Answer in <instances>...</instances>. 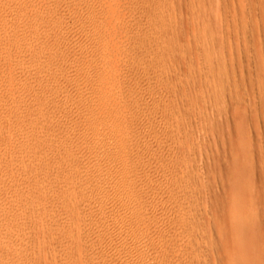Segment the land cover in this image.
Instances as JSON below:
<instances>
[{"label": "rangeland", "instance_id": "obj_1", "mask_svg": "<svg viewBox=\"0 0 264 264\" xmlns=\"http://www.w3.org/2000/svg\"><path fill=\"white\" fill-rule=\"evenodd\" d=\"M9 0H0V4H2V6L0 5V105L2 104V106H0V143L2 141V143L0 144V208L4 211H2L0 209V264H143V263H147V264H174L173 261L175 262V264H236L239 262L241 263L242 261H240L241 259H243V264H264V242L260 243V245H258V247H256L255 251L251 254V255H245L244 253L242 255H240V252L242 253L241 250H239L240 248L242 249V246L244 247V245L242 244L243 239L240 238L241 234H238V231H236L237 227L235 228L236 224V220H238L240 218H244L245 213L248 214L249 209L252 207H249V203L250 200H248V203H245L247 200V197L244 195L243 193H241L242 191L238 192L237 190H239L238 188L235 189V178L238 177L239 175H233L236 174V171L232 168L234 162L232 161V153L235 150V147L240 145V143L237 141L236 137L238 139L239 138V133H238V125L236 121H232L231 125L228 124L230 123V118H232V120H235L236 118H238V122L239 120H242L246 118V120L248 118L251 119L250 114H248V110H250V104H249V98L251 96L250 99H252V97H257L258 98V92L257 93H252L251 91H248L249 93L245 92V90L239 89V87H237L241 92L236 93V91H234L235 89L238 90L237 88L235 89H228L225 88L226 90L229 91V93L226 91V95L223 94L225 93V91H223L222 93V97L220 98L222 100L226 98L230 101L227 102L226 100H224V102H222L221 100L219 101V98L217 100L218 102V106L217 108H219L217 110V108L215 107L216 112L212 111V101L215 104V99L213 98L214 96H212V98L210 97L211 95V89L213 87L212 83L214 81H217L218 79V75L221 72H216L219 71V69H215V64L217 61V57H218V49L215 51V45L217 46V42L219 41L218 39H220V41L222 40V42H224V40L226 42L225 46L227 48V45L230 42H234L232 45L233 46H237L238 44L236 42H240L239 45L237 46V48H234L231 45V52H232V57L234 59L235 56H237L234 60L235 62L239 59L238 57V53L236 52V49L238 52H240V59L242 61V65L244 67H248L245 65H248L247 62L244 63V61H254L253 65L257 66V61H259L258 59L261 58L262 55H264V11H263V7H264V0H256L253 3V0H250L245 2L244 1L242 3V5H244L245 7H247V3L249 4V6L247 8H245V12L243 11L242 5L239 2H235L232 4H227V7L224 6L226 5L225 3L219 2L217 3H211L214 1H210V0H201V3L203 4V7H201L200 5H196V3L198 2V0H176L172 1V2H165V1H157V0H10L11 3L8 2ZM75 1V2H74ZM142 1V2H141ZM151 1V2H150ZM195 1V3H194ZM200 1V0H199ZM208 3H207V2ZM262 1V5L260 2ZM7 2V4H6ZM16 2V3H15ZM67 2V3H66ZM176 3V8L175 4ZM157 3V5H156ZM160 5H159V4ZM166 4V6L164 4ZM171 3V4H169ZM190 3V4H189ZM208 5H207V4ZM210 3V4H209ZM237 3V4H236ZM253 3V4H252ZM4 4L6 6H4ZM24 4V5H23ZM163 4V5H162ZM169 4V5H167ZM173 4V6H172ZM182 4V5H181ZM193 4V5H192ZM197 4H200V2H198ZM201 4V5H202ZM215 4V6H214ZM219 4V5H218ZM251 4V5H250ZM142 5V6H141ZM194 5H196L195 7H193ZM211 5V6H210ZM233 5H237L235 8H237L235 10V8L233 7ZM241 7H240V6ZM11 6V7H10ZM64 6V7H63ZM73 6V7H72ZM95 6V7H94ZM153 6V7H152ZM162 6V8H160ZM165 6V8H164ZM172 6V7H170ZM180 6V8H179ZM214 6L216 9H213ZM221 6V8H220ZM257 6V7H256ZM10 7V8H9ZM93 7V8H92ZM147 7V8H146ZM169 7V8H168ZM175 7V8H173ZM186 7V8H185ZM189 7V8H188ZM191 7V8H190ZM198 7V8H197ZM212 7V11L210 10V8ZM219 7L222 11H219ZM231 7V9H230ZM249 7L251 9H249ZM5 10H4V9ZM7 8V9H6ZM20 8V9H19ZM39 8V9H38ZM88 8V9H87ZM92 10H91V9ZM151 8V9H150ZM155 8V9H154ZM159 8V10H157ZM184 8V10H183ZM202 11L206 12H202L200 11L201 9ZM234 8V9H233ZM244 8V7H243ZM85 9V10H84ZM138 9V10H137ZM143 9V11H142ZM146 9V10H145ZM148 9V10H147ZM167 9V10H166ZM176 9V10H174ZM194 11V15H192V10ZM198 9V10H197ZM224 9V11H223ZM226 9V10H225ZM230 9V10H229ZM249 9V11H248ZM257 9V10H256ZM21 10V11H20ZM35 10V11H34ZM150 10V11H149ZM174 10V11H173ZM182 10V11H181ZM228 10V11H227ZM242 10V11H241ZM252 10V13H251ZM48 11V12H47ZM88 11V12H87ZM153 11V12H152ZM157 11V12H156ZM160 13H159V12ZM175 11H176V16H175ZM180 11V12H178ZM257 13H256V12ZM4 12V13H3ZM11 12V13H10ZM21 12V13H20ZM85 12V13H84ZM90 12V13H89ZM162 12V13H161ZM163 12H165L163 14ZM174 12V13H173ZM182 12V13H181ZM199 12V13H198ZM201 12V13H200ZM215 12V13H214ZM221 12V13H220ZM229 12V13H226ZM232 12V13H231ZM244 13H246L244 16ZM247 12H249L247 14ZM10 13V14H9ZM14 13V14H13ZM56 13V14H55ZM97 13V14H96ZM148 13V14H147ZM192 13V14H191ZM202 13H204L203 15H206V19L205 16H202ZM212 13V14H211ZM214 13V14H213ZM217 13L223 14L224 16H220V14L218 15ZM226 13V14H225ZM235 13V14H234ZM241 13V14H240ZM7 14V15H6ZM9 14V15H8ZM91 14V15H90ZM142 14V15H141ZM155 14V15H154ZM157 14V15H156ZM167 14V15H165ZM173 14V15H172ZM208 14V16H207ZM260 16H259V15ZM41 15V16H40ZM55 15V16H54ZM98 15V16H97ZM141 15V17L139 16ZM144 15V16H143ZM147 15V17H146ZM161 15V16H160ZM163 15V16H162ZM170 15V16H169ZM190 15V16H189ZM196 15L200 16L197 17ZM211 15V16H210ZM216 15V17H215ZM256 15V16H255ZM262 15V16H261ZM8 16L10 18H8ZM15 16V17H14ZM57 16V17H56ZM137 16V17H136ZM152 16V17H151ZM155 16V17H154ZM157 16V18H156ZM168 16V17H167ZM181 16V17H180ZM220 16V18H222V20L218 17ZM226 16V17H225ZM240 18L242 22H239L240 20L237 19ZM239 16V17H238ZM242 16V17H241ZM14 17V19H13ZM164 17V18H162ZM166 17V18H165ZM170 17L175 21H172V19H170ZM174 17V18H173ZM211 18L210 20L208 18ZM230 17V18H229ZM233 17V18H232ZM244 17H246V21L245 23H243V21L245 20ZM12 18V19H11ZM18 18V19H17ZM22 18V19H21ZM32 18V19H31ZM63 18V19H62ZM76 18V19H75ZM96 18V19H95ZM149 18V19H148ZM152 18V19H151ZM178 20V24H177V20ZM182 21H180L179 20ZM188 18V19H187ZM193 18V19H192ZM196 20H195V19ZM203 18V19H202ZM224 18V19H223ZM229 18V19H228ZM236 18V19H235ZM249 18V19H247ZM260 18V19H258ZM9 21H8V20ZM21 19V20H20ZM98 19V20H97ZM151 19V20H150ZM156 19V20H155ZM201 19V20H200ZM218 19V20H216ZM235 22H234V20ZM244 19V20H243ZM253 23H252V21ZM17 20V22L15 21ZM29 20V21H28ZM62 20V21H61ZM68 20V22H67ZM142 20V21H141ZM164 20V21H163ZM166 20V21H165ZM192 20V21H191ZM207 21L208 23H211L210 25H207L205 23L207 22H202L200 21ZM219 20H221V22H219ZM224 20V21H223ZM233 20V21H232ZM249 20V21H248ZM24 24H22L23 22ZM60 21V22H58ZM96 21V22H95ZM138 23H137V22ZM151 21V22H150ZM155 21V22H154ZM159 21V22H158ZM163 21V22H162ZM170 21V22H169ZM218 21V22H216ZM4 22V23H3ZM11 22L12 25H11ZM32 22V23H31ZM94 22V23H93ZM101 22V24H100ZM103 22V23H102ZM110 22V24H109ZM145 22V23H144ZM154 22V23H153ZM167 22V23H166ZM170 23V26L168 25ZM191 22V23H190ZM216 22V23H214ZM225 22V23H224ZM230 22V24H229ZM233 22V23H232ZM239 22V24H238ZM247 22V23H246ZM16 23V24H15ZM36 23V24H35ZM52 23V24H51ZM57 23V24H56ZM98 23V24H97ZM132 23V24H131ZM152 23V24H151ZM162 24V28L159 27L158 29L153 27V26H158L156 24ZM176 23V24H174ZM194 23V24H193ZM199 23V25H198ZM224 23V24H222ZM232 23V24H231ZM235 23V24H234ZM250 23V24H249ZM18 24V25H17ZM34 24V25H32ZM50 24V26H49ZM60 24V25H59ZM76 24V25H75ZM134 24V25H133ZM151 24V25H150ZM155 24V25H154ZM166 24V25H165ZM173 24V25H171ZM190 24V25H189ZM201 24V25H200ZM213 24V25H212ZM218 24V25H215ZM247 24V27H246ZM259 26H258V25ZM22 25V26H21ZM28 25V26H27ZM48 25V27H47ZM96 25V26H95ZM106 27H104V26ZM107 25V26H106ZM177 25V26H176ZM183 25V26H181ZM193 27H192V26ZM198 25V26H197ZM208 29H207V26ZM215 25V27L213 28V26ZM220 25V26H219ZM237 25V27H236ZM240 25V26H239ZM245 25V26H244ZM3 26L5 28H3ZM16 26V27H15ZM20 26V29H19ZM34 26V27H33ZM57 26V27H55ZM132 26V27H130ZM135 26V28H134ZM152 26V27H151ZM191 26V27H190ZM195 26V27H194ZM204 26V27H202ZM240 29H239V27ZM254 26V27H253ZM256 26V27H255ZM261 26V27H260ZM9 27V29H8ZM13 27V28H12ZM18 27V28H17ZM51 27V28H50ZM101 27V28H100ZM165 27V28H164ZM171 27V29L169 28ZM173 27V28H172ZM177 27V28H176ZM183 27V28H182ZM200 27V28H198ZM203 29H202V28ZM206 27V29H205ZM221 29L219 30L218 29ZM229 27V28H228ZM233 27L235 29H233ZM247 28V31H245V28ZM251 27V28H250ZM11 28V29H10ZM70 28V29H69ZM92 28V29H91ZM104 28V29H103ZM138 28V29H137ZM148 28V29H147ZM153 30H152V29ZM212 28V32L210 31V29ZM238 28V29H237ZM259 28V30H258ZM261 28V29H260ZM2 29V30H1ZM65 29V30H64ZM80 29V30H79ZM91 29V30H90ZM110 29V30H109ZM123 29V30H122ZM130 29V30H129ZM183 29V30H181ZM224 29V30H223ZM230 29V30H228ZM254 29V30H253ZM7 30H9V33L7 32ZM13 32H12V31ZM18 30V31H17ZM37 30V31H36ZM43 30V31H42ZM50 30V31H49ZM56 30V31H55ZM58 30V31H57ZM74 30V31H73ZM102 30V31H101ZM148 32H147V31ZM152 32H150V31ZM158 30V32H157ZM162 30V32H161ZM163 30H165L164 33ZM167 30V31H166ZM172 30V32H170ZM175 30V31H174ZM191 30V31H189ZM202 30V31H201ZM214 30V31H213ZM216 30V31H215ZM226 30V31H225ZM239 35H238V32ZM5 31V32H4ZM17 31V32H16ZM55 31V32H54ZM130 31V32H129ZM155 33H154V32ZM174 31V32H173ZM179 33H178V32ZM183 31V32H182ZM199 31V32H198ZM209 34L207 35L206 32ZM210 31V32H209ZM223 31V32H222ZM236 31V32H235ZM245 31V32H244ZM259 31H262L261 33H259ZM7 32V34H6ZM12 32V33H10ZM19 32V33H18ZM35 32V33H34ZM36 32H38L36 34ZM41 32V33H39ZM73 32V33H72ZM99 32V33H98ZM101 32V33H100ZM138 32V33H137ZM170 32V33H169ZM196 32H198L196 34ZM202 32V33H200ZM218 32V33H217ZM231 32V34H230ZM243 32L244 34L247 33L249 35V38H251V40L247 37L245 34V40L246 43H248L247 45H244L245 43L243 42ZM44 33V34H43ZM83 33V34H82ZM97 33V34H96ZM113 33V35H112ZM120 35H119V34ZM137 33V34H136ZM162 33V34H161ZM176 35H175V34ZM184 33V34H183ZM195 33V35H194ZM213 33L214 36H216L217 39H215V41L213 40L215 37H213ZM236 33L234 36L233 34ZM257 34V36L259 37H254L256 41H254L253 37H251L250 35L252 34V36H254V34ZM10 34V35H9ZM20 34V35H19ZM25 34V35H24ZM69 34V35H68ZM91 34V35H90ZM93 34V35H92ZM104 34V35H103ZM124 34V35H123ZM129 34V35H128ZM142 34V37H140ZM149 36H148V35ZM151 34V35H150ZM153 34H156L155 36ZM172 36H171V35ZM199 34V35H198ZM201 34V36H200ZM205 34L207 36H205ZM211 34V35H210ZM223 36H220L222 35ZM55 35V36H54ZM99 35V36H98ZM106 35V36H105ZM128 35V36H127ZM145 35V36H143ZM167 35V36H166ZM188 35V36H187ZM192 35V36H191ZM196 35H198V37H196ZM218 35V36H217ZM238 35V36H236ZM263 35V36H261ZM5 36V37H4ZM10 36H12L10 38ZM14 36V37H13ZM18 36V37H16ZM27 38H26V37ZM73 36V37H72ZM95 36V37H94ZM138 36V37H136ZM147 36V37H146ZM151 36V37H150ZM154 36V37H153ZM162 36V37H161ZM172 40H171V37ZM174 36V37H173ZM183 36V38L181 37ZM185 36V38H184ZM204 36H205V40H204ZM213 37L211 39H209V37ZM225 36V37H224ZM231 36V37H230ZM233 36V37H232ZM7 37V38H6ZM9 37V38H8ZM36 37V38H35ZM53 37V38H52ZM60 37V38H59ZM85 37V38H84ZM102 37V38H101ZM146 37V38H145ZM159 37V38H158ZM167 37V38H166ZM178 39H177V38ZM192 39L190 41V38ZM238 39V41L236 40V38ZM242 37V38H240ZM263 37V38H262ZM3 38V39H2ZM16 38V39H15ZM30 38V39H28ZM39 38V39H38ZM62 38V39H61ZM66 38V39H65ZM76 38V39H75ZM90 38V40L88 39ZM93 38V39H92ZM101 38V39H100ZM148 38V39H147ZM158 38V39H157ZM162 38V40L160 39ZM199 40H198V39ZM203 38V39H202ZM225 38V39H224ZM242 40H240V39ZM53 39V41H52ZM58 39V40H57ZM64 39V40H63ZM88 41H87V40ZM103 39V40H102ZM110 39V40H109ZM147 39V40H146ZM167 39V41H166ZM184 39V40H183ZM201 39V40H200ZM231 39V41L229 40ZM233 39V40H232ZM253 39V40H252ZM258 39V40H257ZM262 39V41H261ZM2 40V41H1ZM5 40V41H4ZM18 40V41H17ZM42 40V41H41ZM51 40V41H50ZM62 40V41H60ZM97 40V41H96ZM101 40V41H100ZM131 40L133 42H131ZM136 40V41H135ZM140 40V41H139ZM160 42H158V41ZM174 40V41H173ZM175 40L177 41V43L175 42ZM198 40V42H197ZM204 40V41H203ZM207 40V41H206ZM210 40V41H208ZM211 40H213V42H211ZM244 40V41H245ZM4 41V42H3ZM8 41V42H7ZM15 41V42H14ZM60 41V42H59ZM68 41V43H67ZM71 41V42H70ZM79 41V42H78ZM85 41V42H84ZM90 41V42H89ZM100 41V42H99ZM123 41V44L122 42ZM128 41V42H127ZM135 41V42H134ZM142 41V42H141ZM146 41V42H145ZM170 41V42H168ZM201 41V42H200ZM206 41V45L204 48L203 44ZM219 41V42H220ZM253 41V42H252ZM14 42V43H13ZM22 42V43H21ZM24 42V43H23ZM28 42V44H27ZM63 42V43H62ZM65 42V43H64ZM75 42V44H74ZM86 42L89 44H86ZM94 42V43H93ZM141 42V43H140ZM148 42V43H147ZM168 42V43H166ZM183 42V43H182ZM185 42V43H184ZM196 42L198 43V45L202 44L201 46L197 45ZM204 42V43H203ZM259 46V48L256 47V43ZM262 45H260L259 44ZM6 43V44H5ZM18 43V44H17ZM35 43V44H34ZM37 43L39 45L40 48L37 47ZM47 43V44H45ZM58 43V44H57ZM93 43V45H92ZM120 43V44H119ZM125 43V44H124ZM145 43V44H144ZM151 43V44H150ZM153 43V44H152ZM159 43V44H158ZM161 43V45H160ZM173 43V44H172ZM176 43V44H175ZM192 43V44H191ZM210 45H208V44ZM213 45H211V44ZM223 43V45H224ZM228 43V44H226ZM30 44V45H29ZM57 44V45H56ZM63 44V45H62ZM74 44V45H73ZM83 44V45H82ZM86 44V45H85ZM181 44V45H180ZM191 44V45H190ZM231 44V43H230ZM230 44L228 46H230ZM251 44V45H250ZM253 44V45H252ZM16 45V46H15ZM18 45V46H17ZM28 45V46H27ZM33 45V46H32ZM44 45V47H42ZM47 49H45L46 47ZM50 45V46H48ZM69 45V46H68ZM82 45V47H81ZM139 47H138V46ZM143 47H141V46ZM146 45V47H145ZM152 45V46H150ZM155 45V46H153ZM159 47H158V46ZM177 45V46H176ZM220 45H222L220 43ZM218 45V46H220ZM220 46L221 50L222 47L224 48L225 46ZM21 46L23 48H21ZM32 46V48H31ZM58 46V48H57ZM67 46V47H66ZM84 46V47H83ZM133 46V47H132ZM136 46V47H135ZM150 46V47H149ZM162 46V47H161ZM169 50H168V48ZM177 47V49L175 50V48ZM203 48L205 50L200 51V49L197 48ZM209 46V47H208ZM214 48H213V47ZM217 46V47H218ZM253 50H252V48ZM26 49H25V48ZM37 47V48H36ZM61 47V48H60ZM64 47V48H63ZM71 47V48H70ZM80 47V48H79ZM89 47V48H88ZM141 47V48H140ZM163 49H161V48ZM164 47L166 49H164ZM174 47V48H172ZM181 47V48H180ZM183 47V48H182ZM262 47V48H261ZM29 48V49H27ZM138 48L139 52H137L138 50L136 49ZM143 48V49H142ZM156 48L157 50L153 49ZM172 48V49H171ZM179 48V50H178ZM197 48V49H196ZM210 48V50H209ZM240 48V49H238ZM260 48L263 49L262 51H260ZM24 49V50H23ZM39 51H38V50ZM58 49V50H57ZM63 49V50H62ZM73 49V50H72ZM86 49V51H85ZM141 49L143 51H141ZM152 49V50H150ZM161 49V50H160ZM182 49V50H181ZM183 49L185 50V52L183 51ZM228 50H230L229 48H227ZM222 50L221 52L225 51L224 54L225 56L228 55V50ZM248 49V51L246 50ZM251 49V50H250ZM255 49V50H254ZM9 50V51H8ZM32 50V51H31ZM43 50V51H42ZM45 50V51H44ZM47 50V51H46ZM82 50V51H81ZM164 50V51H163ZM181 50V51H180ZM196 50V51H195ZM198 50V51H197ZM208 50V51H206ZM220 50V48H219ZM246 50V51H245ZM5 51V52H4ZM12 51V52H11ZM62 51V53H61ZM89 51V52H88ZM95 51V52H94ZM133 51V52H131ZM136 51V52H134ZM160 51H163L162 53ZM166 51V53H165ZM168 51V52H167ZM171 51V52H170ZM176 51V52H175ZM179 51V53H178ZM216 55H214L215 53ZM256 51V52H255ZM258 51V52H257ZM261 53H260V52ZM11 52V53H10ZM15 52V53H14ZM26 52V53H24ZM36 52V53H35ZM40 52V53H39ZM50 52V55L48 54ZM54 52V53H53ZM78 52V53H76ZM87 52V54H86ZM141 52V53H140ZM150 52V53H149ZM161 54H159V53ZM174 52V53H173ZM184 52V53H183ZM189 52V53H187ZM196 52L198 53L196 55ZM200 52V53H199ZM209 52V53H207ZM219 52V51H218ZM230 52V51H229ZM234 52V53H233ZM2 53V55H1ZM5 53V54H4ZM7 53V54H6ZM17 53V54H16ZM34 55H33V54ZM58 53V54H56ZM89 53V55H88ZM92 53V54H90ZM97 53V54H96ZM100 53V54H99ZM137 54V55H134ZM147 53V55H145ZM152 53V54H151ZM158 53V54H155ZM168 53V54H167ZM183 53V54H182ZM206 53V55H205ZM214 53V54H213ZM243 53V54H242ZM251 53V54H250ZM254 53V55H253ZM258 53V55H256ZM20 54V56H19ZM31 54V55H30ZM36 54V55H35ZM43 54V55H42ZM55 54L56 57L53 56ZM71 54V55H69ZM133 54V55H132ZM140 54V55H139ZM167 56H165V55ZM171 54V55H170ZM189 54V55H188ZM202 54V55H200ZM213 54V55H212ZM221 53L219 52V55ZM223 54V55H224ZM227 54V55H226ZM234 54H236L234 56ZM249 58H248V56ZM39 55V57H38ZM42 55V56H41ZM48 55V56H47ZM83 55V56H82ZM86 55V57H85ZM88 55V56H87ZM91 55V57H90ZM98 55V57L96 56ZM144 55V56H143ZM164 55V56H162ZM182 57H179L181 56ZM194 55V56H193ZM208 55V56H207ZM209 55L211 58H209ZM212 55V56H211ZM244 55V57H243ZM252 55V56H251ZM259 55H261L259 57ZM22 56V57H21ZM24 56V57H23ZM31 56V57H29ZM36 56V57H35ZM43 58H41V57ZM52 56V57H51ZM61 56V57H60ZM71 56V57H70ZM77 56V57H76ZM103 56V57H102ZM135 56V57H134ZM172 56V57H171ZM175 56V57H174ZM191 56V57H190ZM207 56V57H206ZM213 56H217L216 59ZM221 54V57H224ZM246 56V58H245ZM13 57V59H12ZM19 57V58H17ZM49 57V58H48ZM51 57V59H50ZM66 57V58H65ZM70 57V58H69ZM83 57L85 59H83ZM90 57V58H89ZM105 57V58H104ZM107 57V58H106ZM134 57V58H133ZM138 59H137V58ZM149 57V58H148ZM156 57V58H155ZM160 57V58H158ZM164 57V58H163ZM170 57V58H169ZM190 61H188L189 59ZM201 63H200V60ZM204 57V58H203ZM231 57V56H230ZM243 57V58H242ZM251 57V58H250ZM259 57V58H258ZM2 58V59H1ZM8 58V60H7ZM29 58V60H28ZM35 58V59H34ZM37 58V59H36ZM60 58V59H59ZM75 58V59H74ZM79 58V59H78ZM114 58V59H113ZM121 58V59H120ZM132 58V59H130ZM143 58V59H142ZM145 58V59H144ZM153 58V59H152ZM158 58V59H157ZM163 58V59H162ZM179 58L181 60H179ZM186 58V59H185ZM193 58V59H192ZM198 58V61H197ZM204 60H203V59ZM220 58V57H218ZM253 58V59H252ZM257 58V59H255ZM34 59V60H33ZM41 59V60H40ZM50 59V60H49ZM53 59V60H52ZM64 59V61H62ZM67 62H66V60ZM78 59V61H77ZM81 59V60H80ZM88 59V60H87ZM91 59V60H89ZM99 59V60H98ZM107 59V60H105ZM140 59V60H139ZM157 59V60H156ZM167 59V60H166ZM171 59V61H170ZM211 61V59H215L214 63L211 64L212 66H214L213 70L209 69L208 72L205 71V69L208 70V68L212 67H208V65L211 63H207L208 60ZM262 59L264 60V56H262ZM18 60V61H17ZM31 60V61H30ZM40 60V61H38ZM47 60V61H46ZM70 60V61H69ZM72 60V61H71ZM74 60L76 62H74ZM83 60V61H82ZM87 62H86V61ZM93 60V61H92ZM103 60V61H102ZM111 60V61H110ZM132 60V61H131ZM142 60V61H141ZM160 60V61H159ZM166 62H165V61ZM173 60V61H172ZM177 60V62H176ZM194 60V61H193ZM207 60V61H206ZM226 60V65L227 67H229L228 63L230 64L231 60L230 58ZM230 60V61H229ZM261 60V59H260ZM10 61V62H9ZM17 61V62H16ZM38 61V62H37ZM44 61V62H43ZM50 61V62H49ZM52 61V62H51ZM59 61V62H58ZM99 61V63H98ZM102 61V62H101ZM136 61V62H135ZM139 61V62H138ZM147 63H146V62ZM155 61V62H154ZM157 61V62H156ZM162 61V62H161ZM164 61V62H163ZM186 61V63H185ZM229 61V62H228ZM5 62V63H3ZM12 62V63H11ZM19 62V63H18ZM22 62V66L19 64ZM24 62V63H23ZM49 62V63H48ZM62 62V63H61ZM72 62V63H71ZM78 62V63H77ZM83 62V63H82ZM89 62V63H88ZM96 62V63H95ZM106 62V63H105ZM154 62V63H153ZM172 62V63H171ZM188 62V63H187ZM203 62V63H202ZM209 62V61H208ZM213 62V61H212ZM249 62V63H250ZM8 63V64H7ZM34 63V64H33ZM36 63V64H35ZM42 63V64H41ZM45 63V64H44ZM47 63V64H46ZM51 63V64H50ZM59 63V64H58ZM76 63V64H75ZM80 63V64H79ZM82 63V64H81ZM92 63V64H91ZM95 63V64H94ZM104 63V64H103ZM136 65H134V64ZM140 63L142 64V66L140 65ZM149 63V64H148ZM150 63H152V65H150ZM160 63V65H159ZM162 63V65H161ZM200 63V64H199ZM208 64L206 66H203L204 64ZM252 63V62H251ZM259 63V62H258ZM264 63V61H263ZM17 64V65H16ZM32 64V65H31ZM38 64V65H37ZM65 64V65H64ZM67 64V65H66ZM84 64V65H83ZM90 64V65H89ZM97 64V65H96ZM106 64V65H105ZM154 64V65H153ZM167 64V67H166ZM186 64V65H185ZM193 64V67L191 68ZM195 64V65H194ZM237 63H235V65H231V66H236L235 69L234 67H229L232 70H226L225 75H229L228 77L231 79V77L233 76V74H239L240 70L242 69L243 71H245L243 68L236 65ZM256 64V65H255ZM5 65V66H4ZM37 65V66H34ZM59 65V66H57ZM70 65V66H69ZM76 65V66H75ZM83 65V66H82ZM93 65V66H92ZM133 65V66H132ZM157 65V66H156ZM174 65V67H173ZM182 65V66H181ZM253 65H250L252 67H254ZM18 66V67H17ZM29 66V67H27ZM41 66V67H40ZM46 66V67H45ZM49 66V68H47ZM55 66V67H54ZM66 66V68H65ZM89 66V67H88ZM99 66V67H98ZM145 66V67H144ZM162 66V67H160ZM185 66H186V70H185ZM190 66V67H189ZM201 66V67H200ZM203 66V67H202ZM32 67V68H31ZM36 67V68H35ZM45 67V68H44ZM52 67V68H51ZM62 67V68H60ZM95 67V68H94ZM97 67V68H96ZM155 67V70H154ZM161 72H160V69ZM179 67V71H176V68ZM195 67H197L195 69ZM225 68H227L226 66H224ZM34 68V69H33ZM40 68V69H39ZM54 68V69H53ZM59 68V69H56ZM94 68V69H93ZM118 68V69H117ZM152 68V69H151ZM163 68V69H162ZM175 68V69H174ZM201 68V69H200ZM203 68V69H202ZM228 68V69H229ZM237 68V70H236ZM255 68V67H254ZM253 68V69H254ZM43 69V70H42ZM49 69V70H48ZM53 71H50L52 70ZM62 71H61V70ZM66 69V70H64ZM68 69V71H67ZM159 69V70H158ZM168 69V70H167ZM172 69V71H171ZM174 69V70H173ZM193 71H192V70ZM12 70V71H11ZM26 70V71H25ZM45 70V71H44ZM75 70V71H74ZM142 70V71H141ZM153 70V71H152ZM158 70V71H156ZM166 70V71H165ZM178 70V68H177ZM201 70V71H200ZM216 72H212L214 71ZM234 70H236L234 72ZM3 71V74H2ZM7 71V72H6ZM20 71V72H19ZM25 71V73H24ZM39 71V72H38ZM42 71V72H41ZM56 71V72H55ZM64 71V72H63ZM72 73H71V72ZM93 71V72H92ZM141 71V72H140ZM148 71V72H146ZM164 71V73H163ZM169 73H168V72ZM188 71V72H187ZM61 72V73H60ZM63 72V73H62ZM68 72V73H67ZM98 75H97V73ZM136 72V73H135ZM151 72V73H150ZM179 72L181 74H179ZM194 72V73H193ZM204 72H206V75L203 74ZM230 72V73H229ZM234 72V73H231ZM237 72V73H236ZM9 73V74H8ZM51 73V74H50ZM54 73V74H53ZM58 73V75L56 74ZM100 73V74H99ZM138 73V74H137ZM154 73V74H152ZM158 73V74H157ZM173 73V74H172ZM188 75H187V74ZM211 75V73L213 75L212 78L216 79V80H212L211 76L208 77V75ZM210 73V74H209ZM218 73V75H217ZM247 73V70L244 72ZM27 74V76H26ZM44 74V75H43ZM49 74H50V79H49ZM60 74H63L60 76ZM70 74V75H69ZM95 74V75H94ZM113 74V75H112ZM135 74V75H134ZM137 74V76H136ZM164 74L163 77L160 75ZM170 74L171 78H169L170 76L167 75ZM232 74V75H231ZM38 75V77H37ZM46 75V76H45ZM53 75V76H52ZM66 75V77H65ZM93 75V76H92ZM102 75V76H101ZM131 75L133 77H131ZM148 75V76H146ZM159 75V76H158ZM174 75V76H172ZM181 75V76H180ZM190 75V76H189ZM223 75V76H225ZM12 76V77H11ZM26 76V77H25ZM33 76V77H32ZM40 76V77H39ZM52 76V77H51ZM57 78H56V77ZM73 76V77H72ZM97 77V80L95 79ZM178 76V77H176ZM189 76V79H188ZM195 76L197 78H195ZM217 76V78H216ZM231 76V77H230ZM7 77V78H6ZM29 77V78H28ZM37 77V78H36ZM64 77V78H63ZM68 77V78H67ZM136 79H135V78ZM139 77V78H138ZM147 77V78H146ZM151 77V78H150ZM153 77V78H152ZM160 77V78H159ZM168 79H167V78ZM174 77V78H173ZM5 78V79H4ZM17 78V79H16ZM41 78V80H40ZM46 78V80L44 79ZM63 78V79H62ZM73 78V80H72ZM75 78V79H74ZM78 78V79H77ZM89 78V79H88ZM91 78V79H90ZM93 78V80H92ZM127 78V79H126ZM131 78V79H130ZM146 78V79H145ZM155 78V79H154ZM180 78V79H178ZM199 78V79H198ZM209 78V79H208ZM3 79V80H2ZM14 79V80H13ZM21 79V80H20ZM33 79V80H32ZM53 79V80H52ZM55 79V80H54ZM58 82L56 83L55 81ZM61 79V80H59ZM65 79V80H64ZM70 79V80H69ZM149 79V81L147 82V80ZM152 79V80H151ZM159 79V80H158ZM162 79V80H161ZM176 79V81H175ZM186 79V81L184 82V80ZM191 79V80H190ZM198 79V80H195ZM206 79L208 81H206ZM44 80V81H43ZM75 80V81H74ZM96 80V81H95ZM101 80V82H100ZM137 80V81H136ZM155 80V81H154ZM167 80V82H166ZM170 80V81H169ZM173 80V81H172ZM195 82H194V81ZM202 82H201V81ZM33 81V82H32ZM53 81V82H52ZM60 81V82H59ZM63 81V82H62ZM65 81V82H64ZM68 81V82H67ZM70 81V82H69ZM73 81V82H72ZM80 81H82V83L79 85ZM85 81V82H84ZM103 81V82H102ZM141 81V82H140ZM143 81V82H142ZM153 81V82H152ZM157 81V82H156ZM160 81V82H159ZM10 82V83H9ZM38 82V83H37ZM49 82V83H48ZM50 82H52L50 84ZM55 82V83H54ZM138 82V83H137ZM159 82V83H158ZM187 82V83H186ZM189 82V84H188ZM6 83V84H5ZM9 83V84H8ZM32 83V84H31ZM40 83V84H39ZM60 83L62 85H60ZM65 83V84H64ZM69 83V85H68ZM74 83V84H73ZM94 83V85H93ZM161 83V84H160ZM166 83V84H165ZM170 83V84H169ZM173 83V84H172ZM177 83V84H176ZM183 83V84H182ZM40 87H39V85ZM59 84V85H58ZM78 84V85H77ZM84 84V85H83ZM91 84V85H90ZM169 84V85H168ZM181 84V85H180ZM186 84V85H185ZM209 84H211L209 86ZM9 85V86H8ZM35 87H31V86ZM44 85V86H43ZM50 85V86H49ZM58 85V86H57ZM72 85V86H71ZM93 85V86H92ZM146 85V88H145ZM168 85V86H167ZM8 86V87H7ZM20 86V87H19ZM30 88H29V87ZM37 86V87H36ZM83 86V87H82ZM165 86V87H163ZM171 88H170V87ZM186 86V87H185ZM199 89L196 91V88ZM208 86H209V91H208ZM25 87V88H24ZM45 87V88H44ZM49 91H48V89ZM51 87V88H50ZM61 88V90H59ZM140 87H144V89L147 90L145 91L144 89H141ZM159 87V88H158ZM180 87V88H179ZM207 87V88H206ZM235 87V86H234ZM27 88H29L27 90ZM53 88V89H52ZM56 88V89H55ZM79 88V89H78ZM154 88V89H153ZM158 88V89H157ZM164 88V89H163ZM171 90H169V89ZM177 89L176 91L174 89ZM233 88V86H232ZM25 89V90H24ZM38 89H40L38 91ZM46 91H45V90ZM66 89V90H65ZM161 89V90H160ZM182 89V90H180ZM187 89V90H186ZM194 91L193 94H189L191 91ZM9 90V91H8ZM52 90H54L52 92ZM56 90V91H55ZM58 90V93H56ZM65 90V91H64ZM136 90V91H135ZM139 90V92L137 91ZM144 90V91H142ZM152 90V91H151ZM167 92H165V91ZM185 90V91H184ZM190 92H189V91ZM203 90V91H202ZM231 90L234 92V97L232 96L230 99L231 95ZM5 91V92H3ZM35 93H34V92ZM37 91V92H36ZM42 91H45L44 93ZM134 91V92H133ZM142 91V93H141ZM150 91V92H149ZM154 91V92H153ZM164 91V92H163ZM174 91V93H173ZM178 91V92H177ZM7 92V93H6ZM24 92V93H22ZM55 92V93H54ZM133 92V93H132ZM159 92V93H158ZM169 92V93H168ZM201 94H199V93ZM209 92V93H208ZM231 92V93H230ZM245 94L243 95L242 93ZM30 93V94H29ZM33 93V94H32ZM55 95H52V94ZM118 93V95L116 94ZM130 93V94H129ZM137 95H135V94ZM140 93V95H139ZM151 93V94H150ZM157 93V94H155ZM162 93V96H161ZM167 93V94H165ZM173 93V94H172ZM176 93V94H175ZM181 93V94H180ZM192 93V92H191ZM198 93V94H197ZM214 93V90L213 92ZM236 93V96H235ZM247 93V94H246ZM50 94V95H49ZM64 94V95H63ZM142 94V95H141ZM150 95V96H147ZM155 94V96H154ZM166 97H164L163 96ZM172 94V96H171ZM175 94V97H174ZM178 94V95H177ZM187 94V95H186ZM189 94V95H188ZM205 96H204V95ZM209 94V96H208ZM232 94V95H233ZM253 94H255L256 96H254ZM38 95V96H36ZM68 95V97H67ZM125 95V96H124ZM132 95V96H131ZM146 95V96H145ZM151 95L152 98H151ZM177 95V96H176ZM182 95V96H180ZM194 95V96H193ZM198 95V96H197ZM219 95V94H218ZM217 95V96H218ZM224 95V97H223ZM243 95V96H242ZM250 95V96H248ZM25 96V97H24ZM41 96V97H40ZM54 96V98H53ZM61 96V97H60ZM116 96V97H115ZM120 96V97H119ZM124 96V97H123ZM128 98H127V97ZM139 96V97H138ZM161 96V97H160ZM168 96V98H167ZM184 96V97H183ZM190 96H192V99H194V101L190 98ZM204 96V97H203ZM216 96V98H217ZM239 96V97H238ZM44 97V99L42 98ZM48 97V98H47ZM57 97V98H56ZM67 97V98H66ZM132 97V98H131ZM136 99H135V98ZM143 99H142V98ZM148 97V98H147ZM174 97V98H173ZM199 97V98H198ZM210 97V98H209ZM245 97V98H244ZM26 98V100H25ZM35 98V100H33ZM41 99L40 102L39 100L36 101V99ZM58 98H60L61 101L58 100ZM119 98H121L122 100H120ZM124 98V99H123ZM127 98V99H126ZM151 98V99H150ZM154 98V99H153ZM157 98V99H156ZM171 98V99H170ZM173 98V100H172ZM184 98V99H183ZM189 98V99H188ZM196 98V100H195ZM197 98L199 99V101L197 100ZM205 98V99H204ZM241 98V99H239ZM4 99V100H3ZM51 99V100H50ZM132 99V101H131ZM141 99V100H140ZM147 99V100H146ZM165 99V100H164ZM167 99V100H166ZM210 99V106L208 105V103L206 102L207 100L209 101ZM245 99V100H244ZM247 99V100H246ZM253 99V100H254ZM33 100V101H32ZM64 100V101H63ZM127 100V101H126ZM143 100V101H142ZM164 100V101H163ZM173 104L172 103V101ZM189 100V101H188ZM190 100H192L190 102ZM212 100V101H211ZM234 100H237V102L233 103ZM240 100V101H239ZM7 101V102H6ZM20 101V102H19ZM54 101V102H53ZM58 103H57V102ZM125 101V103L123 102ZM133 101H135L133 103ZM139 101V104H138ZM160 101V102H159ZM169 101V102H168ZM175 101V102H174ZM178 103H177V102ZM185 101V104L184 102ZM196 101V102H195ZM226 101V102H225ZM4 102V103H3ZM24 102V103H23ZM50 104H49V103ZM56 102V103H55ZM121 102V103H119ZM130 102V103H129ZM137 102V104H136ZM148 104H146V103ZM151 102V103H149ZM159 102V103H158ZM204 102V103H203ZM206 102V104H205ZM241 103V105H239V103ZM33 103V104H32ZM46 103V104H45ZM55 103V105H54ZM63 103V104H62ZM110 103V104H109ZM118 103V104H117ZM128 103V107L127 106ZM142 103V105H141ZM162 103V104H161ZM168 103V104H167ZM170 103V104H169ZM177 103V104H176ZM200 105H199V104ZM219 103H223L224 106V110H223V106L222 104L219 105ZM228 103V107H226V105ZM231 103V104H230ZM238 104L235 106H231L233 104ZM248 103V105H246ZM20 104H24V105H20ZM32 104V105H31ZM105 104V106H104ZM130 104V105H129ZM133 106H132V105ZM144 104V105H143ZM151 104V105H149ZM154 104V105H153ZM158 104V105H157ZM174 106H173V105ZM178 104H180V107L177 106ZM191 104V105H190ZM198 104V105H196ZM205 104V106H204ZM213 104V105H214ZM243 104V106H242ZM36 105V106H35ZM49 106L47 108V106ZM101 105V106H100ZM109 105V107H108ZM111 105V106H110ZM121 108H120V106ZM135 105V106H134ZM137 105V107H136ZM176 108V110H174V108L170 107V106ZM186 105V106H185ZM211 107V108H208ZM24 106V107H22ZM55 106V107H54ZM60 106V108H59ZM65 106V107H64ZM130 106V107H129ZM138 106H140L138 108ZM143 106V107H142ZM148 106V107H147ZM162 107H164L162 110ZM168 106V107H167ZM197 106V107H196ZM199 106V107H198ZM203 106V107H202ZM233 107V108H229ZM242 108H241V107ZM6 107V108H5ZM35 107V108H32ZM63 107V108H62ZM104 107V108H103ZM126 107V108H125ZM133 107V108H131ZM142 107V108H141ZM145 107V108H144ZM179 107V108H177ZM194 107V108H193ZM222 107V110H221ZM235 107V109H234ZM238 107V109L236 108ZM241 109H240V108ZM243 107H245L244 112H246L247 114L245 115V113H243L246 117L244 118V116L242 114V110ZM51 110H50V109ZM122 108H125L122 109ZM129 108V110H128ZM133 110H131V109ZM136 108V109H135ZM150 108V109H148ZM157 108V109H156ZM186 108V109H185ZM214 108V107H213ZM5 111H4V110ZM15 109V110H14ZM17 109V111H16ZM19 109V110H18ZM26 109V111L24 110ZM29 111H28V110ZM68 109V110H67ZM101 109V110H100ZM109 109V112L108 110ZM144 111H142V110ZM153 109V110H151ZM155 109V110H154ZM180 109V110H179ZM189 111H188V110ZM191 109V110H190ZM198 109V110H197ZM202 109V110H201ZM207 109V110H206ZM209 109H211L209 111ZM233 111L231 114V110ZM22 110V111H21ZM62 110V111H61ZM121 110H124L122 112H120ZM128 110V111H127ZM141 110V111H140ZM146 110V111H145ZM169 110H173L172 112ZM220 110L222 112H220ZM227 110V111H226ZM230 110V111H229ZM234 110H236V113L234 112ZM247 110V111H246ZM81 111V112H80ZM119 111V112H118ZM130 111V112H129ZM136 111V112H134ZM151 111V112H150ZM154 111V112H153ZM156 111V112H155ZM161 113H159V112ZM168 111V112H167ZM181 111V112H179ZM183 111V113H182ZM197 111V112H196ZM208 113H205V112ZM220 115H219V113ZM228 113L227 118H226V114H224L225 112ZM229 111V112H228ZM242 111V112H241ZM30 112V113H29ZM33 112V114L31 113ZM56 112V113H55ZM115 112V114H114ZM125 112V113H123ZM134 112V113H133ZM147 112V113H146ZM175 114H174V113ZM178 112V113H176ZM197 114H196V113ZM213 112V115H212ZM250 112V111H249ZM28 113V114H26ZM87 113V114H86ZM89 113V115H88ZM97 113V114H96ZM103 113V114H102ZM105 113V114H104ZM108 115H107V114ZM123 113V114H120ZM138 113V114H136ZM143 113V114H142ZM146 113V114H145ZM154 113V114H152ZM166 113V114H165ZM182 113V114H181ZM188 115H187V114ZM192 113V114H191ZM225 117L224 120L227 122H225L223 120V118L221 117L223 114ZM5 114V115H3ZM64 114V115H63ZM85 114V115H84ZM119 114V115H118ZM127 114V116H126ZM133 114V116L131 115ZM142 114V115H140ZM148 114V115H147ZM157 114V115H156ZM190 114L192 117H190ZM200 114V116H199ZM206 114H208L207 116H205ZM211 114V115H210ZM215 114L217 116H215ZM232 116H231V115ZM114 115V116H112ZM117 115V116H116ZM121 115V116H120ZM146 115V116H145ZM152 115V116H151ZM160 115V117H159ZM162 115V116H161ZM164 115V116H163ZM171 115V116H170ZM179 115V116H178ZM183 115V117H182ZM203 115V116H202ZM230 115V116H229ZM235 115V116H234ZM249 117H248V116ZM59 116V117H58ZM112 116V117H111ZM126 116V117H124ZM148 117L147 119L145 117ZM178 116V120L177 121H181L177 122L176 121V117ZM185 116L188 118L185 120ZM197 116V117H196ZM202 118V119H200ZM208 116L210 117V120L208 121ZM214 116V119H213ZM237 116V117H236ZM240 116V118H239ZM50 117V118H49ZM102 117V118H101ZM117 117V118H116ZM122 117V118H121ZM132 117V118H131ZM140 120H139V118ZM145 119H143V118ZM156 117V118H155ZM175 117V118H174ZM228 117H230L228 119ZM53 118V119H52ZM58 118V119H57ZM62 118V119H61ZM107 118V119H106ZM116 118V120H115ZM124 118L126 120H124ZM130 122H129V120ZM132 120H131V119ZM135 118V119H134ZM138 118V119H137ZM155 118V119H154ZM160 118V119H159ZM164 118V119H163ZM173 118V119H172ZM180 118H184V119H180ZM194 118V119H193ZM196 118V119H195ZM199 118L200 121L202 122L203 125L205 126H212V125H216V128H219L218 130H215L214 128L213 131L210 129L209 127H205L202 126L200 121L197 119ZM206 118V119H205ZM219 118V119H218ZM44 119V120H43ZM86 121H83V120ZM105 119V120H103ZM113 121H111V120ZM149 119V120H148ZM173 121H172V120ZM212 119V121H211ZM57 120V121H56ZM101 120V122H100ZM144 120V121H143ZM147 120V122H146ZM160 120V121H159ZM165 120V121H164ZM192 120V121H191ZM196 120V121H195ZM207 120V121H206ZM216 122H214V121ZM223 124V128L221 123L218 126L217 121ZM229 120V122H228ZM47 121V122H46ZM60 121V122H59ZM93 121V123H92ZM115 121V122H114ZM132 121V122H131ZM134 121V122H133ZM136 121H138L139 123H137ZM150 121V122H149ZM155 121V122H154ZM169 121V123H168ZM188 123H187V122ZM205 121V123H204ZM44 122V124L42 123ZM52 122V123H51ZM121 122V123H120ZM143 122V123H142ZM152 122V123H151ZM163 122V123H162ZM173 122V123H172ZM175 122V123H174ZM177 122V124H176ZM192 122H194L195 124H192ZM210 125H209V123ZM211 122H214L215 124H212ZM224 122L228 125L227 127L224 126ZM258 122L261 125V121L260 119L258 120ZM5 123V124H4ZM59 123V124H58ZM83 123V124H82ZM88 123V124H87ZM92 123V125H91ZM97 123V125H96ZM99 123V124H98ZM108 123L110 124L109 126H111L109 128ZM115 123V124H114ZM121 124V126H119V124ZM124 123V124H123ZM145 123V124H144ZM155 123V124H154ZM186 123V124H185ZM192 125H191V124ZM198 123V124H197ZM207 123V124H206ZM236 123V124H233ZM13 126H11V125ZM42 124V125H41ZM53 126H51V125ZM61 124V125H60ZM87 127H86V125ZM91 126H90V125ZM117 124V125H116ZM127 126H126V125ZM129 124V126H128ZM134 128H136L134 130ZM161 126H160V125ZM177 126H175V125ZM48 125V126H47ZM94 125V127H93ZM119 128V129H116ZM138 125V126H137ZM155 125V126H154ZM174 125V126H172ZM195 125V127H194ZM197 125V126H196ZM230 125V126H229ZM4 126V127H3ZM11 126V127H10ZM42 126V127H41ZM44 126V127H43ZM51 126V127H50ZM70 126V127H69ZM75 126V127H74ZM78 126V128H76ZM79 126L81 128H79ZM89 126V127H88ZM106 126V127H105ZM112 126L114 127L112 129ZM145 126V127H144ZM158 129H156L157 127ZM163 126V127H162ZM167 126V127H166ZM171 126V127H169ZM180 126V128L177 129V127ZM187 126V128H186ZM218 126V127H217ZM233 126L235 127V131L237 129V135L233 132ZM253 127L252 124L250 123L249 125V137L250 140L255 142L257 144V141H255V138L253 137V135L255 134V130L253 131ZM9 127V128H8ZM18 127V128H17ZM30 127V128H29ZM46 127H48L46 129ZM67 127V128H66ZM86 129H84V128ZM93 127V128H91ZM98 127V128H96ZM108 127V129H107ZM149 127L150 130L147 128ZM174 127V128H173ZM176 127V128H175ZM189 127V128H188ZM192 127V128H191ZM213 127V126H212ZM229 127V129H227ZM233 129H232V128ZM14 128V129H13ZM43 128V129H41ZM55 128L56 130L60 129L59 131L53 129ZM61 128L63 129V131L61 130ZM83 128V129H82ZM125 128V129H122ZM129 128V129H128ZM155 128V129H154ZM161 128V129H160ZM172 133H174L172 140H171V133H169V131ZM169 128H171L172 130H170ZM197 129V130H194ZM203 130H202V129ZM5 129V130H4ZM11 129V130H10ZM18 129V131L16 132V130ZM27 129V130H26ZM40 131H39V130ZM72 130V132L70 133V131L68 130ZM74 129L76 132H74ZM79 129V130H78ZM90 131H88V130ZM97 129V131H96ZM105 129V130H104ZM114 129H116V131H114ZM133 129V130H132ZM145 134H143L142 130ZM187 129V130H186ZM190 129V131H189ZM229 133V135L231 134L232 136L229 137L227 136L226 131ZM12 130H14L12 132ZM22 130V131H21ZM30 130V131H29ZM42 130V131H41ZM53 130V131H52ZM85 130V131H84ZM87 130V131H86ZM94 130V131H93ZM134 131L133 133L131 131ZM138 130H141V132L139 133ZM147 130V131H146ZM154 130V131H153ZM156 130V131H155ZM161 130V131H160ZM164 130V132H163ZM176 130V131H175ZM193 130V131H192ZM204 130H207L204 132ZM223 130V131H222ZM263 130V129H262ZM6 131V132H4ZM8 131V132H7ZM51 131V132H50ZM80 131V132H79ZM92 131V132H91ZM103 131V132H102ZM112 131V132H111ZM129 131V133H127ZM168 131V132H167ZM177 131L179 132L178 135ZM210 131V132H209ZM220 132V134L223 136H220V134L217 133ZM254 134H253V132ZM4 134H2V133ZM10 132V133H9ZM12 132V133H11ZM19 132V134H18ZM21 132V133H20ZM24 132V133H23ZM39 134H38V133ZM55 132V133H53ZM62 132V133H61ZM69 132V133H68ZM83 132V135L81 136ZM94 134H91L93 133ZM124 132V133H123ZM126 132V134H125ZM156 132V133H155ZM181 132L183 133V137L179 138L181 135ZM196 132V133H195ZM203 132V135H202ZM223 132V133H222ZM16 133V134H15ZM23 133V134H22ZM28 133V134H27ZM31 133V134H30ZM34 133V134H33ZM75 133V134H74ZM85 133V134H84ZM119 133V134H118ZM152 133V134H151ZM156 135V138L155 135ZM160 133V134H159ZM169 133V134H167ZM209 135H207V134ZM212 133L216 136L213 135L212 137ZM9 134V135H8ZM22 134V135H21ZM42 136H41V135ZM59 134V135H58ZM80 136H79V135ZM125 135L124 136H121ZM137 134V135H136ZM191 134V135H190ZM195 134V135H194ZM199 134V135H198ZM205 134V135H204ZM30 135V136H29ZM46 135V136H45ZM52 135V136H51ZM58 135V136H57ZM62 135V136H61ZM68 135V136H67ZM74 135V136H73ZM128 135V136H127ZM136 135V136H135ZM154 135V136H153ZM159 135V136H158ZM167 138V140L164 138ZM176 135V136H175ZM193 135V136H192ZM198 135V136H197ZM256 135V134H255ZM12 136V137H11ZM15 136V137H14ZM40 138H39V137ZM48 136V138H47ZM60 136V137H59ZM67 138H66V137ZM135 136V137H133ZM139 136V137H138ZM146 136V137H145ZM149 136V137H148ZM151 136V138H150ZM166 136H169L166 137ZM172 136V135H171ZM185 136H187L186 139ZM195 136V137H194ZM205 136V138H204ZM227 136V137H225ZM4 137V138H3ZM22 140H20L19 138ZM24 137V138H23ZM45 137V138H44ZM50 137V138H49ZM59 137V138H58ZM69 137V138H68ZM74 137V138H73ZM83 137V138H82ZM116 137V139H115ZM123 137V138H121ZM130 137V138H129ZM138 137V138H137ZM144 137V138H143ZM162 137V138H161ZM178 137V138H176ZM192 137V138H191ZM198 137L199 140L195 141ZM202 137V138H200ZM208 139H207V138ZM216 139H215V138ZM17 138V139H16ZM47 138V139H46ZM86 138V140H85ZM114 138V140H112ZM118 138V139H117ZM127 138V139H126ZM134 138V139H133ZM193 139V148L192 146L190 147L191 144H189L188 146L190 147V149L186 146L187 143H192L190 141ZM212 138V139H209ZM232 140H231V139ZM44 141H43V140ZM60 139V141H59ZM71 141H70V140ZM122 139V140H121ZM125 139V140H123ZM133 139V140H132ZM152 139V140H151ZM180 141H178V140ZM205 141V139L209 140V142ZM254 139V140H253ZM9 140V141H8ZM17 140L19 142H17ZM32 140V141H31ZM54 140V141H53ZM127 140V141H126ZM144 140V141H142ZM148 140V141H146ZM157 140V141H156ZM159 140V142H158ZM166 140V141H165ZM183 140V141H182ZM201 140V142H200ZM225 141L224 145L221 144L223 142L221 141ZM257 140V139H256ZM8 141V142H7ZM11 141V142H10ZM49 141V142H48ZM52 141V143H51ZM67 143H66V142ZM86 141V142H85ZM115 141V143H114ZM119 141V143H118ZM124 141V142H123ZM182 141V142H181ZM189 141V142H186ZM221 143H220V142ZM227 141V142H226ZM17 144H16V143ZM35 142V143H34ZM37 142V143H36ZM57 142V143H56ZM111 143V146L109 143ZM113 142V143H112ZM122 142V143H121ZM132 142V143H130ZM137 142V143H136ZM144 142V143H142ZM155 142L158 143L154 144ZM166 144H165V143ZM174 142V143H173ZM199 142V143H197ZM205 143L203 144L202 150H201V143ZM214 142V144L212 143ZM230 142V144H229ZM235 142H238V145L235 144ZM8 143V144H7ZM21 143V144H19ZM46 143V144H44ZM50 147H49V144ZM73 143V144H72ZM77 143V144H76ZM118 143V144H117ZM125 143V144H123ZM129 143V145H128ZM134 143H136L135 145H133ZM148 143V144H147ZM172 143V144H171ZM178 143V144H177ZM182 143V144H180ZM184 143V144H183ZM206 143L208 145H206ZM213 144L215 146H212L210 144ZM220 145H219V144ZM233 143V144H232ZM12 144V145H11ZM81 144V145H80ZM85 144V145H84ZM95 144V145H94ZM116 144V145H115ZM142 144V145H141ZM152 144V147H151ZM162 144V145H161ZM165 144V145H164ZM168 144V145H167ZM199 144L198 146L200 148L195 149L196 145ZM232 144V145H231ZM7 145V146H6ZM26 145V146H25ZM30 145V146H29ZM34 145V146H33ZM43 145V147H42ZM67 145V146H65ZM77 145V146H76ZM88 145V146H87ZM98 147H97V146ZM102 145V146H101ZM108 145V146H107ZM125 147H124V146ZM128 145V147H127ZM141 145V147H140ZM155 145V146H154ZM167 145V146H166ZM170 145V146H169ZM173 145V146H172ZM177 145L179 148V151L177 153ZM218 145V146H217ZM222 145V146H221ZM231 145V146H230ZM3 146V147H2ZM16 146H20L17 147L19 149L16 148ZM23 146V147H22ZM82 146V148H81ZM85 146V147H84ZM114 146V147H113ZM116 146V147H115ZM118 146V147H117ZM123 148H122V147ZM132 147V151L130 150V148ZM136 146V147H135ZM149 147V150L145 147ZM154 146V147H153ZM164 146V148H163ZM175 146V147H174ZM183 146V147H182ZM186 146V147H184ZM209 146V147H208ZM220 146V147H219ZM233 146V147H232ZM2 147V149H1ZM7 147V148H6ZM33 147V148H32ZM37 147V148H36ZM48 147V148H47ZM53 147V148H52ZM62 147V148H61ZM79 147V148H78ZM89 147V148H88ZM102 147V148H101ZM104 147V148H103ZM112 147V148H111ZM122 149H121V148ZM130 147V148H129ZM135 147V148H134ZM156 147V149H155ZM159 147V148H158ZM167 147V148H166ZM180 147L183 148V153H181ZM207 147L209 148V150H207ZM225 147V149H224ZM232 147V148H231ZM238 147H236V150L238 149ZM16 148V149H14ZM23 148V149H22ZM47 148V149H46ZM68 148V150H67ZM81 148V149H80ZM95 148V149H94ZM111 148V149H110ZM118 148V149H117ZM127 148V149H126ZM143 148V149H141ZM177 148V149H176ZM181 148V149H182ZM211 148V149H210ZM213 148V149H212ZM217 148V149H215ZM219 148V150H218ZM226 148L228 151H226ZM230 151H229V149ZM36 151H34V150ZM38 149V150H37ZM45 149V150H44ZM51 149V151H50ZM80 151H79V150ZM98 149V151H97ZM113 149V150H112ZM115 149V150H114ZM119 151H117V150ZM121 149V150H120ZM170 149H171V153H170ZM174 149V150H173ZM188 151H187V150ZM199 149V150H197ZM224 149V151L222 150ZM234 149V150H233ZM12 150V151H11ZM16 150V151H15ZM29 150V152H28ZM40 150V151H39ZM46 150L48 153V156H46ZM56 150V151H54ZM58 150V151H57ZM63 150V151H62ZM66 150V151H65ZM73 150V151H71ZM87 150H89L87 152ZM102 150V151H101ZM108 150V152H107ZM110 150V151H109ZM129 150V151H128ZM142 150V151H140ZM147 152H145V151ZM154 150V151H153ZM158 150V152H157ZM160 150V151H159ZM166 153H165V151ZM212 150V151H211ZM215 150V153L218 152V155L214 154V157L212 154V152ZM232 150V151H231ZM2 151V153H1ZM8 151V152H7ZM12 153H11V152ZM21 151V152H20ZM43 151V152H42ZM50 151V152H49ZM76 153H75V152ZM86 151V152H85ZM112 151V152H111ZM122 151V153H121ZM127 153H126V152ZM131 151V153H130ZM153 151V152H152ZM168 151V152H167ZM176 151V152H175ZM191 151V152H190ZM195 151V152H194ZM199 151V152H198ZM207 153H206V152ZM219 151H222L225 155H228L225 157L224 155H222L221 153H219ZM57 152V153H56ZM60 152V153H59ZM74 152V153H73ZM78 152V153H77ZM98 152V153H97ZM111 152V156L109 155V153ZM116 152V153H115ZM129 152V153H128ZM142 152V153H140ZM145 152V153H144ZM150 152H152L150 154ZM155 152V153H154ZM163 152V153H162ZM180 152V155H179ZM186 152V153H185ZM189 152V153H188ZM8 155H7V154ZM10 153V154H9ZM17 153V154H16ZM20 153V154H19ZM36 153V154H35ZM42 153V154H41ZM96 153V154H95ZM102 153V154H101ZM113 153V154H112ZM114 153L116 155H114ZM133 153V155H132ZM159 153V154H158ZM169 153V154H168ZM173 153V154H172ZM175 153V154H174ZM194 153V154H193ZM196 153V154H195ZM210 153V155H208ZM14 154V155H13ZM22 154V155H21ZM40 154V156H39ZM45 154V155H44ZM59 156H57V155ZM76 154V155H75ZM84 154V155H83ZM106 156H105V155ZM122 154V155H121ZM124 154V156H123ZM126 154V155H125ZM138 154H140L138 156ZM159 156H158V155ZM165 154V157H164ZM171 154V155H170ZM178 154V155H176ZM184 154V155H183ZM204 154V158L201 159L203 157ZM18 155V156H17ZM51 155V156H50ZM75 155V156H74ZM79 155V156H78ZM81 155V156H80ZM110 157H107V156ZM123 156L120 157L119 156ZM131 158H130V156ZM138 157H137V156ZM142 155V156H141ZM151 155V157L149 156ZM158 159H156L155 157ZM157 155V156H156ZM176 155V156H174ZM188 155V156H187ZM198 158H200L201 156V160H204L203 163H200V159H196V156ZM200 155V156H199ZM9 156V157H8ZM15 158H14V157ZM29 156V158H28ZM51 159H49L50 157ZM77 156V157H76ZM99 156V157H98ZM127 156V158L125 157ZM145 156V157H144ZM186 158H185V157ZM217 156V157H215ZM53 157V158H52ZM55 157V158H54ZM102 157V158H101ZM118 157V159H117ZM149 157V158H148ZM154 157V158H153ZM173 157V159H172ZM193 157V158H192ZM210 159L208 161V159L205 160V158ZM227 157H228V160ZM12 158V159H11ZM14 158V161H13ZM48 158V159H47ZM93 158V159H92ZM136 158V160L134 159ZM138 158V160H137ZM144 158V159H143ZM212 158V159H211ZM216 158L215 161H217V163H219L220 165H218L221 168V171L219 172L220 168L217 165L216 162H214L213 160ZM28 159V160H27ZM45 159V160H44ZM104 159V161L102 160ZM122 161H121V160ZM127 159V160H126ZM129 159V160H128ZM140 159V160H139ZM146 161H142V160ZM151 159V160H150ZM164 159V160H163ZM172 159V160H171ZM175 159L177 162H175ZM181 161H180V160ZM184 159V160H182ZM229 159L232 161H229ZM8 160L10 161V163L8 162ZM46 160H48V162H46ZM57 160V161H56ZM108 160V161H107ZM111 160V161H110ZM118 160V161H117ZM135 161V162H131V161ZM155 160V161H154ZM171 160V161H170ZM189 160V161H187ZM223 164L220 163V161ZM3 161V162H2ZM38 161V162H36ZM121 161V162H120ZM136 161L138 166H136ZM150 161V162H148ZM164 161V162H163ZM187 161V162H186ZM193 161V164H192ZM196 161V162H195ZM213 161V163H212ZM131 162V163H130ZM141 162V164H140ZM155 162V163H154ZM161 164H160V163ZM168 162V163H167ZM175 162V163H174ZM179 162L181 164H179ZM191 162V163H190ZM195 162V163H194ZM207 162V163H206ZM227 162V164H225ZM230 162V163H229ZM3 163V164H2ZM53 163V164H52ZM108 163V164H107ZM113 163V164H112ZM121 163V164H119ZM154 163V164H153ZM164 163V164H163ZM177 163V164H176ZM183 163V164H182ZM200 164V166L205 164V166L207 167V171H205L204 169L206 167H203V170H201V167L199 168L198 164ZM215 165L217 167H214L211 165ZM232 163V164H231ZM8 164V165H7ZM15 164V165H14ZM27 164V165H26ZM65 164V165H64ZM67 164V165H66ZM76 164V165H75ZM83 164V165H82ZM122 164L124 165V167L122 168ZM130 164V165H128ZM150 166L145 168V165ZM150 164V165H149ZM163 164V165H162ZM166 164V165H165ZM170 164V165H169ZM176 164V166H175ZM186 164V165H185ZM193 165L192 167H198V171L200 172V176L203 175V177L201 176V178L199 179L200 176L195 177V180H199L198 182H201L200 184L203 185L204 187H206V190H203L205 188L202 189V187L200 186V184H197V182L194 180L192 183L190 181H180V183H182L181 185H179V182L176 183V194L178 192V196L184 199V205L183 208L186 209L184 210V212H177V210L175 209L176 206V202L174 200V198L171 200V198L173 197V195H168L169 191L170 194H172L173 192V188L175 187L173 182H172V178L175 177V173L178 174V172L176 170H178V168L180 169V171H184V169L181 170V168H185L187 170V167L192 168L190 165ZM209 165V167L207 165ZM225 164V165H224ZM6 165V166H5ZM42 165V166H41ZM44 165V166H43ZM62 165V166H61ZM120 165V166H119ZM127 165V166H126ZM135 165V167H134ZM159 165V166H158ZM167 169V173H166V168ZM172 165V167H171ZM174 165V166H173ZM187 167H184V166ZM212 168H211V166ZM36 166V167H34ZM113 166V167H112ZM126 166V167H125ZM131 166V167H129ZM133 166V167H132ZM155 166V167H154ZM158 166V167H156ZM180 166V167H179ZM228 166V167H226ZM2 167V168H1ZM59 167V168H58ZM62 167V168H61ZM71 167V168H70ZM121 167V170H120ZM138 167V169L136 168ZM141 167V168H140ZM154 167V168H153ZM162 167V168H161ZM177 167V169H176ZM214 167V168H213ZM61 168V170H60ZM111 170H110V169ZM115 168V169H114ZM119 168V170H118ZM134 168V169H132ZM146 170H145V169ZM161 168V169H160ZM164 168V169H163ZM75 169V170H74ZM108 169V170H107ZM125 169L127 170L126 172ZM140 169V170H139ZM149 169V170H148ZM153 169V170H152ZM155 169V170H154ZM171 169V170H170ZM217 171H215V170ZM32 170V171H31ZM77 170V171H76ZM102 170V171H101ZM113 170V171H112ZM133 170V171H132ZM170 170V171H169ZM214 170V171H213ZM225 170V174L224 171ZM34 171H38L37 173ZM43 171V172H42ZM64 171V172H63ZM71 171V172H70ZM74 171V172H72ZM86 171V172H85ZM91 171V172H90ZM106 171V172H105ZM118 171V173H117ZM132 171V172H131ZM138 171V173H136ZM143 171V172H142ZM162 171V172H160ZM164 171V172H163ZM170 174H169V172ZM175 171V173L173 172ZM179 171V170H178ZM179 171V173H180ZM209 171V172H208ZM230 171V172H229ZM11 172V173H10ZM14 172V173H12ZM30 172V173H29ZM52 172V173H51ZM68 172V173H67ZM84 172V173H83ZM128 172L130 173L129 176ZM153 172V173H152ZM158 172V173H157ZM172 172L174 174H172ZM203 174H202V173ZM206 172V173H205ZM213 172V173H211ZM4 175H3V174ZM20 173V174H19ZM23 173V174H22ZM47 173V174H46ZM69 174V175H66ZM78 173V174H77ZM83 173V174H82ZM107 173V176H106ZM110 173V174H109ZM121 173V174H120ZM124 173V174H123ZM132 173V174H131ZM135 173V174H134ZM158 175H157V174ZM162 173V174H160ZM65 174V175H64ZM72 174V175H71ZM75 174V175H74ZM113 174V175H111ZM118 174V175H117ZM127 174L129 177L127 178ZM134 174V175H133ZM138 174V175H137ZM156 174V175H155ZM205 174V176H204ZM215 174V175H213ZM238 174V172H237ZM11 177H10V176ZM38 175H39V179H38ZM86 177H83V176ZM94 175V176H93ZM96 175V176H95ZM121 175V176H120ZM123 175V176H122ZM146 175V176H145ZM209 175V176H208ZM222 175V176H219ZM225 175V176H224ZM227 175V176H226ZM9 176V177H8ZM13 176V177H12ZM46 176V177H45ZM80 176V178H79ZM90 176V177H89ZM99 176V177H98ZM126 176V177H124ZM138 176V177H137ZM155 178H153V177ZM158 176V178H157ZM161 176V177H160ZM167 176H170L167 177ZM212 176V177H210ZM218 179H215L217 178ZM229 176V178H228ZM235 176V178H233ZM21 177V178H20ZM32 177V178H31ZM34 177V178H33ZM41 177V178H40ZM73 177V179H72ZM96 177V178H94ZM110 177V178H109ZM115 179H114V178ZM120 177V179L118 178ZM123 177L125 178V180L123 179ZM150 177V178H149ZM152 177V178H151ZM164 177V178H163ZM167 177V178H166ZM209 177V178H206ZM215 177V178H214ZM13 178V180H12ZM71 178V179H70ZM84 178V179H82ZM104 180H103V179ZM108 178V179H106ZM143 180H140V179ZM147 178V179H146ZM162 178V179H161ZM169 178V179H168ZM197 178V179H196ZM206 178V179H205ZM228 178V179H227ZM5 179V180H4ZM10 181H9V180ZM15 179V180H14ZM29 179V180H28ZM90 179V181H89ZM99 181H97V180ZM120 181H118V180ZM128 179V180H126ZM133 179V180H132ZM174 179V178H173ZM213 179L215 180V182L213 181ZM237 179V178H236ZM4 180V181H3ZM8 180V181H7ZM18 180V181H17ZM21 180V181H19ZM27 180V181H26ZM59 180V182H58ZM81 180V181H80ZM83 180V181H82ZM123 180V181H122ZM130 180V181H129ZM132 180V181H131ZM137 182H136V181ZM161 180V181H160ZM163 180L165 182H163ZM167 180V181H166ZM212 180V181H211ZM221 180V181H220ZM230 180V181H229ZM13 181V182H12ZM17 181V182H15ZM31 181V182H30ZM33 181V182H32ZM62 181V182H61ZM157 181V183H156ZM169 181V182H168ZM208 181V182H206ZM210 181V182H209ZM224 181V182H222ZM3 182V183H2ZM7 182V183H6ZM61 182V183H60ZM65 182V183H64ZM86 182V183H84ZM92 182V183H91ZM101 182V183H100ZM119 182V183H118ZM132 182V183H131ZM135 184H134V183ZM140 182V183H139ZM159 182V183H158ZM189 184V185H184L183 184ZM205 182L207 184H205ZM212 182H214L212 184ZM219 182V184H217ZM226 182H228V184H225ZM100 186H99V184ZM105 183V184H104ZM116 183V184H115ZM123 183V184H122ZM131 184L126 186V184ZM137 183V184H136ZM139 183V184H138ZM147 183V185H146ZM160 183L162 185H160ZM166 183V184H165ZM172 183V185H171ZM196 183L197 188H199V190L197 191V193L195 191V187L194 184ZM211 183V184H210ZM224 183V184H222ZM233 183V184H231ZM27 184V185H26ZM32 186H30V185ZM57 184V185H56ZM125 184V185H124ZM145 184V185H144ZM150 186H149V185ZM158 186H155V185ZM171 186H170V185ZM191 184V185H190ZM210 187H209V185ZM222 184V186H220ZM2 185V186H1ZM7 185V186H6ZM23 185V187H22ZM36 185V186H34ZM38 185V186H37ZM95 185V186H94ZM135 185V186H134ZM140 185V186H139ZM143 185V186H142ZM193 185V186H192ZM217 185V186H216ZM233 186V190L231 188V186ZM264 182H260L257 185V189L259 190V188L261 187V192L264 193ZM9 186V187H8ZM12 186V187H11ZM21 186V187H20ZM27 186V187H26ZM35 188H34V187ZM62 186V187H61ZM86 186V187H85ZM122 186V187H121ZM131 188H130V187ZM137 186V187H136ZM163 186V187H162ZM168 188H167V187ZM182 186V187H180ZM220 186V187H219ZM230 186V187H229ZM15 187V188H14ZM32 189L34 190H31ZM42 187V188H41ZM94 187V188H93ZM109 187V188H108ZM125 187V188H124ZM143 187V189H142ZM151 187V188H150ZM171 187V188H170ZM175 187V188H176ZM185 187V188H184ZM189 189H188V188ZM13 188V189H12ZM19 188V189H18ZM86 188V189H85ZM96 188V189H95ZM103 188V189H102ZM118 188V189H116ZM149 188V189H148ZM184 188V189H183ZM187 188V189H186ZM213 188V190H212ZM221 188V189H220ZM224 188V189H223ZM3 189V190H2ZM10 189V190H9ZM60 192H59V190ZM69 189V190H68ZM107 191H106V190ZM146 189V190H145ZM152 189V190H151ZM179 189H183V191L181 190L179 192ZM194 189V190H193ZM209 191H208V190ZM228 189V190H227ZM6 190V191H4ZM9 190V191H8ZM13 190V192H11ZM19 190V191H16ZM22 190V191H21ZM40 190V191H39ZM61 190H65L64 192ZM113 190V191H112ZM129 190V191H128ZM143 191V192H140ZM149 190V192L146 193V191ZM169 190V191H168ZM186 190V191H185ZM190 190V191H189ZM201 190V191H200ZM217 190V191H216ZM222 190V191H220ZM230 190V191H229ZM24 193H19V192H23ZM27 191V192H26ZM71 191V192H70ZM88 191V192H87ZM93 191V192H92ZM101 191V192H100ZM111 191V192H110ZM115 191V192H114ZM117 191V192H116ZM151 191V192H150ZM160 191V192H159ZM194 191V192H193ZM203 191V192H202ZM208 193H207V192ZM212 191V192H211ZM225 191V192H224ZM228 193H227V192ZM235 191V194H233V192ZM3 192V193H2ZM9 194H8V193ZM59 192V193H58ZM109 192V193H108ZM215 192V193H214ZM257 192V190H256ZM7 195L5 197V194ZM12 193V194H11ZM27 193V194H25ZM38 193V194H36ZM66 193V195H65ZM106 193V194H105ZM160 193V194H159ZM162 193V194H161ZM183 193V195H182ZM189 193V195H188ZM211 195H210V194ZM221 193V194H220ZM3 194V195H2ZM15 194V195H14ZM20 197L17 198V196ZM25 196H23V195ZM35 194V195H34ZM40 194V195H39ZM68 194V195H67ZM70 194V195H69ZM73 194V195H71ZM77 194V195H76ZM151 194V195H150ZM166 194V195H165ZM187 194V196H186ZM197 195L194 196V198H192L193 195ZM208 194V195H207ZM222 196H220V195ZM224 194V195H223ZM234 196H233V195ZM238 194V195H237ZM242 197H244V199L242 197H240V195ZM261 194V193H259ZM9 195V196H8ZM11 195L16 196L14 198V196L12 197ZM22 195V196H21ZM27 195V196H26ZM45 197H44V196ZM79 195V196H78ZM81 195V196H80ZM89 195V196H88ZM147 195V196H146ZM150 195V196H149ZM162 195V196H161ZM228 195V196H227ZM237 197H236V196ZM244 195V196H243ZM4 196V197H3ZM39 196V197H38ZM60 196V198H59ZM167 196V197H166ZM171 196V197H170ZM190 198H189V197ZM204 197L202 199H200L201 197ZM208 196V197H207ZM212 198H211V197ZM261 195H259L260 197ZM12 197V198H11ZM24 197V198H23ZM30 197V199H29ZM84 197V198H83ZM102 197V198H101ZM148 197V198H147ZM162 197V198H161ZM200 197V198H199ZM214 197V198H213ZM225 197V198H224ZM6 198V199H5ZM9 198V199H8ZM22 198V199H20ZM32 198H34L32 200ZM43 198V199H41ZM58 198V199H57ZM65 200H64V199ZM67 198V199H66ZM83 198V199H82ZM90 198V199H89ZM105 198V199H104ZM107 198V200H106ZM187 198V199H186ZM189 198V199H188ZM192 198V199H191ZM199 198V200H197ZM238 198V199H237ZM250 198V197H249ZM248 198V199H249ZM2 199V200H1ZM64 202H60L61 200ZM89 199V200H88ZM194 199H196L197 201H194ZM208 199V200H207ZM210 199V200H209ZM211 199H213L214 201H212ZM219 199V201H218ZM7 200V201H6ZM14 200V201H11ZM17 200V201H16ZM19 200V201H18ZM77 202H76V201ZM86 202H85V201ZM153 200V201H152ZM164 200V201H163ZM171 202H169V201ZM188 200H192L194 202L193 206L189 207L187 206L186 201ZM201 200V201H200ZM221 200V201H220ZM236 200V201H235ZM242 200V201H241ZM31 201V202H30ZM69 201V202H68ZM75 201V202H74ZM102 201V202H101ZM137 201V202H135ZM7 202V203H6ZM14 202V203H13ZM20 202V203H19ZM22 202H26L25 205ZM29 202V203H28ZM46 203L43 204L42 203ZM83 202V203H82ZM100 202V203H99ZM148 202V203H147ZM167 202V203H166ZM169 202V203H168ZM173 202H175L173 204ZM186 202V203H185ZM211 202V204H210ZM217 202V203H216ZM223 202V203H222ZM225 202V203H224ZM239 202V203H238ZM253 202V201H252ZM10 203V205H9ZM13 203V204H12ZM61 205H59V204ZM64 205H63V204ZM70 203V204H69ZM86 203V204H85ZM88 203V204H87ZM101 203L103 205H101ZM106 203V204H105ZM141 203V204H140ZM160 203V204H159ZM214 205H213V204ZM255 203V201L253 202ZM8 204V205H7ZM15 204V205H14ZM21 204V205H20ZM28 204V206H27ZM76 204V205H75ZM78 204V205H77ZM234 204V205H233ZM249 204V205H248ZM67 205V206H66ZM105 205V206H104ZM140 205V206H139ZM169 205V206H168ZM195 205V206H194ZM199 205V206H198ZM207 205V206H205ZM213 207H212V206ZM220 205L222 207H220ZM12 208H11V207ZM14 206V209H13ZM28 208H27V207ZM46 206V207H44ZM65 206V207H64ZM100 206V207H99ZM173 206V207H172ZM187 206V207H186ZM198 206V208L196 207ZM201 206V207H200ZM244 206V207H243ZM250 206H254L251 205ZM5 207V208H4ZM21 207V208H20ZM57 207V208H56ZM63 207V208H62ZM76 207V208H75ZM86 207V208H85ZM96 207V208H95ZM99 207V208H98ZM107 207V208H106ZM147 209H146V208ZM194 207H196L197 209H195ZM243 207V208H242ZM26 208V210L24 209ZM34 208V209H33ZM46 208V209H45ZM61 208V209H60ZM65 208V209H64ZM174 211H173V209ZM206 208V209H205ZM208 208V209H207ZM212 208V209H210ZM223 208V209H222ZM231 208V209H230ZM240 208V210H238ZM10 209H13V211L11 212ZM21 209V210H20ZM40 209V210H38ZM50 209V210H49ZM59 209V212H58ZM96 209V210H95ZM100 209V210H99ZM107 209L109 211H107ZM141 209V210H140ZM145 209V210H144ZM178 209V208H177ZM182 209V208H181ZM197 214H196V211ZM203 209V210H202ZM15 210V211H14ZM29 210V211H28ZM44 210V212L42 211ZM63 210V211H62ZM92 210V211H91ZM98 210V211H97ZM103 212H102V211ZM169 210V212H168ZM183 210V209H182ZM188 210H190L189 212H194V214H196L197 216H195L194 214H190L189 212H187ZM193 210V211H191ZM211 210V211H210ZM10 211V212H9ZM25 211V212H24ZM27 211H28V215H27ZM41 211V212H40ZM49 211V212H48ZM65 211V212H64ZM69 211V212H68ZM106 211V212H105ZM164 211V212H163ZM167 213H166V212ZM188 213L190 217V219H188L189 221H185V223L187 225H183L182 228L180 227L181 222L183 221V217L182 214L184 213L186 215V213ZM7 212V214H6ZM40 214L42 215H39ZM43 212V213H42ZM64 212V213H63ZM199 212V213H198ZM202 214H201V213ZM207 215L203 213H206ZM233 212V213H232ZM17 215H15V214ZM26 213V214H25ZM32 213V214H31ZM50 213V214H49ZM60 215H59V214ZM63 213V215H62ZM85 213V214H84ZM95 213L97 215H95ZM100 213V214H99ZM165 213V215H164ZM10 214V215H9ZM30 214V215H29ZM48 214V215H46ZM69 214V215H68ZM179 214V215H178ZM183 214V215H184ZM215 214V215H214ZM244 214V215H243ZM6 215V216H5ZM16 217H15V216ZM39 215V216H38ZM50 215V217H48ZM67 215V216H66ZM73 215V216H72ZM102 215V216H101ZM172 217H171V216ZM174 215V216H173ZM194 215V217H192ZM204 217H202V216ZM231 215V217H230ZM239 215V216H238ZM241 215L243 217H241ZM27 216V217H26ZM30 216V217H29ZM62 216V217H61ZM65 216V217H63ZM72 218H71V217ZM178 216V217H177ZM182 216V219H181ZM213 216V217H212ZM13 217V218H12ZM23 217V218H22ZM41 219H40V218ZM49 219H46V218ZM58 217V219H57ZM100 217V218H99ZM165 217H168L165 218ZM209 217V219L207 218ZM15 218V219H14ZM30 218V219H29ZM40 221H39V219ZM60 218V219H59ZM154 218V220H153ZM157 218V219H156ZM165 218V221L164 219ZM170 218V219H169ZM177 220H176V219ZM196 218V220H194ZM202 218V219H201ZM237 218V219H236ZM20 219V220H19ZM43 219V220H42ZM71 219V221H70ZM159 219V221H158ZM163 219V220H162ZM167 219V220H166ZM175 219V220H174ZM202 221H200V220ZM204 219V221H203ZM208 219V221L206 220ZM213 219V220H212ZM38 220V221H37ZM67 222H66V221ZM69 220V221H68ZM81 220V221H80ZM193 220V221H191ZM216 220V221H215ZM4 221V222H3ZM38 223H37V222ZM162 221V222H161ZM164 221V222H163ZM177 221V222H175ZM181 221V222H180ZM195 221V222H194ZM241 222H243L242 220H239ZM239 221H237L239 223ZM8 222V224H6ZM43 222V223H42ZM58 222V223H57ZM65 222V223H64ZM74 222V223H73ZM149 222V223H148ZM159 222V223H156ZM174 222V223H173ZM180 224H179V223ZM188 222V223H187ZM194 222V223H193ZM208 222V223H207ZM211 222V223H210ZM215 222V223H214ZM240 222V223H241ZM250 222V221H249ZM5 223V224H3ZM68 223V224H67ZM162 223V224H161ZM164 223V224H163ZM166 223V224H165ZM179 225H178V224ZM193 225H192V224ZM210 223V224H209ZM217 223V224H216ZM219 223V224H218ZM237 223V224H238ZM239 223V224H240ZM93 226H92V225ZM109 224V225H108ZM156 224H158L156 226ZM168 224V225H167ZM171 224V227L169 226ZM173 224V225H172ZM189 224V225H188ZM194 224H195V228H194ZM232 224V225H231ZM6 225V226H4ZM12 225V226H11ZM146 225V226H145ZM164 225V226H163ZM167 227H166V226ZM197 225V226H196ZM211 225V226H210ZM218 225V226H215ZM229 225V226H228ZM241 225V224H240ZM59 226V227H58ZM103 226V227H102ZM178 228H177V227ZM186 226L188 228H186ZM190 226V227H189ZM192 226V230L191 229ZM207 226V227H206ZM227 226V227H226ZM3 227V228H2ZM143 227V228H142ZM145 227V228H144ZM157 227V228H156ZM203 227V228H202ZM206 227V230H205ZM211 227V228H209ZM215 227V228H214ZM230 227V228H229ZM234 227V229H232ZM104 228V229H102ZM168 228V229H167ZM177 228V230L175 229ZM184 228V229H183ZM204 229V233L202 231V229ZM207 228H209L207 230ZM222 228V230H221ZM239 228V227H238ZM264 228V227H263ZM107 229V230H106ZM182 230V231H178V230ZM188 229V230H187ZM198 229V232H197ZM236 229V230H235ZM170 230V232H169ZM172 230H174V234L172 232ZM235 230V231H234ZM102 231V232H101ZM108 231V232H107ZM144 231V232H143ZM193 231V232H192ZM206 231V232H205ZM55 232V233H54ZM181 232V233H180ZM192 232V233H190ZM211 233L209 235V233ZM214 232V233H212ZM227 232V233H226ZM106 233V234H105ZM179 233V234H178ZM187 235H185V234ZM190 233V234H189ZM202 233V234H201ZM207 233V234H206ZM216 233V234H215ZM222 233V234H221ZM130 234V236H129ZM166 234V235H165ZM167 234L169 236H167ZM171 234H173L171 236ZM203 234H205V237L207 239H204V237H199ZM213 234V235H212ZM215 234V235H214ZM221 234V236H220ZM237 234L239 236H237ZM114 235V236H113ZM117 235V236H116ZM165 235V236H164ZM182 235V236H180ZM184 235V236H183ZM200 238V239H197ZM209 235V236H208ZM230 235V236H229ZM244 234L241 235V237H243ZM116 236V237H115ZM148 236V237H147ZM159 236V237H158ZM160 236H163L162 238ZM178 236V237H177ZM204 236V235H203ZM213 236V237H212ZM217 236V237H215ZM8 237V238H7ZM131 237V238H130ZM153 237V238H152ZM166 237V238H164ZM184 237V239H183ZM211 237V239H210ZM145 238V239H144ZM157 238V239H156ZM161 238V239H160ZM182 238V239H181ZM194 238H196L197 241L196 242L194 240ZM217 238V239H216ZM228 238V239H227ZM246 238V236H245ZM4 239V240H3ZM105 239V240H104ZM107 239V240H106ZM143 239V240H142ZM174 239V240H172ZM187 239V240H186ZM189 239V240H188ZM191 239V240H190ZM203 239V240H202ZM239 239V240H237ZM181 240L180 243H178ZM205 240V241H204ZM207 240V241H206ZM210 240V241H209ZM214 240V241H213ZM216 240V241H215ZM228 240V241H227ZM240 240H242L240 242ZM246 240V239H245ZM244 240V241H245ZM8 241V242H6ZM11 241V242H10ZM142 241V242H141ZM145 241V242H144ZM148 241V242H147ZM167 241V242H166ZM190 241H193L192 243H194L195 241V245H193ZM222 241V242H221ZM225 241V242H224ZM239 241V242H238ZM247 241V240H246ZM248 243V242H246ZM113 242V243H112ZM147 242V243H146ZM151 242V243H150ZM170 242V243H169ZM188 242V243H187ZM203 242H207L209 248H207L208 246L203 243ZM209 242V243H208ZM212 242V244H210ZM215 245H214V243ZM217 242V243H216ZM224 242V243H223ZM4 243V244H3ZM101 243V244H100ZM105 243V244H104ZM146 243V244H145ZM182 243V244H181ZM191 243V244H190ZM200 243V246H198ZM203 243V244H201ZM103 244V245H102ZM142 244H144L142 246ZM174 244V246H173ZM177 244V245H176ZM185 246H184V245ZM192 246H190V245ZM222 244V246H221ZM229 244V245H227ZM240 244V245H239ZM5 247H3V246ZM6 245V246H5ZM105 245V246H104ZM173 246V248L171 249V247ZM181 245V246H180ZM232 245V246H231ZM142 246V247H141ZM181 248H180V247ZM203 246V247H202ZM205 246V247H204ZM207 246V247H206ZM210 246H212L213 248H210ZM216 246V247H214ZM225 246V247H224ZM261 246L263 248H261ZM99 247V248H98ZM104 247V249L102 248ZM110 249H109V248ZM118 247V248H117ZM136 247V248H135ZM148 247V248H147ZM177 247V248H176ZM194 247V250H193ZM198 248V250L196 248ZM203 249H202V248ZM240 247V248H239ZM14 248V249H12ZM108 248V249H107ZM145 248H146V252H145ZM179 248V249H178ZM191 250L188 251L187 250ZM202 250H201V249ZM205 248V249H204ZM218 248V249H217ZM221 248V249H220ZM224 248H226V251L224 250ZM228 248V250H227ZM258 248V250H257ZM8 249V251H7ZM12 249V250H11ZM76 249V250H75ZM115 249V250H113ZM144 249V250H143ZM176 249V250H175ZM196 249V250H195ZM212 249V250H211ZM217 249V250H216ZM222 254H221V252ZM230 249L233 251L230 252ZM244 249V248H243ZM261 249V250H260ZM14 250V251H13ZM101 250V251H100ZM113 253H112V251ZM123 252H122V251ZM208 250V251H207ZM236 250V251H235ZM20 251V252H19ZM104 251V252H103ZM115 251V252H114ZM117 251V252H116ZM175 251V252H173ZM178 251V252H176ZM186 251V252H185ZM207 251V252H206ZM210 251V253H209ZM217 251V252H216ZM219 251V252H218ZM258 253H257V252ZM259 251H262L259 252ZM6 252V253H5ZM8 252V253H7ZM109 252V254L107 255V253ZM111 252V254H110ZM131 252V253H130ZM196 252V253H194ZM199 252V253H198ZM216 252V253H215ZM226 252V253H225ZM229 252L231 253L229 255ZM256 252V253H255ZM10 253V254H9ZM16 253V254H15ZM126 253V254H125ZM172 253V254H171ZM178 253V254H177ZM181 253V255H180ZM187 253V254H186ZM201 253V254H200ZM205 255H204V254ZM212 253V255H210ZM215 253V254H214ZM219 253V254H218ZM225 253V254H224ZM234 253V254H233ZM238 253V254H237ZM106 254V255H105ZM118 254V255H117ZM147 254V255H146ZM175 254V255H174ZM186 254V255H185ZM194 254V256H193ZM214 254V255H213ZM120 255V256H119ZM125 255V256H124ZM146 255V256H145ZM171 257H169V256ZM173 255V256H172ZM185 255V257H184ZM189 255V256H187ZM198 255V256H197ZM229 255V256H228ZM233 255V256H232ZM244 256L243 258L240 256ZM9 256V257H8ZM14 256V257H13ZM109 256V257H108ZM113 256V257H112ZM148 256V257H147ZM152 256V257H151ZM158 256V257H157ZM197 256V257H196ZM203 256V257H201ZM206 256V257H205ZM216 256V257H215ZM218 256V257H217ZM238 256V257H237ZM247 256H250V258L248 257V260L246 259ZM262 256V257H261ZM21 257V258H20ZM104 257V258H103ZM116 257V258H115ZM123 257V258H122ZM147 257V258H146ZM164 257V258H163ZM178 257V258H177ZM185 259H184V258ZM201 257V258H200ZM211 257V258H210ZM233 257V258H231ZM235 257V258H234ZM257 257V258H256ZM259 257V258H258ZM261 257V258H260ZM3 258V259H2ZM146 258V259H145ZM156 258V259H155ZM199 258V260L196 262V260ZM209 258V259H207ZM214 258V259H213ZM256 258V259H255ZM17 259V260H16ZM28 259V260H27ZM119 259V260H118ZM121 259V260H120ZM176 259V260H175ZM188 259V260H187ZM194 259V260H193ZM201 259V260H200ZM204 259V260H203ZM211 259V260H210ZM219 261H218V260ZM237 260L238 262H236L235 260ZM240 259V260H239ZM246 259V260H245ZM250 259V260H249ZM251 259H253L251 261ZM147 260V261H145ZM154 260V261H153ZM215 260V261H214ZM217 260V262H216ZM6 261V262H5ZM162 261H164L165 263H163ZM168 261V262H167ZM177 261V262H176ZM192 263H189L191 262ZM213 261V262H212ZM226 261V262H225ZM258 261V262H257ZM157 262V263H154ZM172 262V263H171ZM179 262V263H178ZM207 262V263H206ZM211 262V263H210ZM216 262V263H214ZM246 262V263H245ZM256 262V263H255ZM242 264V263H241Z\"/></svg>", "mask_w": 264, "mask_h": 264}, {"label": "bare ground", "instance_id": "obj_2", "mask_svg": "<svg viewBox=\"0 0 264 264\" xmlns=\"http://www.w3.org/2000/svg\"><path fill=\"white\" fill-rule=\"evenodd\" d=\"M5 1H6V0H5ZM138 1H139V0H138ZM157 1H158V2H159V1H165V2H167V3H168V1H169V2H172V1L177 2L176 0H157ZM190 1H191V0H190ZM203 1H204V0H203ZM210 1H214V2H211V3H216V6H217V3H219V2H221V4H222V3H225V4H226V3H227V4H232V3H235V2H239V3L241 2V3H240L241 5L244 4V3L247 2V1L250 2V0H210ZM234 1H235V2H234ZM243 1H244V3H242ZM255 1H256V0H253V3H254ZM8 2L11 3L12 1L10 2V0H9ZM67 2H68V0H67ZM67 2H66V3H67ZM74 2H75V1H74ZM141 2H142V1H141ZM150 2H151V1H150ZM175 2H173V3L175 4V7H176V3H175ZM198 2H200V4H197ZM198 2L196 3V5H197V6L200 5L201 7H203L204 2H203V4L201 3V0H200V1L198 0ZM206 2H207V1H206ZM259 2H260V1H259ZM15 3H16V2H15ZM194 3H195V1H194ZM207 3H208V2H207ZM207 3H206V4H207ZM253 3H252V4H253ZM260 3H261V5H262V1H261ZM6 4H7V2H6ZM158 4H159V3H158ZM163 4H164V3H163ZM163 4H162V5H163ZM169 4H171V3H169ZM169 4H167V5H169ZM189 4H190V3H189ZM201 4H202V5H201ZM209 4H210V3H209ZM227 4L224 5V6L227 7ZM236 4H237V3H236ZM254 4H255V3H254ZM0 5L2 6V4H0ZM23 5H24V4H23ZM156 5H157V3H156ZM159 5H160V4H159ZM164 5L166 6V4H164ZM181 5H182V4H181ZM192 5H193V4H192ZM196 5H194L193 7H195ZM207 5H208V4H207ZM218 5H219V4H218ZM222 5H223V4H222ZM244 5H245V4H244ZM244 5H242V8H241V9H243V11L245 12V10H246L245 8H247V7L249 6V4L247 3V5H248L247 7H245L246 5H245V6H244ZM250 5H251V4H250ZM4 6H6V5L4 4ZM141 6H142V5H141ZM165 6H164V8H165ZM172 6H173V4H172ZM172 6H170V7H172ZM210 6H211V5H210ZM214 6H215V4H214ZM214 6H212L213 9H216ZM236 6H237V5H235V6L233 5L234 8H235ZM239 6H240V5H239ZM2 7H3V6H2ZM6 7H8V5H7ZM10 7H11V6H10ZM10 7H9V8H10ZM63 7H64V6H63ZM72 7H73V6H72ZM94 7H95V6H94ZM152 7H153V6H152ZM175 7H173V8H175ZM212 7L210 8V10L212 9ZM240 7H241V6H240ZM243 7H244V8H243ZM256 7H257V6H256ZM92 8H93V7H92ZM146 8H147V7H146ZM160 8H162V6H161ZM168 8H169V7H168ZM176 8H178V7H176ZM179 8H180V6H179ZM185 8H186V7H185ZM188 8H189V7H188ZM190 8H191V7H190ZM195 8H196V7H195ZM197 8H198V7H197ZM217 8H219V7H217ZM220 8H221V6H220ZM220 8H219V11H222ZM234 8H233V9H234ZM263 8H264V7H263ZM3 9H4V8H3ZM6 9H7V8H6ZM19 9H20V8H19ZM38 9H39V8H38ZM87 9H88V8H87ZM90 9H91V8H90ZM150 9H151V8H150ZM154 9H155V8H154ZM200 9H201V8H200ZM203 9H204V7H203ZM230 9H231V7H230ZM230 9H229V10H230ZM236 9H237V8H235V10H236ZM249 9H251V8L249 7ZM249 9H248V11H249ZM4 10H5V9H4ZM84 10H85V9H84ZM91 10H92V9H91ZM137 10H138V9H137ZM145 10H146V9H145ZM147 10H148V9H147ZM157 10H159V8H158ZM166 10H167V9H166ZM174 10H176V9H174ZM174 10H173V11H174ZM183 10H184V8H183ZM197 10H198V9H197ZM225 10H226V9H225ZM256 10H257V9H256ZM0 11H1V10H0ZM20 11H21V10H20ZM34 11H35V10H34ZM142 11H143V9H142ZM149 11H150V10H149ZM176 11H177V10H176ZM176 11H175V16H176ZM181 11H182V10H181ZM191 11H192V13H193V14H192V13H191V14L195 16L196 13L194 14L193 9H192ZM200 11H202V9H201ZM211 11H212V10H211ZM223 11H224V9H223ZM227 11H228V10H227ZM241 11H242V10H241ZM263 11H264V9H263ZM47 12H48V11H47ZM87 12H88V11H87ZM152 12H153V11H152ZM156 12H157V11H156ZM158 12H159V11H158ZM178 12H180V11H178ZM202 12H204V11H202ZM205 12H206V10H205ZM205 12H204V13H205ZM244 12H243V14H244V16H246V15H245L246 13H244ZM255 12H256V11H255ZM0 13H1V12H0ZM3 13H4V12H3ZM10 13H11V12H10ZM10 13H9V14H10ZM20 13H21V12H20ZM84 13H85V12H84ZM89 13H90V12H89ZM159 13H160V12H159ZM161 13H162V12H161ZM164 13H165V12H163V14H164ZM173 13H174V12H173ZM181 13H182V12H181ZM198 13H199V12H198ZM200 13H201V12H200ZM204 13H202V16H201V17L205 16V19H206V15H203ZM206 13H207V12H206ZM214 13H215V12H214ZM214 13H213V14H214ZM220 13H221V12H220ZM220 13H217V14L219 15ZM226 13H229V12H226ZM226 13H225V14H226ZM231 13H232V12H231ZM248 13H249V12H247V14H248ZM251 13H252V10H251ZM256 13H257V12H256ZM263 13H264V12H263ZM9 14H8V15H9ZM13 14H14V13H13ZM55 14H56V13H55ZM96 14H97V13H96ZM147 14H148V13H147ZM211 14H212V13H211ZM234 14H235V13H234ZM240 14H241V13H240ZM252 14H253V13H252ZM6 15H7V14H6ZM90 15H91V14H90ZM141 15H142V14H141ZM141 15H139V16L141 17ZM154 15H155V14H154ZM156 15H157V14H156ZM165 15H167V14H165ZM172 15H173V14H172ZM221 15L224 16L223 14H220V16H221ZM258 15H259V14H258ZM40 16H41V15H40ZM54 16H55V15H54ZM97 16H98V15H97ZM143 16H144V15H143ZM160 16H161V15H160ZM162 16H163V15H162ZM169 16H170V15H169ZM189 16H190V15H189ZM196 16H197V17H200V16H198V15H196ZM207 16H208V14H207ZM210 16H211V15H210ZM220 16L218 17V19L220 18ZM255 16H256V15H255ZM259 16H260V15H259ZM261 16H262V15H261ZM263 16H264V15H263ZM14 17H15V16H14ZM14 17H13V19H14ZM56 17H57V16H56ZM136 17H137V16H136ZM146 17H147V15H146ZM151 17H152V16H151ZM154 17H155V16H154ZM167 17H168V16H167ZM180 17H181V16H180ZM208 17H209V16H208ZM208 17H207V18H208ZM215 17H216V15H215ZM225 17H226V16H225ZM234 17H236V16H234ZM238 17H239V16H238ZM241 17H242V16H241ZM8 18H10V17L8 16ZM156 18H157V16H156ZM162 18H164V17H162ZM165 18H166V17H165ZM173 18H174V17H173ZM211 18H212V17H211ZM211 18H208V19L210 20ZM229 18H230V17H229ZM229 18H228V19H229ZM232 18H233V17H232ZM236 18H237V17H236ZM236 18H235V19H236ZM245 18H246V17H244V19H245ZM11 19H12V18H11ZM17 19H18V18H17ZM21 19H22V18H21ZM21 19H20V20H21ZM31 19H32V18H31ZM62 19H63V18H62ZM75 19H76V18H75ZM95 19H96V18H95ZM141 19H142V17H141ZM148 19H149V18H148ZM151 19H152V18H151ZM151 19H150V20H151ZM170 19H172V18L170 17ZM175 19H176V18H175ZM187 19H188V18H187ZM192 19H193V18H192ZM194 19H195V18H194ZM202 19H203V18H202ZM218 19H216V20H218ZM220 19L222 20V18H220ZM223 19H224V18H223ZM237 19L240 20L239 22H242L240 18H237ZM244 19H243V20H244ZM247 19H249V18H247ZM258 19H260V18H258ZM7 20H8V19H7ZM9 20H10V19H9ZM9 20H8V21H9ZM97 20H98V19H97ZM155 20H156V19H155ZM176 20H177V19H176ZM179 20H180V18H179ZM195 20H196V19H195ZM200 20H201V19H200ZM200 20H199V21H200ZM221 20H219V22H221ZM233 20H234V19H233ZM233 20H232V21H233ZM15 21L17 22V20H15ZM28 21H29V20H28ZM61 21H62V20H61ZM141 21H142V20H141ZM163 21H164V20H163ZM163 21H162V22H163ZM165 21H166V20H165ZM172 21H174V20L172 19L171 22H172ZM180 21H181V20H180ZM191 21H192V20H191ZM223 21H224V20H223ZM245 21H246V19L243 21V23H245ZM248 21H249V20H248ZM251 21H252V19H251ZM22 22H23V21H22ZM58 22H60V21H58ZM67 22H68V20H67ZM95 22H96V21H95ZM136 22H137V21H136ZM150 22H151V21H150ZM154 22H155V21H154ZM154 22H153V23H154ZM158 22H159V21H158ZM169 22H170V21H169ZM169 22H168V23H169ZM174 22H175V21H174ZM181 22H182V21H181ZM200 22H202V25H203L204 20H203V21H200ZM205 22H207V21H205ZM205 22H204V23H205ZM216 22H218V21H216ZM216 22H214V23H216ZM234 22H235V20H234ZM239 22H238V24H239ZM3 23H4V22H3ZM12 23H13V22H11V25H12ZM31 23H32V22H31ZM60 23H61V22H60ZM93 23H94V22H93ZM102 23H103V22H102ZM137 23H138V22H137ZM144 23H145V22H144ZM166 23H167V22H166ZM190 23H191V22H190ZM224 23H225V22H224ZM224 23H222V24H224ZM232 23H233V22H232ZM232 23H231V24H232ZM246 23H247V22H246ZM252 23H253V21H252ZM15 24H16V23H15ZM22 24H24V22H23ZM35 24H36V23H35ZM51 24H52V23H51ZM56 24H57V23H56ZM97 24H98V23H97ZM100 24H101V22H100ZM109 24H110V22H109ZM131 24H132V23H131ZM151 24H152V23H151ZM151 24H150V25H151ZM174 24H176V23H174ZM177 24H178V20H177ZM193 24H194V23H193ZM205 24L210 25L211 23H208V22H207V23H205ZM229 24H230V22H229ZM234 24H235V23H234ZM249 24H250V23H249ZM0 25H2V24H0ZM17 25H18V24H17ZM24 25H25V24H24ZM32 25H34V24H32ZM59 25H60V24H59ZM75 25H76V24H75ZM133 25H134V24H133ZM154 25H155V24H154ZM156 25H158V26H157V27H156V26H153V27H155V28H157V29H158L159 27H161V29H163L161 23H160V25H159V24H156ZM165 25H166V24H165ZM168 25L170 26V23H169ZM171 25H173V24H171ZM189 25H190V24H189ZM198 25H199V23H198ZM198 25H197V26H198ZM200 25H201V24H200ZM207 25H206V26H207ZM212 25H213V24H212ZM215 25H218V24H215ZM215 25L213 26V28L215 27ZM257 25H258V24H257ZM21 26H22V25H21ZM27 26H28V25H27ZM49 26H50V24H49ZM95 26H96V25H95ZM103 26H104V25H103ZM106 26H107V25H106ZM176 26H177V25H176ZM178 26H179V24H178ZM181 26H183V25H181ZM191 26H192V25H191ZM191 26H190V27H191ZM219 26H220V25H219ZM239 26H240V25H239ZM239 26H238V27H239ZM244 26H245V25H244ZM258 26H259V25H258ZM15 27H16V26H15ZM33 27H34V26H33ZM47 27H48V25H47ZM55 27H57V26H55ZM104 27H105V26H104ZM130 27H132V26H130ZM151 27H152V26H151ZM173 27H174V25H173ZM173 27H172V28H173ZM192 27H193V26H192ZM194 27H195V26H194ZM202 27H204V26H202ZM202 27H201V28H202ZM236 27H237V25H236ZM246 27H247V24H246ZM253 27H254V26H253ZM255 27H256V26H255ZM260 27H261V26H260ZM3 28H5V27L3 26ZM12 28H13V27H12ZM17 28H18V27H17ZM50 28H51V27H50ZM100 28H101V27H100ZM105 28H106V27H105ZM134 28H135V26H134ZM164 28H165V27H164ZM169 28L171 29V27H169ZM176 28H177V27H176ZM182 28H183V27H182ZM198 28H200V27H198ZM228 28H229V27H228ZM243 28H245V27H243ZM250 28H251V27H250ZM8 29H9V27H8ZM10 29H11V28H10ZM19 29H20V26H19ZM69 29H70V28H69ZM91 29H92V28H91ZM91 29H90V30H91ZM103 29H104V28H103ZM137 29H138V28H137ZM147 29H148V28H147ZM151 29H152V28H151ZM202 29H203V28H202ZM205 29H206V27H205ZM207 29H208V26H207ZM218 29H219V27H218ZM233 29H235V28L233 27ZM237 29H238V28H237ZM239 29H240V27H239ZM260 29H261V28H260ZM1 30H2V29H1ZM64 30H65V29H64ZM79 30H80V29H79ZM109 30H110V29H109ZM122 30H123V29H122ZM129 30H130V29H129ZM152 30H153V29H152ZM158 30H159V29H158ZM158 30H157V32H158ZM181 30H183V29H181ZM211 30H212V28L210 29V31H211ZM219 30H221V29H219ZM223 30H224V29H223ZM228 30H230V29H228ZM253 30H254V29H253ZM258 30H259V28H258ZM11 31H12V30H11ZM17 31H18V30H17ZM17 31H16V32H17ZM36 31H37V30H36ZM42 31H43V30H42ZM49 31H50V30H49ZM55 31H56V30H55ZM55 31H54V32H55ZM57 31H58V30H57ZM73 31H74V30H73ZM101 31H102V30H101ZM146 31H147V30H146ZM149 31H150V30H149ZM164 31H165V30H163V32H164ZM166 31H167V30H166ZM174 31H175V30H174ZM174 31H173V32H174ZM189 31H191V30H189ZM201 31H202V30H201ZM210 31H209V32H210ZM213 31H214V30H213ZM215 31H216V30H215ZM225 31H226V30H225ZM236 31H237V30H236ZM236 31H235V32H236ZM245 31H247V28H245ZM245 31H244V32H245ZM4 32H5V31H4ZM7 32L9 33V30H7ZM7 32H6V34H7ZM12 32H13V31H12ZM12 32H10V33H12ZM129 32H130V31H129ZM147 32H148V31H147ZM150 32H152V31H150ZM153 32H154V31H153ZM161 32H162V30H161ZM170 32H172V30H171ZM170 32H169V33H170ZM177 32H178V31H177ZM182 32H183V31H182ZM198 32H199V31H198ZM198 32H196V34H197ZM205 32H206V31H205ZM211 32H212V31H211ZM222 32H223V31H222ZM237 32H238V31H237ZM244 32H243V34H242V35H243V38H242V37H240V38L243 39V42L245 43L244 45H247V46H248V43H246V41H248L249 39L251 40V38H249V35H248L247 33H245V34H247V35H246V38H247V37L249 38L248 40H245L246 38L244 37V36H245ZM261 32H262V31H259V33H261ZM0 33H1V31H0ZM18 33H19V32H18ZM34 33H35V32H34ZM37 33H38V32H36V34H37ZM39 33H41V32H39ZM72 33H73V32H72ZM98 33H99V32H98ZM100 33H101V32H100ZM137 33H138V32H137ZM137 33H136V34H137ZM154 33H155V32H154ZM164 33H167V32H164ZM178 33H179V32H178ZM200 33H202V32H200ZM217 33H218V32H217ZM259 33H257V34H259ZM43 34H44V33H43ZM82 34H83V33H82ZM96 34H97V33H96ZM118 34H119V33H118ZM161 34H162V33H161ZM174 34H175V33H174ZM183 34H184V33H183ZM202 34H203V33H202ZM206 34L209 35L207 32H206ZM206 34H205V36H207ZM211 34H213V33H211ZM211 34H210V35H211ZM230 34H231V32H230ZM235 34H236V33H234L233 36H234ZM253 34H254V36H252V34H251L250 36L253 37L254 41H256L255 38L258 37V36H257V34H255V33H253ZM261 34H262V33H261ZM9 35H10V34H9ZM12 35H13V33H12ZM19 35H20V34H19ZM24 35H25V34H24ZM68 35H69V34H68ZM90 35H91V34H90ZM92 35H93V34H92ZM103 35H104V34H103ZM112 35H113V33H112ZM119 35H120V34H119ZM123 35H124V34H123ZM128 35H129V34H128ZM128 35H127V36H128ZM147 35H148V34H147ZM150 35H151V34H150ZM153 35L155 36L156 34H153ZM170 35H171V34H170ZM175 35H176V34H175ZM194 35H195V33H194ZM198 35H199V34H198ZM198 35H196V37H198ZM238 35H239V32H238ZM238 35H236V36H238ZM54 36H55V35H54ZM98 36H99V35H98ZM105 36H106V35H105ZM143 36H145V35H143ZM148 36H149V35H148ZM154 36H153V37H154ZM166 36H167V35H166ZM171 36H172V35H171ZM171 36H170V37H171ZM187 36H188V35H187ZM191 36H192V35H191ZM200 36H201V34H200ZM205 36H204V40H205ZM217 36H218V35H217ZM220 36H223V34L220 35ZM233 36H232V37H233ZM259 36H260V34H259ZM261 36H263V35H261ZM4 37H5V36H4ZM11 37H12V36H10V38H11ZM13 37H14V36H13ZM16 37H18V36H16ZM25 37H26V36H25ZM72 37H73V36H72ZM94 37H95V36H94ZM136 37H138V36H136ZM140 37H142V34H141ZM146 37H147V36H146ZM146 37H145V38H146ZM150 37H151V36H150ZM161 37H162V36H161ZM173 37H174V36H173ZM181 37L183 38V36H181ZM208 37H209V36H208ZM213 37H215V38L213 39V40L215 41V39H217V38H216V36H214V34H213ZM213 37L211 36V37H209V39H211V38H213ZM224 37H225V36H224ZM230 37H231V36H230ZM254 37H255V38H254ZM6 38H7V37H6ZM8 38H9V37H8ZM26 38H27V37H26ZM35 38H36V37H35ZM52 38H53V37H52ZM59 38H60V37H59ZM84 38H85V37H84ZM101 38H102V37H101ZM101 38H100V39H101ZM158 38H159V37H158ZM158 38H157V39H158ZM166 38H167V37H166ZM176 38H177V37H176ZM184 38H185V36H184ZM189 38H190V37H189ZM222 38H223V37H222ZM222 38H220V39H222ZM235 38H236V40L238 41L237 37H235ZM240 38H239V39H240ZM258 38H259V37H258ZM262 38H263V37H262ZM2 39H3V38H2ZM15 39H16V38H15ZM28 39H30V38H28ZM38 39H39V38H38ZM61 39H62V38H61ZM65 39H66V38H65ZM75 39H76V38H75ZM88 39L90 40V38H88ZM92 39H93V38H92ZM147 39H148V38H147ZM147 39H146V40H147ZM160 39L162 40V38H160ZM177 39H178V38H177ZM197 39H198V38H197ZM202 39H203V38H202ZM220 39H218V40L220 41ZM224 39H225V38H224ZM242 39H240V40H242ZM253 39H252V40H253ZM57 40H58V39H57ZM63 40H64V39H63ZM86 40H87V39H86ZM102 40H103V39H102ZM109 40H110V39H109ZM171 40H172V37H171ZM183 40H184V39H183ZM191 40H192V39L190 38V41H191ZM198 40H199V39H198ZM198 40H197V42H198ZM200 40H201V39H200ZM204 40H203V41H204ZM213 40H211V42H213ZM228 40H229V39H228ZM232 40H233V39H232ZM244 40H245V41H244ZM257 40H258V39H257ZM263 40H264V38H263ZM1 41H2V40H1ZM4 41H5V40H4ZM4 41H3V42H4ZM17 41H18V40H17ZM41 41H42V40H41ZM50 41H51V40H50ZM52 41H53V39H52ZM60 41H62V40H60ZM60 41H59V42H60ZM87 41H88V40H87ZM96 41H97V40H96ZM100 41H101V40H100ZM100 41H99V42H100ZM135 41H136V40H135ZM135 41H134V42H135ZM139 41H140V40H139ZM157 41H158V40H157ZM166 41H167V39H166ZM173 41H174V40H173ZM206 41H207V40H206ZM206 41H205V43L203 42V43H204V44H203V47H204V48H207V47H205V45H206ZM208 41H210V40H208ZM216 41H217V40H216ZM216 41H215V43H216ZM219 41L217 42L218 45H220V43L223 45V43L226 42L225 40H224V42H222V40H221L220 42H219ZM229 41H231V39H230ZM261 41H262V39H261ZM7 42H8V41H7ZM14 42H15V41H14ZM14 42H13V43H14ZM70 42H71V41H70ZM78 42H79V41H78ZM84 42H85V41H84ZM89 42H90V41H89ZM121 42H122V44H123V41H121ZM127 42H128V41H127ZM131 42H133V41L131 40ZM141 42H142V41H141ZM141 42H140V43H141ZM145 42H146V41H145ZM158 42H160V41H158ZM168 42H170V41H168ZM168 42H166V43H168ZM175 42L177 43L176 40H175ZM191 42H192V41H191ZM197 42H196V44L198 45L199 42H198V43H197ZM200 42H201V41H200ZM234 42H235V41H234ZM234 42H233V43H234ZM252 42H253V41H252ZM21 43H22V42H21ZM23 43H24V42H23ZM62 43H63V42H62ZM64 43H65V42H64ZM67 43H68V41H67ZM93 43H94V42H93ZM93 43H92V45H93ZM147 43H148V42H147ZM176 43H175V44H176ZM182 43H183V42H182ZM184 43H185V42H184ZM213 43H214V42H213ZM215 43H214V45H215ZM230 43H231V44H230ZM230 43H229L230 46H228L229 44L226 43V44H228V45H227V48H229L230 50H228V49L226 48L225 43H224V45H223V46H225V47H224V48L222 47V50H224V49H225V50H226V49L228 50L229 57H228L227 54H226L227 56H225V54H224L225 51L221 52L222 50H221V47H220V46H222V45H220V46L217 45L218 47L215 45V51L218 49V51L222 54V56H225V58H227V59L230 58L231 61H230V60H229V61L231 62V63H230L231 65H232V64L235 65V63H237L236 65H237V66L240 65V67L243 68V69L245 68V69L247 70V73H244V72L246 71L245 69H244L245 71H243V70L241 69L240 72H239V74L237 75V74L234 73V72L237 70V68H236V70H234V72H231V73H234V74H233L232 77L230 76V77H231V79H230V78L228 77L230 74H229V75H225V74H227L229 70H232V69H233V68L230 69L229 67H234V69H235L236 66H231V65L228 63L229 67H227V65H226L227 63H226L225 58H224V57H221V54L219 55V52H218V51H217V53H218L217 55H218V57H220V58H218V57L216 56V57H217V61H215L216 57L213 56L215 59H213V60L211 59V61L207 59V60L209 61V62H208V61L206 60L207 63H210V62H211V63H210L209 65L206 63V64H204L203 66L208 65V67H210V66H212L211 64H213L214 61H215V62H216L215 66H217V67H215V69H219V71L216 70V72H218V73L221 72V74H222V75H220V73H219V75H218V73H217V75H218V79H217V81H214V83L209 81V83H212V84H213V87L210 88V89L212 90V91L210 92V91H209V90H210V89H209V86H210L211 84H209V86H208V91L211 93L210 97L212 98V96H214L213 98L215 99V104H214V102H213L214 100H213V101L211 100V101H212L211 106H212V109H213L212 111L215 110V107H216V108L219 107V106L217 105V104H218L217 100H218V98H219V101L221 100L220 98L222 97L221 95H222L223 91H225V93H223V94H225V95H226V91L229 93V91L225 89V88H227V87H228V89H232V90L235 89V88H237V87H239V89L245 90V92H247V93H249L248 91H251L252 93H253V92H254V93H257V92H258L257 94H258V98H259V100L257 99V97H255V99H254V97H252V99H250L252 95H251V96L248 95V96H250V98H249L250 110H248V114H250L251 119L248 118V119L246 120L247 117H246L245 115H246L247 113L244 112V110H245L244 108H245V107H243V110H242L243 112L241 111V112H242L241 116L243 115L244 118L246 117L245 120L242 119V120H239V122H238V121H237L238 118H236L235 120H232L233 117H232V118L228 117V119L230 118V123H228V124L231 125V124H232V123H231L232 121H236V122H237V125H238V126H237V127H238V133H239V138H240V139H238V138L236 137L237 141L239 140L238 142L240 143V145H239V147L236 146V147H238V149L236 150V147H235V150L233 149L234 151H233V153H232V156H233L232 161L234 162V164H233V166H232V168H233L234 170H232V171H233V173H234V171H236V174H233V175H239V176L236 177L237 179H236L235 176H234L233 178H235V180H236L235 182H236V183H235V185H234L233 183H231V184H233V185L235 186V189H236V188L239 189V190L236 189L238 192L242 191L241 193H243V194H244V192H245L244 195L247 197V199H246L247 201H246L245 203H248V202H249L248 200H250V203H249V204L251 205V203H252V205L256 206V207L253 208V206H250V205L248 204L249 207H252V208L249 209L250 212H248V214L245 213L244 218H240V217H238L239 219L236 220V224H235V225H237V226H235V228L237 227V228H236L237 230H236V229H235V230L238 231V234H241V235L244 234L243 237H241V235H240V238H241V239L244 238L243 241L240 240V242L242 241V244H241V245H244V247L242 246V249L239 247V248H240L239 250L242 251V253L240 252V255H242L243 253H244L245 255H251V254L255 251L256 247H258V245H260V243H263V242H264V228H263V227H264V193H262V192L260 191V190H261V187L259 188V190L257 189V188H258L257 185L259 184V182H260V185H261V182H264V63H263L264 60L262 59V56H264V55H262V56L259 55V57L261 56V58H260L261 60L258 59L259 61L256 62V63H257V66H254V65H253V62H254V61H251V62H252V63H251L250 60H249L250 63H249L248 61H244V63H245V62L248 63V65H245V66H248V67H244V66L242 65V61H241V59H240V54H241V53L238 52L239 50L237 51V49H236V52L239 54V55H238L239 58H237V59H239V60H237V61L235 62L234 59L237 57V56H235L236 54H234L235 57H234V59H233V57H232L233 54H232V52H231V50L233 49V48L231 49V45H232L233 43H232V42H230ZM236 43L239 45L240 42H236ZM255 43H256V47L259 48V46L257 45V42H255ZM0 44H2V43H0ZM5 44H6V43H5ZM17 44H18V43H17ZM27 44H28V42H27ZM34 44H35V43H34ZM45 44H47V43H45ZM57 44H58V43H57ZM57 44H56V45H57ZM74 44H75V42H74ZM74 44H73V45H74ZM86 44H88V43L86 42ZM86 44H85V45H86ZM89 44H90V43H89ZM89 44H88V45H89ZM119 44H120V43H119ZM124 44H125V43H124ZM144 44H145V43H144ZM150 44H151V43H150ZM152 44H153V43H152ZM158 44H159V43H158ZM172 44H173V43H172ZM177 44H178V43H177ZM191 44H192V43H191ZM191 44H190V45H191ZM207 44H208V43H207ZM210 44H211V43H210ZM259 44H260V42H259ZM263 44H264V42H263ZM29 45H30V44H29ZM62 45H63V44H62ZM82 45H83V44H82ZM82 45H81V47H82ZM160 45H161V43H160ZM180 45H181V44H180ZM199 45H200V44H199ZM199 45H198V46H199ZM201 45H202V44H201ZM201 45H200V46H201ZM208 45H209V44H208ZM211 45H213V44H211ZM238 45H237V46H238ZM250 45H251V44H250ZM252 45H253V44H252ZM260 45H261V44H260ZM15 46H16V45H15ZM17 46H18V45H17ZM27 46H28V45H27ZM32 46H33V45H32ZM32 46H31V48H32ZM48 46H50V45H48ZM68 46H69V45H68ZM137 46H138V45H137ZM140 46H141V45H140ZM143 46H144V45H143ZM143 46H141V47H143ZM150 46H152V45H150ZM150 46H149V47H150ZM153 46H155V45H153ZM157 46H158V45H157ZM176 46H177V45H176ZM176 46H175V47H176ZM198 46H197V48H198ZM209 46H210V45H209ZM209 46H208V47H209ZM232 46H233V45H232ZM237 46H236V47L233 46V47H234V48H237ZM261 46H262V45H261ZM37 47L40 48L39 45H38V43H37ZM37 47H36V48H37ZM42 47H44V45H43ZM45 47H46V45H45ZM66 47H67V46H66ZM83 47H84V46H83ZM132 47H133V46H132ZM135 47H136V46H135ZM138 47H139V46H138ZM141 47H140V48H141ZM145 47H146V45H145ZM155 47H156V46H155ZM158 47H159V46H158ZM161 47H162V46H161ZM161 47H160V48H161ZM212 47H213V46H212ZM21 48H23V47L21 46ZM24 48H25V47H24ZM57 48H58V46H57ZM60 48H61V47H60ZM63 48H64V47H63ZM70 48H71V47H70ZM79 48H80V47H79ZM88 48H89V47H88ZM167 48H168V46H167ZM169 48H170V46H169ZM169 48H168V50H169ZM172 48H174V47H172ZM172 48H171V49H172ZM180 48H181V47H180ZM182 48H183V47H182ZM197 48H196V49H197ZM213 48H214V47H213ZM219 48H220V50H219ZM251 48H252V46H251ZM261 48H262V47H261ZM261 48H260V51L263 50V49H261ZM25 49H26V48H25ZM27 49H29V48H27ZM45 49H47V47H46ZM136 49L138 50V48H136ZM142 49H143V48H142ZM142 49H141V51H143ZM153 49L157 50L156 48H153ZM161 49H163V48H161ZM161 49H160V50H161ZM164 49H166V48L164 47ZM176 49H177V47L175 48V50H176ZM198 49H200V48H198ZM201 49H202V51L205 50V49H203V48H201ZM201 49H200V51H201ZM238 49H240V48H238ZM23 50H24V49H23ZM37 50H38V49H37ZM57 50H58V49H57ZM62 50H63V49H62ZM72 50H73V49H72ZM150 50H152V49H150ZM178 50H179V48H178ZM181 50H182V49H181ZM181 50H180V51H181ZM209 50H210V48H209ZM233 50H234V49H233ZM246 50L248 51V49H246ZM246 50H245V51H246ZM250 50H251V49H250ZM252 50H253V48H252ZM254 50H255V49H254ZM8 51H9V50H8ZM31 51H32V50H31ZM38 51H39V50H38ZM42 51H43V50H42ZM44 51H45V50H44ZM46 51H47V50H46ZM81 51H82V50H81ZM85 51H86V49H85ZM157 51H158V50H157ZM163 51H164V50H163ZM163 51H160V52L162 53ZM183 51L185 52L184 49H183ZM195 51H196V50H195ZM197 51H198V50H197ZM206 51H208V50H206ZM229 51H230V52H229ZM260 51H259V52H260ZM4 52H5V51H4ZM11 52H12V51H11ZM11 52H10V53H11ZM88 52H89V51H88ZM94 52H95V51H94ZM131 52H133V51H131ZM134 52H136V51H134ZM137 52H139V50H138ZM167 52H168V51H167ZM170 52H171V51H170ZM175 52H176V51H175ZM184 52H183V53H184ZM213 52H214V51H213ZM255 52H256V51H255ZM257 52H258V51H257ZM14 53H15V52H14ZM24 53H26V52H24ZM35 53H36V52H35ZM39 53H40V52H39ZM53 53H54V52H53ZM61 53H62V51H61ZM76 53H78V52H76ZM140 53H141V52H140ZM149 53H150V52H149ZM158 53H159V52H158ZM158 53H156V54H158ZM161 53H159V54H161ZM165 53H166V51H165ZM173 53H174V52H173ZM178 53H179V51H178ZM183 53H182V54H183ZM187 53H189V52H187ZM199 53H200V52H199ZM207 53H209V52H207ZM214 53H215V52H214ZM214 53H213V54H214ZM233 53H234V52H233ZM260 53H261V52H260ZM4 54H5V53H4ZM6 54H7V53H6ZM16 54H17V53H16ZM32 54H33V53H32ZM48 54L50 55V52H49ZM56 54H58V53H56ZM86 54H87V52H86ZM90 54H92V53H90ZM96 54H97V53H96ZM99 54H100V53H99ZM151 54H152V53H151ZM154 54H155V53H154ZM156 54H155V55H156ZM167 54H168V53H167ZM197 54H198V53L196 52V55H197ZM213 54H212V55H213ZM223 54H224V55H223ZM231 54H232V55H231ZM242 54H243V53H242ZM250 54H251V53H250ZM1 55H2V53H1ZM30 55H31V54H30ZM33 55H34V54H33ZM35 55H36V54H35ZM42 55H43V54H42ZM42 55H41V56H42ZM58 55H59V54H58ZM69 55H71V54H69ZM88 55H89V53H88ZM88 55H87V56H88ZM132 55H133V54H132ZM134 55H137V54L134 53ZM139 55H140V54H139ZM145 55H147V53H146ZM164 55H165V54H164ZM164 55H162V56H164ZM170 55H171V54H170ZM188 55H189V54H188ZM200 55H202V54H200ZM205 55H206V53H205ZM212 55H211V56H212ZM214 55H216V53H215ZM246 55H247V54H246ZM248 55H249V54H248ZM248 55H247V56H248ZM253 55H254V53H253ZM256 55H258V53H257ZM19 56H20V54H19ZM41 56H40V57H41ZM47 56H48V55H47ZM53 56H55V54H54ZM82 56H83V55H82ZM96 56L98 57V55H96ZM143 56H144V55H143ZM165 56H167V55H165ZM193 56H194V55H193ZM202 56H203V55H202ZM207 56H208V55H207ZM207 56H206V57H207ZM230 56H231V57H230ZM251 56H252V55H251ZM21 57H22V56H21ZM23 57H24V56H23ZM29 57H31V56H29ZM35 57H36V56H35ZM38 57H39V55H38ZM51 57H52V56H51ZM51 57H50V59H51ZM55 57H56V56H55ZM60 57H61V56H60ZM70 57H71V56H70ZM70 57H69V58H70ZM76 57H77V56H76ZM85 57H86V55H85ZM90 57H91V55H90ZM90 57H89V58H90ZM102 57H103V56H102ZM134 57H135V56H134ZM134 57H133V58H134ZM137 57H138V55H137ZM137 57H136V58H137ZM171 57H172V56H171ZM174 57H175V56H174ZM179 57H182V55L179 56ZM190 57H191V56H190ZM243 57H244V55H243ZM243 57H242V58H243ZM259 57H258V58H259ZM17 58H19V57H17ZM41 58H43V57H41ZM48 58H49V57H48ZM65 58H66V57H65ZM104 58H105V57H104ZM106 58H107V57H106ZM148 58H149V57H148ZM155 58H156V57H155ZM158 58H160V57H158ZM158 58H157V59H158ZM163 58H164V57H163ZM163 58H162V59H163ZM169 58H170V57H169ZM198 58H199V60H200V57H198ZM198 58H197V61H198ZM203 58H204V57H203ZM203 58H202V59H203ZM209 58H211L210 55H209ZM245 58H246V56H245ZM248 58H249V56H248ZM250 58H251V57H250ZM1 59H2V58H1ZM12 59H13V57H12ZM34 59H35V58H34ZM34 59H33V60H34ZM36 59H37V58H36ZM50 59H49V60H50ZM59 59H60V58H59ZM74 59H75V58H74ZM78 59H79V58H78ZM78 59H77V61H78ZM83 59H85V58L83 57ZM113 59H114V58H113ZM120 59H121V58H120ZM130 59H132V58H130ZM137 59H138V58H137ZM142 59H143V58H142ZM144 59H145V58H144ZM152 59H153V58H152ZM157 59H156V60H157ZM185 59H186V58H185ZM188 59H189V57H188ZM192 59H193V58H192ZM252 59H253V58H252ZM255 59H257V58H255ZM7 60H8V58H7ZM28 60H29V58H28ZM40 60H41V59H40ZM40 60H38V61H40ZM52 60H53V59H52ZM56 60H57V57H56ZM65 60H66V59H65ZM80 60H81V59H80ZM87 60H88V59H87ZM89 60H91V59H89ZM98 60H99V59H98ZM105 60H107V59H105ZM139 60H140V59H139ZM166 60H167V59H166ZM179 60H181V59L179 58ZM203 60H204V59H203ZM17 61H18V60H17ZM17 61H16V62H17ZM30 61H31V60H30ZM38 61H37V62H38ZM46 61H47V60H46ZM62 61H64V59H63ZM69 61H70V60H69ZM71 61H72V60H71ZM82 61H83V60H82ZM85 61H86V60H85ZM92 61H93V60H92ZM102 61H103V60H102ZM102 61H101V62H102ZM110 61H111V60H110ZM131 61H132V60H131ZM141 61H142V60H141ZM159 61H160V60H159ZM164 61H165V60H164ZM164 61H163V62H164ZM170 61H171V59H170ZM172 61H173V60H172ZM188 61H190V59H189ZM193 61H194V60H193ZM201 61H202V60H200V63H201ZM212 61H213V62H212ZM229 61H228V62H229ZM9 62H10V61H9ZM43 62H44V61H43ZM49 62H50V61H49ZM49 62H48V63H49ZM51 62H52V61H51ZM58 62H59V61H58ZM66 62H67V60H66ZM74 62H76V61L74 60ZM86 62H87V61H86ZM135 62H136V61H135ZM138 62H139V61H138ZM145 62H146V61H145ZM154 62H155V61H154ZM154 62H153V63H154ZM156 62H157V61H156ZM161 62H162V61H161ZM165 62H166V61H165ZM176 62H177V60H176ZM190 62H191V61H190ZM258 62H259V63H258ZM3 63H5V62H3ZM11 63H12V62H11ZM18 63H19V62H18ZM23 63H24V62H23ZM61 63H62V62H61ZM71 63H72V62H71ZM77 63H78V62H77ZM82 63H83V62H82ZM82 63H81V64H82ZM88 63H89V62H88ZM95 63H96V62H95ZM95 63H94V64H95ZM98 63H99V61H98ZM105 63H106V62H105ZM146 63H147V62H146ZM171 63H172V62H171ZM185 63H186V61H185ZM187 63H188V62H187ZM200 63H199V64H200ZM202 63H203V62H202ZM7 64H8V63H7ZM33 64H34V63H33ZM35 64H36V63H35ZM41 64H42V63H41ZM44 64H45V63H44ZM46 64H47V63H46ZM50 64H51V63H50ZM58 64H59V63H58ZM75 64H76V63H75ZM79 64H80V63H79ZM91 64H92V63H91ZM103 64H104V63H103ZM133 64H134V63H133ZM136 64H138V63H136ZM136 64H134V65H136ZM148 64H149V63H148ZM245 64H246V63H245ZM16 65H17V64H16ZM20 65L22 66V62L19 64V66H20ZM31 65H32V64H31ZM37 65H38V64H37ZM37 65H34V66H37ZM64 65H65V64H64ZM66 65H67V64H66ZM83 65H84V64H83ZM83 65H82V66H83ZM89 65H90V64H89ZM96 65H97V64H96ZM105 65H106V64H105ZM140 65L142 66L141 63H140ZM150 65H152V63H150ZM153 65H154V64H153ZM159 65H160V63H159ZM161 65H162V63H161ZM185 65H186V64H185ZM194 65H195V64H194ZM250 65H253L255 68L252 67V66H250ZM255 65H256V64H255ZM0 66H1V65H0ZM4 66H5V65H4ZM57 66H59V65H57ZM69 66H70V65H69ZM75 66H76V65H75ZM92 66H93V65H92ZM132 66H133V65H132ZM156 66H157V65H156ZM181 66H182V65H181ZM203 66H202V67H203ZM224 66H226L227 68H225ZM17 67H18V66H17ZM27 67H29V66H27ZM40 67H41V66H40ZM45 67H46V66H45ZM45 67H44V68H45ZM54 67H55V66H54ZM88 67H89V66H88ZM98 67H99V66H98ZM144 67H145V66H144ZM160 67H162V66H160ZM160 67H159V69H160ZM166 67H167V64H166ZM173 67H174V65H173ZM189 67H190V66H189ZM192 67H193V64H192L191 68H192ZM200 67H201V66H200ZM206 67H207V66H206ZM208 67H207V68H208ZM31 68H32V67H31ZM35 68H36V67H35ZM47 68H49V66H48ZM51 68H52V67H51ZM60 68H62V67H60ZM65 68H66V66H65ZM94 68H95V67H94ZM94 68H93V69H94ZM96 68H97V67H96ZM177 68H178V70H177ZM177 68H176V71H179V70L181 69V68L179 69V67H177ZM193 68H194V67H193ZM196 68H197V67H195V69H196ZM213 68H214V66L208 68V70L205 69V71L208 72L209 69H210V71H211V69L213 70ZM228 68H229V69H228ZM238 68H239V66H238ZM253 68H254V69H253ZM33 69H34V68H33ZM39 69H40V68H39ZM53 69H54V68H53ZM53 69L50 70V71H53ZM56 69H59V68H56ZM117 69H118V68H117ZM151 69H152V68H151ZM159 69H158V70H159ZM162 69H163V68H162ZM174 69H175V68H174ZM174 69H173V70H174ZM200 69H201V68H200ZM202 69H203V68H202ZM42 70H43V69H42ZM48 70H49V69H48ZM60 70H61V69H60ZM64 70H66V69H64ZM154 70H155V67H154ZM158 70H156V71H158ZM167 70H168V69H167ZM185 70H186V66H185ZM191 70H192V69H191ZM226 70H228L227 73H225ZM11 71H12V70H11ZM25 71H26V70H25ZM25 71H24V73H25ZM44 71H45V70H44ZM61 71H62V70H61ZM67 71H68V69H67ZM74 71H75V70H74ZM141 71H142V70H141ZM141 71H140V72H141ZM152 71H153V70H152ZM165 71H166V70H165ZM171 71H172V69H171ZM192 71H193V70H192ZM200 71H201V70H200ZM210 71H209V72H210ZM6 72H7V71H6ZM19 72H20V71H19ZM38 72H39V71H38ZM41 72H42V71H41ZM53 72H54V71H53ZM55 72H56V71H55ZM63 72H64V71H63ZM63 72H62V73H63ZM68 72H69V71H68ZM68 72H67V73H68ZM70 72H71V71H70ZM92 72H93V71H92ZM146 72H148V71H146ZM160 72H161V69H160ZM167 72H168V71H167ZM187 72H188V71H187ZM206 72H204L203 74L206 75ZM212 72H215V70L212 71ZM216 72H215V75H216ZM60 73H61V72H60ZM71 73H72V72H71ZM96 73H97V72H96ZM135 73H136V72H135ZM150 73H151V72H150ZM163 73H164V71H163ZM168 73H169V72H168ZM193 73H194V72H193ZM224 73H225V74H224ZM229 73H230V72H229ZM236 73H237V72H236ZM2 74H3V71H2ZM8 74H9V73H8ZM50 74H51V73H50ZM50 74H49V79H50ZM53 74H54V73H53ZM55 74H56V73H55ZM99 74H100V73H99ZM137 74H138V73H137ZM137 74H136V76H137ZM152 74H154V73H152ZM157 74H158V73H157ZM172 74H173V73H172ZM179 74H181V73L179 72ZM186 74H187V73H186ZM209 74H210V73H209ZM213 74H214V73H213ZM213 74L211 73V75H213ZM43 75H44V74H43ZM56 75H58V73H57ZM61 75H63V74H60V76H61ZM69 75H70V74H69ZM94 75H95V74H94ZM97 75H98V73H97ZM112 75H113V74H112ZM134 75H135V74H134ZM159 75H160V74H159ZM159 75H158V76H159ZM163 75H164V74H162V75H160V76L163 77ZM167 75L170 76V74H167ZM187 75H188V74H187ZM207 75H208V73H207ZM211 75H208V77L211 76ZM215 75H213V76H215ZM223 75H225V76H223ZM231 75H232V74H231ZM26 76H27V74H26ZM26 76H25V77H26ZM45 76H46V75H45ZM52 76H53V75H52ZM52 76H51V77H52ZM92 76H93V75H92ZM101 76H102V75H101ZM146 76H148V75H146ZM164 76H165V75H164ZM172 76H174V75H172ZM180 76H181V75H180ZM189 76H190V75H189ZM189 76H188V79H189ZM11 77H12V76H11ZM32 77H33V76H32ZM37 77H38V75H37ZM37 77H36V78H37ZM39 77H40V76H39ZM55 77H56V76H55ZM65 77H66V75H65ZM72 77H73V76H72ZM95 77H96V76H95ZM131 77H133V76L131 75ZM176 77H178V76H176ZM6 78H7V77H6ZM28 78H29V77H28ZM56 78H57V77H56ZM63 78H64V77H63ZM63 78H62V79H63ZM67 78H68V77H67ZM134 78H135V77H134ZM138 78H139V77H138ZM146 78H147V77H146ZM146 78H145V79H146ZM150 78H151V77H150ZM152 78H153V77H152ZM159 78H160V77H159ZM166 78H167V77H166ZM169 78H171V76H170ZM173 78H174V77H173ZM195 78H197V77L195 76ZM209 78H210V77H209ZM209 78H208V79H209ZM211 78H212V76H211ZM214 78H215V77H214ZM214 78H212L211 81L216 80V79H214ZM216 78H217V76H216ZM4 79H5V78H4ZM16 79H17V78H16ZM44 79L46 80V78H44ZM74 79H75V78H74ZM77 79H78V78H77ZM88 79H89V78H88ZM90 79H91V78H90ZM95 79L97 80V77H96ZM126 79H127V78H126ZM130 79H131V78H130ZM135 79H136V78H135ZM154 79H155V78H154ZM167 79H168V78H167ZM178 79H180V78H178ZM198 79H199V78H198ZM198 79H195V80H198ZM2 80H3V79H2ZM13 80H14V79H13ZM20 80H21V79H20ZM32 80H33V79H32ZM40 80H41V78H40ZM52 80H53V79H52ZM54 80H55V79H54ZM59 80H61V79H59ZM64 80H65V79H64ZM69 80H70V79H69ZM72 80H73V78H72ZM92 80H93V78H92ZM96 80H95V81H96ZM151 80H152V79H151ZM158 80H159V79H158ZM161 80H162V79H161ZM183 80H184V79H183ZM190 80H191V79H190ZM43 81H44V80H43ZM50 81H51V79H50ZM74 81H75V80H74ZM136 81H137V80H136ZM148 81H149V79L147 80V82H148ZM154 81H155V80H154ZM169 81H170V80H169ZM172 81H173V80H172ZM175 81H176V79H175ZM185 81H186V79L184 80V82H185ZM193 81H194V80H193ZM200 81H201V80H200ZM206 81H208V80L206 79ZM32 82H33V81H32ZM52 82H53V81H52ZM52 82H50V84H51ZM55 82L57 83V82H58V79H57V81H55ZM55 82H54V83H55ZM59 82H60V81H59ZM62 82H63V81H62ZM64 82H65V81H64ZM67 82H68V81H67ZM69 82H70V81H69ZM72 82H73V81H72ZM84 82H85V81H84ZM100 82H101V80H100ZM102 82H103V81H102ZM140 82H141V81H140ZM142 82H143V81H142ZM152 82H153V81H152ZM156 82H157V81H156ZM159 82H160V81H159ZM159 82H158V83H159ZM166 82H167V80H166ZM194 82H195V81H194ZM201 82H202V81H201ZM9 83H10V82H9ZM9 83H8V84H9ZM37 83H38V82H37ZM48 83H49V82H48ZM81 83H82V81H80L79 85H80ZM137 83H138V82H137ZM186 83H187V82H186ZM5 84H6V83H5ZM31 84H32V83H31ZM39 84H40V83H39ZM39 84H38V85H39ZM64 84H65V83H64ZM73 84H74V83H73ZM160 84H161V83H160ZM165 84H166V83H165ZM169 84H170V83H169ZM169 84H168V85H169ZM172 84H173V83H172ZM176 84H177V83H176ZM182 84H183V83H182ZM188 84H189V82H188ZM58 85H59V84H58ZM58 85H57V86H58ZM60 85H62V84L60 83ZM68 85H69V83H68ZM77 85H78V84H77ZM83 85H84V84H83ZM90 85H91V84H90ZM93 85H94V83H93ZM93 85H92V86H93ZM168 85H167V86H168ZM180 85H181V84H180ZM185 85H186V84H185ZM8 86H9V85H8ZM8 86H7V87H8ZM30 86H31V85H30ZM43 86H44V85H43ZM49 86H50V85H49ZM71 86H72V85H71ZM232 86H233V88H232ZM234 86H235V87H234ZM19 87H20V86H19ZM28 87H29V86H28ZM31 87H33V86H31ZM34 87H35V85H34ZM34 87H33V88H34ZM36 87H37V86H36ZM39 87H40V85H39ZM82 87H83V86H82ZM163 87H165V86H163ZM169 87H170V86H169ZM185 87H186V86H185ZM210 87H211V86H210ZM24 88H25V87H24ZM29 88H30V87H29ZM29 88H27V90H28ZM44 88H45V87H44ZM50 88H51V87H50ZM61 88H62V87H60L59 90H61ZM140 88H141V89H144V87H143V88L140 87ZM145 88H146V85H145ZM158 88H159V87H158ZM158 88H157V89H158ZM170 88H171V87H170ZM179 88H180V87H179ZM195 88H196V86H195ZM206 88H207V87H206ZM47 89H48V87H47ZM52 89H53V88H52ZM55 89H56V88H55ZM78 89H79V88H78ZM147 89H148V88H147ZM147 89H146V90H147ZM153 89H154V88H153ZM163 89H164V88H163ZM165 89H166V87H165ZM168 89H169V88H168ZM177 89H178V88H177ZM177 89L175 88L174 90L176 91ZM237 89H238V88H237ZM239 89H238V90H236V89L234 90V91H236V93L238 92L237 95H239V92H240V95H241V92H243V91H240ZM24 90H25V89H24ZM39 90H40V89H38V91H39ZM44 90H45V89H44ZM65 90H66V89H65ZM65 90H64V91H65ZM144 90H145V89H144ZM144 90H142V91H144ZM146 90H145V91H146ZM160 90H161V89H160ZM169 90H171V89H169ZM180 90H182V89H180ZM186 90H187V89H186ZM189 90H190V89H189ZM189 90H188V91H189ZM197 90H199V89L196 88V91H197ZM213 90H214V93H212ZM232 90H231L232 93L230 92L231 95H229V96H230V99H231L232 96L234 97V94H233L234 92H233ZM8 91H9V90H8ZM45 91H46V90H45ZM45 91H42V92L44 93ZM48 91H49V89H48ZM53 91H54V90H52V92H53ZM55 91H56V90H55ZM61 91H62V90H61ZM135 91H136V90H135ZM137 91L139 92V90H137ZM142 91H141V93H142ZM151 91H152V90H151ZM164 91H165V90H164ZM164 91H163V92H164ZM184 91H185V90H184ZM190 91H191V90H190ZM190 91H189V92H190ZM202 91H203V90H202ZM3 92H5V91H3ZM33 92H34V91H33ZM36 92H37V91H36ZM49 92H50V91H49ZM133 92H134V91H133ZM133 92H132V93H133ZM149 92H150V91H149ZM153 92H154V91H153ZM165 92H167V91H165ZM177 92H178V91H177ZM191 92H192V93H191ZM191 92H190L189 94H193V93H194L193 90H192ZM209 92H208V93H209ZM245 92L242 93V94L244 95ZM6 93H7V92H6ZM22 93H24V92H22ZM34 93H35V92H34ZM54 93H55V92H54ZM56 93H58V90H57ZM158 93H159V92H158ZM168 93H169V92H168ZM173 93H174V91H173ZM173 93H172V94H173ZM198 93H199V92H198ZM198 93H197V94H198ZM236 93H235V96H236ZM247 93H246V94H247ZM29 94H30V93H29ZM32 94H33V93H32ZM51 94H52V93H51ZM116 94L118 95V93H116ZM129 94H130V93H129ZM134 94H135V93H134ZM136 94H137V93H136ZM136 94H135V95H136ZM150 94H151V93H150ZM155 94H157V93H155ZM155 94H154V96H155ZM165 94H167V93H165ZM172 94H171V96H172ZM175 94H176V93H175ZM175 94H174V97H175ZM180 94H181V93H180ZM189 94H188V95H189ZM199 94H200V93H199ZM218 94H219V95H218ZM232 94H233V95H232ZM49 95H50V94H49ZM52 95H55V94H52ZM63 95H64V94H63ZM139 95H140V93H139ZM141 95H142V94H141ZM177 95H178V94H177ZM177 95H176V96H177ZM186 95H187V94H186ZM200 95H201V94H200ZM203 95H204V94H203ZM217 95H218V96H217ZM227 95H228V94H227ZM227 95H226V96H227ZM243 95H242V96H243ZM253 95L256 96L255 94H253ZM36 96H38V95H36ZM124 96H125V95H124ZM124 96H123V97H124ZM131 96H132V95H131ZM136 96H137V95H136ZM145 96H146V95H145ZM147 96H150V95L147 94ZM152 96H153V95H151V98H152ZM161 96H162V93H161ZM161 96H160V97H161ZM163 96H164V94H163ZM180 96H182V95H180ZM193 96H194V95H193ZM197 96H198V95H197ZM204 96H205V95H204ZM204 96H203V97H204ZM208 96H209V94H208ZM216 96H217V98H216ZM226 96H225V99H224V100L227 99ZM24 97H25V96H24ZM40 97H41V96H40ZM60 97H61V96H60ZM67 97H68V95H67ZM67 97H66V98H67ZM115 97H116V96H115ZM119 97H120V96H119ZM126 97H127V96H126ZM138 97H139V96H138ZM164 97H165V96H164ZM174 97H173V98H174ZM183 97H184V96H183ZM210 97H209V98H210ZM223 97H224V95H223ZM238 97H239V96H238ZM42 98L44 99V97H42ZM47 98H48V97H47ZM53 98H54V96H53ZM56 98H57V97H56ZM127 98H128V97H127ZM127 98H126V99H127ZM131 98H132V97H131ZM134 98H135V97H134ZM136 98H137V97H136ZM136 98H135V99H136ZM141 98H142V97H141ZM147 98H148V97H147ZM151 98H150V99H151ZM165 98H166V97H165ZM167 98H168V96H167ZM173 98H172V100H173ZM190 98L192 99V96H190ZM198 98H199V97H198ZM198 98H197V100L199 101ZM244 98H245V97H244ZM119 99L122 100L121 98H119ZM123 99H124V98H123ZM142 99H143V98H142ZM153 99H154V98H153ZM156 99H157V98H156ZM170 99H171V98H170ZM183 99H184V98H183ZM188 99H189V98H188ZM204 99H205V98H204ZM228 99H229V98H228ZM228 99H227V100H228ZM239 99H241V98H239ZM253 99H254V100H253ZM3 100H4V99H3ZM25 100H26V98H25ZM33 100H35V98H34ZM33 100H32V101H33ZM37 100H39V99L37 98L36 101H37ZM40 100H41V99H40ZM40 100H39V102H40ZM50 100H51V99H50ZM58 100L61 101L60 98H58ZM140 100H141V99H140ZM146 100H147V99H146ZM164 100H165V99H164ZM164 100H163V101H164ZM166 100H167V99H166ZM172 100H171V101H172ZM192 100L194 101V99H192ZM192 100H190V102H191ZM195 100H196V98H195ZM224 100H223V98H222L221 101L224 102ZM227 100H226V101H227ZM231 100H233V99H231ZM231 100H230V101H231ZM244 100H245V99H244ZM246 100H247V99H246ZM63 101H64V100H63ZM126 101H127V100H126ZM131 101H132V99H131ZM142 101H143V100H142ZM188 101H189V100H188ZM226 101H225V102H226ZM230 101L228 100L227 102H230ZM239 101H240V100H239ZM6 102H7V101H6ZM19 102H20V101H19ZM37 102H38V101H37ZM53 102H54V101H53ZM56 102H57V101H56ZM56 102H55V103H56ZM123 102L125 103V101H123ZM134 102H135V101H133V103H134ZM159 102H160V101H159ZM159 102H158V103H159ZM168 102H169V101H168ZM174 102H175V101H174ZM176 102H177V101H176ZM183 102H184V104H185V101H183ZM195 102H196V101H195ZM199 102H200V101H199ZM206 102H207V103L209 102L208 105L210 106V99H209V101L207 100ZM206 102H205V104H206ZM231 102H232V101H231ZM235 102H237V100H234L233 103H235ZM3 103H4V102H3ZM23 103H24V102H23ZM48 103H49V102H48ZM55 103H54V105H55ZM57 103H58V102H57ZM119 103H121V102H119ZM129 103H130V102H129ZM145 103H146V102H145ZM149 103H151V102H149ZM172 103H173V101H172ZM177 103H178V102H177ZM177 103H176V104H177ZM191 103H192V102H191ZM203 103H204V102H203ZM238 103H239V102H238ZM32 104H33V103H32ZM32 104H31V105H32ZM45 104H46V103H45ZM49 104H50V103H49ZM62 104H63V103H62ZM109 104H110V103H109ZM117 104H118V103H117ZM136 104H137V102H136ZM138 104H139V101H138ZM146 104H148V103H146ZM161 104H162V103H161ZM167 104H168V103H167ZM169 104H170V103H169ZM173 104H174V103H173ZM173 104H172V105H173ZM198 104H199V103H198ZM198 104H196V105H198ZM205 104H204V106H205ZM213 104H214V105H213ZM221 104H222V106H223V103H221ZM221 104L219 103V105H221ZM224 104H225V103H224ZM230 104H231V103H230ZM20 105H24V104H20ZM129 105H130V104H129ZM131 105H132V104H131ZM141 105H142V103H141ZM143 105H144V104H143ZM149 105H151V104H149ZM153 105H154V104H153ZM157 105H158V104H157ZM174 105H175V104H174ZM174 105H173V106H174ZM190 105H191V104H190ZM199 105H200V104H199ZM225 105H226V104H225ZM227 105H228V103H227ZM227 105H226V107H228ZM235 105H238V104L236 103V104H233V105H231V106H235ZM239 105H241V103H239ZM246 105H248V103H247ZM0 106H2V104H1ZM35 106H36V105H35ZM46 106H47V105H46ZM100 106H101V105H100ZM104 106H105V104H104ZM110 106H111V105H110ZM119 106H120V105H119ZM132 106H133V105H132ZM134 106H135V105H134ZM168 106H170V105H168ZM168 106H167V107H168ZM177 106L180 107V104H178ZM185 106H186V105H185ZM206 106H207V105H206ZM242 106H243V104H242ZM248 106H249V105H248ZM22 107H24V106H22ZM48 107H49V106H47V108H48ZM54 107H55V106H54ZM64 107H65V106H64ZM108 107H109V105H108ZM126 107H128V103H127V106H126ZM126 107H125V108H126ZM129 107H130V106H129ZM136 107H137V105H136ZM139 107H140V106H138V108H139ZM142 107H143V106H142ZM142 107H141V108H142ZM147 107H148V106H147ZM164 107H165V106H164ZM164 107H162V109H163ZM170 107H172V106H170ZM179 107H177V108H179ZM181 107H182V106H181ZM181 107H180V109H181ZM196 107H197V106H196ZM198 107H199V106H198ZM202 107H203V106H202ZM207 107H208V106H207ZM213 107H214V108H213ZM240 107H241V106H240ZM240 107H239V108H240ZM5 108H6V107H5ZM32 108H35V107H32ZM59 108H60V106H59ZM62 108H63V107H62ZM103 108H104V107H103ZM120 108H121V106H120ZM125 108H122V109L125 110ZM131 108H133V107H131ZM131 108H130V109H131ZM144 108H145V107H144ZM165 108H166V107H165ZM172 108H174V107H172ZM193 108H194V107H193ZM208 108H211V107H208ZM229 108H233V107H230V106H229ZM236 108L238 109V107H236ZM241 108H242V107H241ZM241 108H240V109H241ZM49 109H50V108H49ZM135 109H136V108H135ZM148 109H150V108H148ZM156 109H157V108H156ZM159 109H160V106H159ZM162 109H160V110H162ZM180 109H179V110H180ZM185 109H186V108H185ZM218 109H219V108H217V110H218ZM234 109H235V107H234ZM3 110H4V109H3ZM14 110H15V109H14ZM18 110H19V109H18ZM24 110L26 111V109H24ZM27 110H28V109H27ZM50 110H51V109H50ZM67 110H68V109H67ZM100 110H101V109H100ZM107 110H108V112H109V109H107ZM124 110H121L120 112H122V111H124ZM128 110H129V108H128ZM128 110H127V111H128ZM131 110H133V109H131ZM141 110H142V109H141ZM141 110H140V111H141ZM151 110H153V109H151ZM154 110H155V109H154ZM174 110H176V108H174ZM187 110H188V109H187ZM190 110H191V109H190ZM197 110H198V109H197ZM201 110H202V109H201ZM206 110H207V109H206ZM210 110H211V109H209V111H210ZM221 110H222V107H221ZM221 110H220V112H222ZM223 110H224V106H223ZM230 110H231V109H230ZM230 110H229V111H230ZM232 110H233V109H232ZM232 110H231V114H232V112H233ZM0 111H1V110H0ZM4 111H5V110H4ZM16 111H17V109H16ZM21 111H22V110H21ZM28 111H29V110H28ZM61 111H62V110H61ZM142 111H143V110H142ZM145 111H146V110H145ZM169 111L172 112L173 110H169ZM188 111H189V110H188ZM209 111H208V112H209ZM226 111H227V110H226ZM229 111H228V112H229ZM246 111H247V110H246ZM249 111H250V112H249ZM1 112H2V111H1ZM26 112H27V111H26ZM80 112H81V111H80ZM118 112H119V111H118ZM129 112H130V111H129ZM134 112H136V111H134ZM134 112H133V113H134ZM143 112H144V111H143ZM150 112H151V111H150ZM153 112H154V111H153ZM155 112H156V111H155ZM158 112H159V111H158ZM167 112H168V111H167ZM179 112H181V111H179ZM196 112H197V111H196ZM196 112H195V113H196ZM208 112L206 111L205 113H208ZM214 112H216V110H215ZM223 112H225V111H223ZM234 112H235V114H237V113H236V110H234ZM29 113H30V112H29ZM31 113L33 114V112H31ZM55 113H56V112H55ZM123 113H125V112H123ZM123 113H120V114H123ZM146 113H147V112H146ZM146 113H145V114H146ZM159 113H161V112H159ZM173 113H174V112H173ZM176 113H178V112H176ZM182 113H183V111H182ZM182 113H181V114H182ZM184 113H185V112H184ZM184 113H183V114H184ZM218 113H219V111H218ZM243 113H245V115H244ZM26 114H28V113H26ZM86 114H87V113H86ZM96 114H97V113H96ZM102 114H103V113H102ZM104 114H105V113H104ZM106 114H107V113H106ZM114 114H115V112H114ZM136 114H138V113H136ZM142 114H143V113H142ZM142 114H140V115H142ZM152 114H154V113H152ZM165 114H166V113H165ZM174 114H175V113H174ZM186 114H187V113H186ZM191 114H192V113H191ZM191 114H190V117H192ZM196 114H197V113H196ZM222 114H223V113H222ZM224 114H226V118H227V116H228L227 114H228V113L225 112ZM224 114L221 116L222 118L225 117ZM231 114H230V115H231ZM3 115H5V114H3ZM28 115H29V114H28ZM63 115H64V114H63ZM84 115H85V114H84ZM88 115H89V113H88ZM107 115H108V114H107ZM118 115H119V114H118ZM131 115L133 116V114H131ZM147 115H148V114H147ZM156 115H157V114H156ZM187 115H188V114H187ZM204 115H205V114H204ZM207 115H208V114H206L205 116H207ZM210 115H211V114H210ZM212 115H213V112H212ZM219 115H220V113H219ZM230 115H229V116H230ZM112 116H114V115H112ZM112 116H111V117H112ZM116 116H117V115H116ZM120 116H121V115H120ZM126 116H127V114H126ZM126 116H124V117H126ZM145 116H146V115H145ZM145 116H144V117H145ZM151 116H152V115H151ZM161 116H162V115H161ZM163 116H164V115H163ZM170 116H171V115H170ZM178 116H179V115H178ZM178 116L176 117V118H177L176 121L178 120ZM199 116H200V114H199ZM199 116H198V117H199ZM202 116H203V115H202ZM215 116H217V115L215 114ZM231 116H232V115H231ZM234 116H235V115H234ZM247 116H248V115H247ZM0 117H1V116H0ZM2 117H3V116H2ZM2 117H1V119H2ZM58 117H59V116H58ZM133 117H134V116H133ZM148 117H149V116H148ZM148 117H145V118L147 119ZM159 117H160V115H159ZM182 117H183V115H182ZM196 117H197V116H196ZM200 117H201V116H200ZM200 117H199V118H200ZM210 117H211V116H208V117H207V118H208V121L210 120ZM236 117H237V116H236ZM248 117H249V116H248ZM49 118H50V117H49ZM101 118H102V117H101ZM116 118H117V117H116ZM116 118H115V120H116ZM121 118H122V117H121ZM131 118H132V117H131ZM131 118H130V119H131ZM138 118H139V117H138ZM138 118H137V119H138ZM142 118H143V117H142ZM145 118H143V119H145ZM155 118H156V117H155ZM155 118H154V119H155ZM174 118H175V117H174ZM187 118H188V116H187ZM187 118H186V116H185V120H186ZM199 118H197V119L200 121V119H202L203 117L200 118V119H199ZM239 118H240V116H239ZM52 119H53V118H52ZM57 119H58V118H57ZM61 119H62V118H61ZM106 119H107V118H106ZM134 119H135V118H134ZM159 119H160V118H159ZM163 119H164V118H163ZM172 119H173V118H172ZM172 119H171V120H172ZM180 119H184V118H180ZM193 119H194V118H193ZM195 119H196V118H195ZM205 119H206V118H205ZM213 119H214V116H213ZM218 119H219V118H218ZM259 119H260V121H261V125H260V123L258 122ZM43 120H44V119H43ZM82 120H83V119H82ZM103 120H105V119H103ZM110 120H111V119H110ZM113 120H114V119H113ZM113 120H111V121H113ZM124 120H126V119L124 118ZM128 120H129V118H128ZM131 120H132V119H131ZM139 120H140V118H139ZM148 120H149V119H148ZM202 120H203V119H202ZM202 120H201V121H202ZM223 120H224V118H223ZM225 120H226V119H225ZM225 120H224V121H225ZM56 121H57V120H56ZM83 121H86V120H83ZM143 121H144V120H143ZM159 121H160V120H159ZM164 121H165V120H164ZM172 121H173V120H172ZM191 121H192V120H191ZM195 121H196V120H195ZM201 121H200L201 125H202V126H205V125L202 124ZM206 121H207V120H206ZM211 121H212V119H211ZM213 121H214V120H213ZM216 121H217V120H216ZM46 122H47V121H46ZM59 122H60V121H59ZM86 122H87V121H86ZM100 122H101V120H100ZM114 122H115V121H114ZM129 122H130V120H129ZM131 122H132V121H131ZM133 122H134V121H133ZM136 122L139 123L138 121H136ZM146 122H147V120H146ZM149 122H150V121H149ZM154 122H155V121H154ZM177 122L182 123L181 121H177ZM177 122H176V124H177ZM186 122H187V121H186ZM214 122H215V121H214ZM214 122H211V123H212V124H215L216 122H215V123H214ZM225 122H226V121H225ZM225 122H224V126L226 125L225 127H227V126H228V125L226 124L227 122H226V123H225ZM228 122H229V120H228ZM42 123L44 124V122H42ZM51 123H52V122H51ZM92 123H93V121H92ZM92 123H91V125H92ZM120 123H121V122H120ZM120 123H118L119 126H121ZM142 123H143V122H142ZM151 123H152V122H151ZM162 123H163V122H162ZM168 123H169V121H168ZM172 123H173V122H172ZM174 123H175V122H174ZM187 123H188V122H187ZM204 123H205V121H204ZM208 123H209V122H208ZM217 123H219V124H217V125L219 126L220 123H221V120H220V122L217 121ZM250 123H251L252 126L254 127L253 131L255 130V134H256V135L254 134L253 131H252V132H253V134H254L253 137L255 138V141H257V144H256L255 142H253V141L250 140V137H249V136H250V135H249V134H250V133H249V130H250V129H249V125H250ZM4 124H5V123H4ZM58 124H59V123H58ZM82 124H83V123H82ZM87 124H88V123H87ZM93 124H94V123H93ZM98 124H99V123H98ZM114 124H115V123H114ZM123 124H124V123H123ZM144 124H145V123H144ZM154 124H155V123H154ZM169 124H170V123H169ZM185 124H186V123H185ZM190 124H191V123H190ZM192 124H195V123L192 122ZM192 124H191V125H192ZM197 124H198V123H197ZM206 124H207V123H206ZM233 124H236V123H233ZM10 125H11V124H10ZM41 125H42V124H41ZM50 125H51V124H50ZM60 125H61V124H60ZM85 125H86V124H85ZM89 125H90V124H89ZM91 125H90V126H91ZM96 125H97V123H96ZM109 125H110V124L108 123V126H109ZM116 125H117V124H116ZM125 125H126V124H125ZM159 125H160V124H159ZM174 125H175V124H174ZM174 125H172V126H174ZM209 125H210V123H209ZM221 125H222L221 128H223V124H222V123H221ZM230 125H229V126H230ZM0 126H1V125H0ZM11 126H12V125H11ZM11 126H10V127H11ZM47 126H48V125H47ZM51 126H52V125H51ZM51 126H50V127H51ZM53 126H54V125H53ZM53 126H52V127H53ZM113 126H115V125H113ZM113 126H112V129L114 128ZM126 126H127V125H126ZM128 126H129V124H128ZM130 126H133V124L130 125ZM137 126H138V125H137ZM154 126H155V125H154ZM160 126H161V125H160ZM175 126H177V125H175ZM196 126H197V125H196ZM212 126H213V127H212ZM212 126H211V127H210V126H205V127H209V130H210L211 128H214V127H215L214 131L220 129V127H219V128H216V125H212ZM218 126H217V127H218ZM3 127H4V126H3ZM12 127H13V126H12ZM41 127H42V126H41ZM43 127H44V126H43ZM69 127H70V126H69ZM74 127H75V126H74ZM81 127H82V126H81ZM81 127L79 126V128H81ZM86 127H87V125H86ZM88 127H89V126H88ZM93 127H94V125H93ZM93 127H91V128H93ZM105 127H106V126H105ZM110 127H111V126H109V128H110ZM121 127H122V126H121ZM144 127H145V126H144ZM156 127H157V126H156ZM158 127H159V126H158ZM158 127H157L156 129H158ZM162 127H163V126H162ZM166 127H167V126H166ZM169 127H171V126H169ZM194 127H195V125H194ZM253 127L250 126V128H253ZM8 128H9V127H8ZM17 128H18V127H17ZM29 128H30V127H29ZM47 128H48V127H46V129H47ZM66 128H67V127H66ZM76 128H78V126H77ZM83 128H84V127H83ZM83 128H82V129H83ZM96 128H98V127H96ZM115 128H116V126H115ZM119 128H120V127H119ZM119 128H116V129H119ZM133 128H134V126H133ZM136 128H137V127H136ZM136 128H134V130H135ZM147 128L150 130L149 127H147ZM173 128H174V127H173ZM175 128H176V127H175ZM178 128H180V126H178L176 130H178ZM186 128H187V126H186ZM188 128H189V127H188ZM191 128H192V127H191ZM231 128H232V127H231ZM233 128H234V129H233ZM233 128H232V129H233V132H234V131H235V127L233 126ZM13 129H14V128H13ZM41 129H43V128H41ZM53 129H55V128H53ZM84 129H86V128H84ZM98 129H99V128H98ZM107 129H108V127H107ZM116 129H114V131H116ZM122 129H125V128H122ZM128 129H129V128H128ZM154 129H155V128H154ZM160 129H161V128H160ZM166 129H167V128H166ZM169 129L172 130L171 128H169ZM201 129H202V128H201ZM227 129H229V127H228ZM262 129H263V130H262ZM4 130H5V129H4ZM10 130H11V129H10ZM26 130H27V129H26ZM38 130H39V129H38ZM55 130H56V129H55ZM57 130H58V129H57ZM57 130H56V131H57ZM59 130H60V129H59ZM59 130H58V131H59ZM61 130L63 131L62 128H61ZM67 130H68V129H67ZM78 130H79V129H78ZM87 130H88V129H87ZM87 130H86V131H87ZM104 130H105V129H104ZM132 130H133V129H132ZM141 130H142V129H141ZM141 130H138V132H139V131L141 132ZM167 130H168V129H167ZM176 130H175V131H176ZM186 130H187V129H186ZM194 130H197V129L194 128ZM202 130H203V129H202ZM211 130L213 131V129H211ZM13 131H14V130H12V132H13ZM17 131H18V129L16 130V132H17ZM21 131H22V130H21ZM29 131H30V130H29ZM39 131H40V130H39ZM41 131H42V130H41ZM52 131H53V130H52ZM68 131H70V133L72 132V130H68ZM84 131H85V130H84ZM88 131H89V130H88ZM93 131H94V130H93ZM96 131H97V129H96ZM119 131H120V129H119ZM125 131H126V129H125ZM129 131H131V130H129ZM129 131H128L127 133H129ZM146 131H147V130H146ZM153 131H154V130H153ZM155 131H156V130H155ZM160 131H161V130H160ZM168 131H169V130H168ZM168 131H167V132H168ZM189 131H190V129H189ZM192 131H193V130H192ZM205 131H207V130H204V132H205ZM214 131H213V132H214ZM222 131H223V130H222ZM224 131L227 132V130H225V129H224ZM236 131H237V129H236ZM236 131L234 132L235 134L237 133ZM4 132H6V131H4ZM7 132H8V131H7ZM12 132H11V133H12ZM50 132H51V131H50ZM74 132H76L75 129H74ZM79 132H80V131H79ZM89 132H90V131H89ZM91 132H92V131H91ZM102 132H103V131H102ZM111 132H112V131H111ZM131 132L133 133L134 131H131ZM140 132H139V133H140ZM142 132H143V130H142ZM163 132H164V130H163ZM173 132H174V131H173ZM173 132L171 133V132L169 131V133H171L172 136H171L169 133H167V134L170 135L171 140H172V137H173V135H174ZM190 132H191V131H190ZM209 132H210V131H209ZM220 132H221V131H220ZM220 132L218 133V131H217L218 134H220ZM229 132H230V129H229ZM1 133H2V132H1ZM9 133H10V132H9ZM20 133H21V132H20ZM23 133H24V132H23ZM23 133H22V134H23ZM37 133H38V132H37ZM53 133H55V132H53ZM61 133H62V132H61ZM68 133H69V132H68ZM123 133H124V132H123ZM155 133H156V132H155ZM178 133H179V132L177 131V134H176V135H178ZM195 133H196V132H195ZM222 133H223V132H222ZM238 133H237V134H238ZM2 134H3V133H2ZM15 134H16V133H15ZM18 134H19V132H18ZM22 134H21V135H22ZM27 134H28V133H27ZM30 134H31V133H30ZM33 134H34V133H33ZM38 134H39V133H38ZM74 134H75V133H74ZM84 134H85V133H84ZM91 134H94V132L91 133ZM118 134H119V133H118ZM125 134H126V132H125ZM129 134H130V133H129ZM143 134H145V133L143 132ZM151 134H152V133H151ZM153 134H154V133H153ZM159 134H160V133H159ZM182 134H183V133L181 132V135H180L179 138L183 137ZM206 134H207V133H206ZM214 134H215V132H214ZM214 134L212 133V137H213ZM224 134H227V136L229 135L228 132H227V133L224 132ZM237 134H236V135H237ZM3 135H4V134H3ZM8 135H9V134H8ZM19 135H20V134H19ZM40 135H41V134H40ZM58 135H59V134H58ZM58 135H57V136H58ZM78 135H79V134H78ZM82 135H83V132H82L81 136H82ZM136 135H137V134H136ZM136 135H135V136H136ZM154 135H155V134H154ZM154 135H153V136H154ZM176 135H175V136H176ZM190 135H191V134H190ZM194 135H195V134H194ZM198 135H199V134H198ZM198 135H197V136H198ZM202 135H203V132H202ZM204 135H205V134H204ZM207 135H209V134H207ZM216 135H217V134H216ZM216 135H214V136H216ZM222 135H223V134H222ZM222 135L220 134V136H222ZM29 136H30V135H29ZM41 136H42V135H41ZM45 136H46V135H45ZM51 136H52V135H51ZM61 136H62V135H61ZM67 136H68V135H67ZM73 136H74V135H73ZM79 136H80V135H79ZM121 136H124V138H125V135H122V134H121ZM127 136H128V135H127ZM135 136H133V137H135ZM158 136H159V135H158ZM163 136H164V135H163ZM178 136H179V135H178ZM192 136H193V135H192ZM227 136H225V137H227ZM229 136L231 137L232 135L230 134ZM229 136H228V137H229ZM11 137H12V136H11ZM14 137H15V136H14ZM38 137H39V136H38ZM59 137H60V136H59ZM59 137H58V138H59ZM65 137H66V136H65ZM138 137H139V136H138ZM138 137H137V138H138ZM145 137H146V136H145ZM148 137H149V136H148ZM166 137L169 138V136H166ZM186 137H187V136H185V138H186ZM194 137H195V136H194ZM216 137H217V136H216ZM222 137H223V136H222ZM3 138H4V137H3ZM18 138H19V137H18ZM23 138H24V137H23ZM39 138H40V137H39ZM44 138H45V137H44ZM47 138H48V136H47ZM47 138H46V139H47ZM49 138H50V137H49ZM66 138H67V137H66ZM68 138H69V137H68ZM73 138H74V137H73ZM82 138H83V137H82ZM121 138H123V137H121ZM129 138H130V137H129ZM143 138H144V137H143ZM150 138H151V136H150ZM154 138H156V135H155ZM161 138H162V137H161ZM164 138H165V136H164ZM173 138H174V137H173ZM176 138H178V137H176ZM187 138H188V137H187ZM187 138H186V139H187ZM191 138H192V137H191ZM191 138H190V141H191ZM196 138H197V139H196L195 141L199 140L198 137H196ZM200 138H202V137H200ZM204 138H205V136H204ZM206 138H207V137H206ZM214 138H215V137H214ZM16 139H17V138H16ZM19 139H20V138H19ZM115 139H116V137H115ZM117 139H118V138H117ZM126 139H127V138H126ZM133 139H134V138H133ZM133 139H132V140H133ZM165 139L167 140V138H165ZM207 139H208V138H207ZM207 139H205V141H206V142H207V141L209 142V140H207ZM209 139H212V138H209ZM215 139H216V138H215ZM230 139H231V138H230ZM256 139H257V140H256ZM20 140H22V138H21ZM42 140H43V139H42ZM44 140H45V139H44ZM44 140H43V141H44ZM69 140H70V139H69ZM85 140H86V138H85ZM112 140H114V138H113ZM121 140H122V139H121ZM123 140H125V139H123ZM151 140H152V139H151ZM166 140H165V141H166ZM176 140H178V139H176ZM187 140H188V139H187ZM212 140H214V139H212ZM231 140H232V139H231ZM253 140H254V139H253ZM8 141H9V140H8ZM8 141H7V142H8ZM31 141H32V140H31ZM53 141H54V140H53ZM59 141H60V139H59ZM70 141H71V140H70ZM126 141H127V140H126ZM142 141H144V140H142ZM146 141H148V140H146ZM156 141H157V140H156ZM178 141H180V140H178ZM182 141H183V140H182ZM182 141H181V142H182ZM203 141H204V139H203ZM205 141H204V142H205ZM10 142H11V141H10ZM17 142H19V141L17 140ZM48 142H49V141H48ZM65 142H66V141H65ZM85 142H86V141H85ZM123 142H124V141H123ZM158 142H159V140H158ZM186 142H189V141H186ZM191 142H192V143H187V144H186V146H187L189 149H190V147L192 146V144H193V142H194L193 139H192ZM200 142H201V140H200ZM204 142L201 143V144H202L201 146H200L199 144H197L196 147H195V149H196L197 146L199 145V146L201 147V150H202L203 144H205ZM214 142H215V140H214ZM214 142H212V143L214 144ZM217 142H218V141H217ZM217 142H215V143H217ZM219 142H220V141H219ZM221 142H223V143H221ZM221 142H220V143L223 144V146L226 145V144H224L225 141L222 140ZM226 142H227V141H226ZM238 142H235V144L238 145ZM1 143H2V141H1ZM1 143H0V144H1ZM15 143H16V142H15ZM34 143H35V142H34ZM36 143H37V142H36ZM51 143H52V141H51ZM56 143H57V142H56ZM66 143H67V142H66ZM108 143H109V142H108ZM112 143H113V142H112ZM114 143H115V141H114ZM118 143H119V141H118ZM118 143H117V144H118ZM121 143H122V142H121ZM130 143H132V142H130ZM136 143H137V142H136ZM136 143H134L133 145H135ZM142 143H144V142H142ZM148 143H149V141H148ZM148 143H147V144H148ZM164 143H165V142H164ZM173 143H174V142H173ZM194 143H195V142H194ZM197 143H199V142H197ZM7 144H8V143H7ZM16 144H17V143H16ZM19 144H21V143H19ZM44 144H46V143H44ZM48 144H49V143H48ZM72 144H73V143H72ZM76 144H77V143H76ZM109 144H110V146H111V143H109ZM123 144H125V143H123ZM144 144H145V143H144ZM149 144H150V143H149ZM154 144H157V146H158V143H157V142H155ZM165 144H166V143H165ZM165 144H164V145H165ZM171 144H172V143H171ZM177 144H178V143H177ZM180 144H182V143H180ZM183 144H184V143H183ZM189 144H191L190 147L188 146ZM209 144H210V143H209ZM213 144H210V145L215 146V145H213ZM218 144H219V143H218ZM229 144H230V142H229ZM232 144H233V143H232ZM232 144H231V145H232ZM11 145H12V144H11ZM50 145H51V144H49V147H50ZM80 145H81V144H80ZM84 145H85V144H84ZM94 145H95V144H94ZM115 145H116V144H115ZM125 145H126V144H125ZM128 145H129V143H128ZM128 145H127V147H128ZM141 145H142V144H141ZM141 145H140V147H141ZM145 145H146V144H145ZM161 145H162V144H161ZM167 145H168V144H167ZM167 145H166V146H167ZM206 145H208V144L206 143ZM219 145H220V144H219ZM231 145H230V146H231ZM6 146H7V145H6ZM25 146H26V145H25ZM29 146H30V145H29ZM33 146H34V145H33ZM65 146H67V145H65ZM76 146H77V145H76ZM87 146H88V145H87ZM96 146H97V145H96ZM101 146H102V145H101ZM107 146H108V145H107ZM123 146H124V145H123ZM129 146H130V145H129ZM146 146H148V145H146ZM154 146H155V145H154ZM154 146H153V147H154ZM169 146H170V145H169ZM172 146H173V145H172ZM186 146H184V147H186ZM193 146H194V145H193ZM193 146H192V148H193ZM199 146H198V148H200ZM217 146H218V145H217ZM221 146H222V145H221ZM2 147H3V146H2ZM2 147H1V149H2ZM17 147H20V146H16V148H17ZM22 147H23V146H22ZM42 147H43V145H42ZM84 147H85V146H84ZM97 147H98V146H97ZM113 147H114V146H113ZM115 147H116V146H115ZM117 147H118V146H117ZM121 147H122V146H121ZM121 147H120V148H121ZM124 147H125V146H124ZM132 147H133V146H131V148L129 147L131 151H132ZM135 147H136V146H135ZM135 147H134V148H135ZM144 147H145V146H144ZM151 147H152V144H151ZM174 147H175V146H174ZM182 147H183V146H182ZM182 147H180L181 153H183V151H182L183 148H182ZM208 147H209V146H208ZM208 147H207V150H209ZM219 147H220V146H219ZM232 147H233V146H232ZM232 147H231V148H232ZM6 148H7V147H6ZM16 148H14V149H16ZM20 148H21V147H20ZM32 148H33V147H32ZM36 148H37V147H36ZM47 148H48V147H47ZM47 148H46V149H47ZM52 148H53V147H52ZM61 148H62V147H61ZM78 148H79V147H78ZM81 148H82V146H81ZM81 148H80V149H81ZM88 148H89V147H88ZM101 148H102V147H101ZM103 148H104V147H103ZM111 148H112V147H111ZM111 148H110V149H111ZM122 148H123V147H122ZM122 148H121V149H122ZM145 148H147L148 151L151 150V149H149V147H145ZM158 148H159V147H158ZM163 148H164V146H163ZM166 148H167V147H166ZM177 148H178V145H177ZM177 148H176V149H177ZM181 148H182V149H181ZM17 149H18V148H17ZM22 149H23V148H22ZM94 149H95V148H94ZM117 149H118V148H117ZM117 149H116V150H117ZM121 149H120V150H121ZM126 149H127V148H126ZM141 149H143V148H141ZM155 149H156V147H155ZM189 149H188V150H189ZM210 149H211V148H210ZM212 149H213V148H212ZM215 149H217V148H215ZM224 149H225V147H224ZM224 149H223V150L221 149V150L224 151ZM228 149H229V148H228ZM33 150H34V149H33ZM37 150H38V149H37ZM44 150H45V149H44ZM67 150H68V148H67ZM78 150H79V149H78ZM112 150H113V149H112ZM114 150H115V149H114ZM173 150H174V149H173ZM186 150H187V149H186ZM188 150H187V151H188ZM197 150H199V149H197ZM218 150H219V148H218ZM11 151H12V150H11ZM11 151H10V152H11ZM15 151H16V150H15ZM18 151H19V149H18ZM34 151H36V150H34ZM39 151H40V150H39ZM50 151H51V149H50ZM50 151H49V152H50ZM54 151H56V150H54ZM57 151H58V150H57ZM62 151H63V150H62ZM65 151H66V150H65ZM71 151H73V150H71ZM79 151H80V150H79ZM88 151H89V150H87V152H88ZM97 151H98V149H97ZM101 151H102V150H101ZM109 151H110V150H109ZM117 151H118V150H117ZM128 151H129V150H128ZM131 151H130V153H131ZM140 151H142V150H140ZM144 151H145V150H144ZM153 151H154V150H153ZM153 151H152V152H153ZM159 151H160V150H159ZM164 151H165V150H164ZM176 151H177V153H178L179 148H178ZM176 151H175V152H176ZM199 151H200V150H199ZM199 151H198V152H199ZM211 151H212V150H211ZM222 151H219V153H221ZM226 151H228L227 148H226ZM229 151H230V149H229ZM231 151H232V150H231ZM7 152H8V151H7ZM20 152H21V151H20ZM28 152H29V150H28ZM42 152H43V151H42ZM74 152H75V151H74ZM74 152H73V153H74ZM85 152H86V151H85ZM107 152H108V150H107ZM111 152H112V151H111ZM111 152L109 153V155L111 154ZM118 152H119V151H118ZM125 152H126V151H125ZM142 152H143V151H142ZM142 152H140V153H142ZM145 152H147V151H145ZM145 152H144V153H145ZM152 152H150V154H151ZM157 152H158V150H157ZM167 152H168V151H167ZM190 152H191V151H190ZM194 152H195V151H194ZM205 152H206V151H205ZM1 153H2V151H1ZM11 153H12V152H11ZM46 153H47V150H46ZM56 153H57V152H56ZM59 153H60V152H59ZM75 153H76V152H75ZM77 153H78V152H77ZM97 153H98V152H97ZM115 153H116V152H115ZM115 153H114V155H116ZM121 153H122V151H121ZM126 153H127V152H126ZM128 153H129V152H128ZM154 153H155V152H154ZM162 153H163V152H162ZM165 153H166V151H165ZM170 153H171V149H170ZM185 153H186V152H185ZM188 153H189V152H188ZM206 153H207V152H206ZM213 153H215V150H214V151L212 152V154H211V155H213V157H214V154H213ZM222 153H223V152H222ZM222 153H221V154H222ZM2 154H3V153H2ZM6 154H7V153H6ZM9 154H10V153H9ZM16 154H17V153H16ZM19 154H20V153H19ZM35 154H36V153H35ZM41 154H42V153H41ZM95 154H96V153H95ZM101 154H102V153H101ZM112 154H113V153H112ZM158 154H159V153H158ZM158 154H157V155H158ZM168 154H169V153H168ZM172 154H173V153H172ZM174 154H175V153H174ZM193 154H194V153H193ZM195 154H196V153H195ZM228 154H229V153H228ZM228 154H227V155H228ZM7 155H8V154H7ZM13 155H14V154H13ZM21 155H22V154H21ZM44 155H45V154H44ZM56 155H57V154H56ZM75 155H76V154H75ZM75 155H74V156H75ZM83 155H84V154H83ZM104 155H105V154H104ZM109 155H108L107 157H110V156H111V155H110V156H109ZM121 155H122V154H121ZM125 155H126V154H125ZM132 155H133V153H132ZM139 155H140V154H138V156H139ZM157 155H156V156H157ZM170 155H171V154H170ZM176 155H178V154H176ZM176 155H174V156H176ZM179 155H180V152H179ZM179 155H178V157H179ZM183 155H184V154H183ZM202 155H203V157L201 156V157H202V158L200 157L201 159L204 158V154H202ZM208 155H210V153H209ZM211 155H210V156H211ZM215 155H218V152H216ZM222 155H224L225 157L227 156V155H225L224 153H223ZM17 156H18V155H17ZM39 156H40V154H39ZM46 156H48V153L46 154ZM50 156H51V155H50ZM50 156H49V157H50ZM57 156H59V155H57ZM78 156H79V155H78ZM80 156H81V155H80ZM105 156H106V155H105ZM118 156H119V155H118ZM123 156H124V154H123ZM123 156H119V158H120V157H123ZM129 156H130V155H129ZM136 156H137V155H136ZM138 156H137V157H138ZM141 156H142V155H141ZM149 156L151 157V155H149ZM158 156H159V155H158ZM187 156H188V155H187ZM195 156H196V155H195ZM199 156H200V155H199ZM218 156H219V155H218ZM8 157H9V156H8ZM13 157H14V156H13ZM76 157H77V156H76ZM98 157H99V156H98ZM125 157L127 158V156H125ZM144 157H145V156H144ZM154 157H155V155H154ZM154 157H153V158H154ZM164 157H165V154H164ZM184 157H185V156H184ZM215 157H217V156H215ZM14 158H15V157H14ZM14 158H13V161H14ZM28 158H29V156H28ZM52 158H53V157H52ZM54 158H55V157H54ZM101 158H102V157H101ZM110 158H111V157H110ZM123 158H124V157H123ZM130 158H131V156H130ZM148 158H149V157H148ZM151 158H152V157H151ZM155 158H156V157H155ZM185 158H186V157H185ZM192 158H193V157H192ZM200 158H198V157L196 156V159L199 160ZM222 158H224V157H222ZM11 159H12V158H11ZM47 159H48V158H47ZM49 159H51V157H50ZM92 159H93V158H92ZM117 159H118V157H117ZM131 159H132V158H131ZM134 159L136 160V158H134ZM143 159H144V158H143ZM156 159H158V157H157ZM172 159H173V157H172ZM172 159H171V160H172ZM201 159H200V160H201ZM206 159H208V157L205 158V160H206ZM211 159H212V158H211ZM213 159H214V158H213ZM27 160H28V159H27ZM44 160H45V159H44ZM102 160L104 161V159H102ZM120 160H121V159H120ZM126 160H127V159H126ZM128 160H129V159H128ZM137 160H138V158H137ZM139 160H140V159H139ZM141 160H142V159H141ZM150 160H151V159H150ZM163 160H164V159H163ZM171 160H170V161H171ZM179 160H180V159H179ZM182 160H184V159H182ZM209 160H210V159H208V161H209ZM215 160H216V158H215L213 161L217 163V161H215ZM224 160H225V158H224ZM227 160H228V157H227ZM227 160H225V161H227ZM56 161H57V160H56ZM107 161H108V160H107ZM110 161H111V160H110ZM117 161H118V160H117ZM121 161H122V160H121ZM121 161H120V162H121ZM130 161H131V160H130ZM142 161H143V160H142ZM144 161H145V160H144ZM144 161H143V162H144ZM154 161H155V160H154ZM180 161H181V160H180ZM187 161H189V160H187ZM187 161H186V162H187ZM203 161H204V160H201L200 163H201V162L203 163ZM206 161H207V160H206ZM208 161H207V162H208ZM213 161H212V163H213ZM229 161H231V160L229 159ZM232 161H231V162H232ZM2 162H3V161H2ZM8 162L10 163L9 160H8ZM14 162H15V161H14ZM36 162H38V161H36ZM46 162H48V160H46ZM131 162H132V161H131ZM131 162H130V163H131ZM133 162H135V161H133ZM133 162H132V163H133ZM145 162H146V161H145ZM148 162H150V161H148ZM163 162H164V161H163ZM175 162H177L176 159H175ZM175 162H174V163H175ZM184 162H185V160H184ZM195 162H196V161H195ZM195 162H194V163H195ZM207 162H206V163H207ZM221 162H223V161L221 160L220 163H221ZM154 163H155V162H154ZM154 163H153V164H154ZM159 163H160V162H159ZM161 163H162V162H161ZM161 163H160V164H161ZM167 163H168V162H167ZM190 163H191V162H190ZM212 163H211V165H212ZM229 163H230V162H229ZM2 164H3V163H2ZM52 164H53V163H52ZM107 164H108V163H107ZM112 164H113V163H112ZM119 164H121V163H119ZM136 164H137V161H136ZM140 164H141V162H140ZM146 164H147V162H146ZM163 164H164V163H163ZM163 164H162V165H163ZM176 164H177V163H176ZM176 164H175V166H176ZM179 164H181V163L179 162ZM182 164H183V163H182ZM192 164H193V161H192ZM192 164L190 165L191 167L193 166ZM197 164H198V163H197ZM213 164H214V163H213ZM221 164H222V163H221ZM225 164H227V162H226ZM225 164H224V165H225ZM231 164H232V163H231ZM7 165H8V164H7ZM14 165H15V164H14ZM26 165H27V164H26ZM64 165H65V164H64ZM66 165H67V164H66ZM75 165H76V164H75ZM82 165H83V164H82ZM128 165H130V164H128ZM144 165H145V164H144ZM149 165H150V164H149ZM165 165H166V164H165ZM165 165H164V166H165ZM169 165H170V164H169ZM185 165H186V164H185ZM198 165H199V166H198L199 168L201 167V170H203V167H206L205 164L203 165V167H202V165L200 166V164H198ZM206 165H207V164H206ZM211 165H210V166H211ZM215 165H216V164H215ZM215 165H212V166L216 167V166H218V165H220V164L217 163V165H216V166H215ZM5 166H6V165H5ZM41 166H42V165H41ZM43 166H44V165H43ZM61 166H62V165H61ZM119 166H120V165H119ZM126 166H127V165H126ZM126 166H125V167H126ZM136 166H138V164H137ZM146 166H147V165H145L144 167H145V168H147V167H150V168H151V165H150V166H147V167H146ZM158 166H159V165H158ZM158 166H156V167H158ZM173 166H174V165H173ZM181 166H184V165H181ZM187 166H188V165H187ZM187 166H184V167H187ZM207 166L209 167V165H207ZM212 166H211V168H212ZM220 166H221V165H220ZM34 167H36V166H34ZM112 167H113V166H112ZM121 167L123 168L124 165L122 164ZM121 167H120V170H121ZM129 167H131V166H129ZM132 167H133V166H132ZM134 167H135V165H134ZM154 167H155V166H154ZM154 167H153V168H154ZM171 167H172V165H171ZM179 167H180V166H179ZM198 167H197V168H198ZM214 167H213V168H214ZM218 167H219V166H218ZM222 167H223V164H222ZM226 167H228V166H226ZM1 168H2V167H1ZM58 168H59V167H58ZM61 168H62V167H61ZM61 168H60V170H61ZM70 168H71V167H70ZM136 168L138 169V167H136ZM140 168H141V167H140ZM145 168H144V169H145ZM161 168H162V167H161ZM161 168H160V169H161ZM165 168H166V166H165ZM197 168H196V167H194V168H193V167H192V168L187 167V170H186L185 168L182 167L181 170L184 169V171H183V170L180 171V169L178 168V170L180 171V173H179V171L176 170V171L178 172V174L175 173V171H173V172L175 173V177H173L174 179L172 178V182H173V184L175 183L174 186L176 187V183H177V182H179V185H181L182 183H180V181H184V182L186 181V182H187V181H190V180H191V181L193 182V181L195 180V179H194L195 177L200 176V172L198 171L199 168H198V169H197ZM219 168H220V167H219ZM109 169H110V168H109ZM114 169H115V168H114ZM132 169H134V168H132ZM163 169H164V168H163ZM167 169H168V168H166V173H167ZM176 169H177V167H176ZM206 169H207V167H206L204 170L207 171ZM216 169H217V167H216ZM74 170H75V169H74ZM107 170H108V169H107ZM110 170H111V169H110ZM118 170H119V168H118ZM120 170H119V171H120ZM139 170H140V169H139ZM145 170H146V169H145ZM148 170H149V169H148ZM152 170H153V169H152ZM154 170H155V169H154ZM170 170H171V169H170ZM170 170H169V171H170ZM199 170H200V169H199ZM214 170H215V169H214ZM214 170H213V171H214ZM217 170H218V169H217ZM217 170H215V171H217ZM31 171H32V170H31ZM76 171H77V170H76ZM101 171H102V170H101ZM112 171H113V170H112ZM126 171H127V170L125 169V171H123V172H126ZM132 171H133V170H132ZM132 171H131V172H132ZM169 171H168V172H169ZM220 171H221V168H220L219 172H220ZM223 171H224L223 174H225L226 171H225V170H223ZM34 172H36V171H34ZM37 172H38V171H37ZM37 172H36V173H37ZM42 172H43V171H42ZM63 172H64V171H63ZM70 172H71V171H70ZM72 172H74V171H72ZM85 172H86V171H85ZM90 172H91V171H90ZM105 172H106V171H105ZM142 172H143V171H142ZM160 172H162V171H160ZM163 172H164V171H163ZM173 172H172V174H174ZM208 172H209V171H208ZM229 172H230V171H229ZM237 172H238V174H237ZM10 173H11V172H10ZM12 173H14V172H12ZM29 173H30V172H29ZM51 173H52V172H51ZM67 173H68V172H67ZM67 173H66V175H69V174H67ZM83 173H84V172H83ZM83 173H82V174H83ZM117 173H118V171H117ZM136 173H138V171H137ZM152 173H153V172H152ZM157 173H158V172H157ZM157 173H156V174H157ZM201 173H202V172H201ZM203 173H204V172H203ZM203 173H202V174H203ZM205 173H206V172H205ZM211 173H213V172H211ZM2 174H3V173H2ZM4 174H5V173H4ZM4 174H3V175H4ZM19 174H20V173H19ZM22 174H23V173H22ZM46 174H47V173H46ZM77 174H78V173H77ZM109 174H110V173H109ZM120 174H121V173H120ZM123 174H124V173H123ZM131 174H132V173H131ZM134 174H135V173H134ZM134 174H133V175H134ZM156 174H155V175H156ZM160 174H162V173H160ZM169 174H170V172H169ZM64 175H65V174H64ZM71 175H72V174H71ZM74 175H75V174H74ZM111 175H113V174H111ZM117 175H118V174H117ZM125 175H127V174H125ZM128 175L131 176L129 172H128ZM128 175H127V178L129 177ZM137 175H138V174H137ZM157 175H158V174H157ZM213 175H215V174H213ZM0 176H1V175H0ZM9 176H10V175H9ZM9 176H8V177H9ZM82 176H83V175H82ZM93 176H94V175H93ZM95 176H96V175H95ZM106 176H107V173H106ZM120 176H121V175H120ZM122 176H123V175H122ZM145 176H146V175H145ZM201 176L203 177V175H201ZM201 176L199 177V179L201 178ZM204 176H205V174H204ZM208 176H209V175H208ZM219 176H222V175H219ZM224 176H225V175H224ZM226 176H227V175H226ZM10 177H11V176H10ZM12 177H13V176H12ZM45 177H46V176H45ZM83 177H86V176H83ZM89 177H90V176H89ZM98 177H99V176H98ZM124 177H126V176H124ZM124 177H123V179L125 180ZM131 177H132V176H131ZM137 177H138V176H137ZM152 177H153V176H152ZM152 177H151V178H152ZM160 177H161V176H160ZM167 177L170 178V176H167ZM167 177H166V178H167ZM210 177H212V176H210ZM20 178H21V177H20ZM31 178H32V177H31ZM33 178H34V177H33ZM40 178H41V177H40ZM79 178H80V176H79ZM94 178H96V177H94ZM109 178H110V177H109ZM113 178H114V177H113ZM118 178L120 179V177H118ZM129 178H130V177H129ZM149 178H150V177H149ZM153 178H155V177H153ZM157 178H158V176H157ZM163 178H164V177H163ZM169 178H168V179H169ZM197 178H198V177H197ZM197 178H196V179H197ZM206 178H209V177H206ZM206 178H205V179H206ZM214 178H215V177H214ZM228 178H229V176H228ZM228 178H227V179H228ZM0 179H1V178H0ZM38 179H39V175H38ZM70 179H71V178H70ZM72 179H73V177H72ZM82 179H84V178H82ZM102 179H103V178H102ZM106 179H108V178H106ZM114 179H115V178H114ZM130 179H131V178H130ZM146 179H147V178H146ZM155 179H156V178H155ZM161 179H162V178H161ZM189 179H190V180H189ZM215 179H218V176H217V178H215ZM4 180H5V179H4ZM4 180H3V181H4ZM8 180H9V179H8ZM8 180H7V181H8ZM12 180H13V178H12ZM14 180H15V179H14ZM28 180H29V179H28ZM39 180H40V179H39ZM96 180H97V179H96ZM103 180H104V179H103ZM117 180H118V179H117ZM126 180H128V179H126ZM132 180H133V179H132ZM132 180H131V181H132ZM140 180H143V179L141 178ZM156 180H157V179H156ZM9 181H10V180H9ZM17 181H18V180H17ZM17 181H15V182H17ZM19 181H21V180H19ZM26 181H27V180H26ZM80 181H81V180H80ZM82 181H83V180H82ZM89 181H90V179H89ZM97 181H98V180H97ZM118 181H119V180H118ZM122 181H123V180H122ZM129 181H130V180H129ZM135 181H136V180H135ZM160 181H161V180H160ZM166 181H167V180H166ZM191 181H190V182H191ZM195 181L197 182V184H200V183H201V182H198L199 180H198V181L195 180ZM211 181H212V180H211ZM213 181L215 182L214 179H213ZM220 181H221V180H220ZM229 181H230V180H229ZM12 182H13V181H12ZM30 182H31V181H30ZM32 182H33V181H32ZM58 182H59V180H58ZM61 182H62V181H61ZM61 182H60V183H61ZM98 182H99V181H98ZM119 182H120V181H119ZM119 182H118V183H119ZM136 182H137V181H136ZM163 182H165V181L163 180ZM168 182H169V181H168ZM184 182H183V184H184ZM192 182H191V183H192ZM206 182H208V181H206ZM206 182H205V184H207ZM209 182H210V181H209ZM214 182H212V184H213ZM222 182H224V181H222ZM2 183H3V182H2ZM6 183H7V182H6ZM64 183H65V182H64ZM84 183H86V182H84ZM91 183H92V182H91ZM100 183H101V182H100ZM131 183H132V182H131ZM133 183H134V182H133ZM139 183H140V182H139ZM139 183H138V184H139ZM156 183H157V181H156ZM158 183H159V182H158ZM98 184H99V183H98ZM104 184H105V183H104ZM115 184H116V183H115ZM122 184H123V183H122ZM125 184H126V183H125ZM125 184H124V185H125ZM127 184H128V183H127ZM127 184H126V186H127ZM134 184H135V183H134ZM136 184H137V183H136ZM162 184H163V183H162ZM162 184L160 183V185H162ZM165 184H166V183H165ZM193 184H194V183H193ZM197 184L195 183V184H194V187L197 186ZM210 184H211V183H210ZM217 184H219V182H218ZM222 184H224V183H222ZM222 184H221L220 186H222ZM225 184H228V182H226ZM225 184H224V185H225ZM26 185H27V184H26ZM29 185H30V184H29ZM56 185H57V184H56ZM128 185H131V184H128ZM144 185H145V184H144ZM146 185H147V183H146ZM148 185H149V184H148ZM150 185H151V184H150ZM150 185H149V186H150ZM169 185H170V184H169ZM171 185H172V183H171ZM171 185H170V186H171ZM179 185H178V186H179ZM184 185L186 186V185H189V184L187 183V184H184ZM190 185H191V184H190ZM208 185H209V184H208ZM1 186H2V185H1ZM6 186H7V185H6ZM30 186H32V185H30ZM34 186H36V185H34ZM34 186H33V187H34ZM37 186H38V185H37ZM94 186H95V185H94ZM99 186H100V184H99ZM134 186H135V185H134ZM139 186H140V185H139ZM142 186H143V185H142ZM155 186H158V185L156 184ZM172 186H173V185H172ZM178 186H177V187H178ZM192 186H193V185H192ZM200 186L202 187V189L205 188V189H203V190H206V187H204V186L201 185V184H200ZM216 186H217V185H216ZM220 186H219V187H220ZM230 186H231V185H230ZM230 186H229V187H230ZM263 186H264V185H263ZM8 187H9V186H8ZM11 187H12V186H11ZM20 187H21V186H20ZM22 187H23V185H22ZM26 187H27V186H26ZM61 187H62V186H61ZM85 187H86V186H85ZM121 187H122V186H121ZM129 187H130V186H129ZM136 187H137V186H136ZM162 187H163V186H162ZM166 187H167V186H166ZM175 187L172 189V190H173L172 194H170V191H171V190H170V191L168 190V191H169V194H168V195H171V196L173 195V197L171 198V200L174 198V200H175L176 203L173 202V204H174V203L176 204L175 209L177 210V212H178V213L181 212V211L184 212V210L187 209V208H186V209L183 208V206H185V205H184V202H183L182 199H184L185 196H184L183 198H181V196L179 197V196L177 195L178 192H177V194H176V189H177V187H176V188H175ZM180 187H182V186H180ZM209 187H210V185H209ZM211 187H212V186H211ZM211 187H210V188H211ZM232 187H233V186H231V188H232ZM256 187H257V188H256ZM14 188H15V187H14ZM34 188H35V187H34ZM41 188H42V187H41ZM93 188H94V187H93ZM108 188H109V187H108ZM124 188H125V187H124ZM130 188H131V187H130ZM150 188H151V187H150ZM167 188H168V187H167ZM170 188H171V187H170ZM178 188H179V187H178ZM184 188H185V187H184ZM184 188H183V189H184ZM187 188H188V187H187ZM187 188H186V189H187ZM199 188H200V187H199ZM199 188L195 187V191H196L197 189L199 190ZM233 188H234V187H233ZM233 188H232V190H233ZM12 189H13V188H12ZM18 189H19V188H18ZM85 189H86V188H85ZM95 189H96V188H95ZM102 189H103V188H102ZM116 189H118V188H116ZM142 189H143V187H142ZM148 189H149V188H148ZM183 189H181V190L183 191ZM188 189H189V188H188ZM200 189H201V188H200ZM220 189H221V188H220ZM223 189H224V188H223ZM2 190H3V189H2ZM9 190H10V189H9ZM9 190H8V191H9ZM31 190H34V189H32V187H31ZM58 190H59V189H58ZM68 190H69V189H68ZM105 190H106V189H105ZM145 190H146V189H145ZM151 190H152V189H151ZM177 190H178V189H177ZM181 190L179 189V192H180ZM193 190H194V189H193ZM198 190H197V191H198ZM207 190H208V189H207ZM212 190H213V188H212ZM214 190H215V189H214ZM214 190H213V191H214ZM227 190H228V189H227ZM256 190H257V192H256ZM4 191H6V190H4ZM15 191H16V190H15ZM17 191H19V190H17ZM17 191H16V192H17ZM21 191H22V190H21ZM39 191H40V190H39ZM61 191L64 192L65 190H61ZM106 191H107V190H106ZM112 191H113V190H112ZM128 191H129V190H128ZM185 191H186V190H185ZM189 191H190V190H189ZM197 191H196V192H197ZM200 191H201V190H200ZM208 191H209V190H208ZM216 191H217V190H216ZM220 191H222V190H220ZM229 191H230V190H229ZM11 192H13V190H12ZM26 192H27V191H26ZM59 192H60V190H59ZM59 192H58V193H59ZM70 192H71V191H70ZM87 192H88V191H87ZM92 192H93V191H92ZM100 192H101V191H100ZM110 192H111V191H110ZM114 192H115V191H114ZM116 192H117V191H116ZM140 192H143V191L140 190ZM147 192H149V190H147L146 193H147ZM150 192H151V191H150ZM159 192H160V191H159ZM193 192H194V191H193ZM202 192H203V191H202ZM206 192H207V191H206ZM211 192H212V191H211ZM222 192H223V191H222ZM224 192H225V191H224ZM226 192H227V191H226ZM2 193H3V192H2ZM7 193H8V192H7ZM13 193H14V192H13ZM19 193H24V191H23V192H19ZM108 193H109V192H108ZM197 193H198V192H197ZM199 193H201V192H199ZM199 193H198V194H199ZM207 193H208V192H207ZM214 193H215V192H214ZM227 193H228V192H227ZM259 193H261V194H259ZM4 194H5V193H4ZM8 194H9V193H8ZM11 194H12V193H11ZM25 194H27V193H25ZM36 194H38V193H36ZM105 194H106V193H105ZM147 194H148V193H147ZM159 194H160V193H159ZM161 194H162V193H161ZM201 194H204V193H201ZM209 194H210V193H209ZM220 194H221V193H220ZM220 194H219V195H220ZM233 194H235V191L233 192ZM233 194H232V195H233ZM2 195H3V194H2ZM14 195H15V194H14ZM14 195H11V196L13 197ZM22 195H23V194H22ZM22 195H21V196H22ZM34 195H35V194H34ZM39 195H40V194H39ZM65 195H66V193H65ZM67 195H68V194H67ZM69 195H70V194H69ZM71 195H73V194H71ZM76 195H77V194H76ZM150 195H151V194H150ZM150 195H149V196H150ZM165 195H166V194H165ZM182 195H183V193H182ZM188 195H189V193H188ZM207 195H208V194H207ZM210 195H211V194H210ZM223 195H224V194H223ZM237 195H238V194H237ZM239 195H240V194H239ZM244 195H243V196H244ZM259 195H261V196L259 197ZM6 196H7V195L5 194V197H6ZM8 196H9V195H8ZM23 196H24V195H23ZM26 196H27V195H26ZM43 196H44V195H43ZM78 196H79V195H78ZM80 196H81V195H80ZM88 196H89V195H88ZM146 196H147V195H146ZM161 196H162V195H161ZM171 196H170V197H171ZM186 196H187V194H186ZM194 196H196V198H197V195H196V194L193 195L192 198H194ZM220 196H221V195H220ZM227 196H228V195H227ZM233 196H234V195H233ZM235 196H236V195H235ZM3 197H4V196H3ZM12 197H11V198H12ZM15 197H16V196H14V198H15ZM18 197H20V194H19V196H17V198H18ZM24 197H25V196H24ZM24 197H23V198H24ZM38 197H39V196H38ZM44 197H45V196H44ZM166 197H167V196H166ZM188 197H189V196H188ZM190 197H191V196H190ZM190 197H189V198H190ZM207 197H208V196H207ZM210 197H211V196H210ZM221 197H222V196H221ZM236 197H237V196H236ZM240 197H242V196L240 195ZM249 197H250V198H249ZM59 198H60V196H59ZM83 198H84V197H83ZM83 198H82V199H83ZM101 198H102V197H101ZM147 198H148V197H147ZM161 198H162V197H161ZM189 198H188V199H189ZM192 198H191V199H192ZM199 198H200V197H199ZM199 198H198L197 200H199ZM202 198H204V197L202 196L200 199H202ZM211 198H212V197H211ZM213 198H214V197H213ZM224 198H225V197H224ZM242 198L244 199V197H242ZM248 198H249V199H248ZM5 199H6V198H5ZM8 199H9V198H8ZM20 199H22V198H20ZM29 199H30V197H29ZM33 199H34V198H32V200H33ZM41 199H43V198H41ZM57 199H58V198H57ZM63 199H64V198H63ZM66 199H67V198H66ZM89 199H90V198H89ZM89 199H88V200H89ZM104 199H105V198H104ZM186 199H187V198H186ZM237 199H238V198H237ZM1 200H2V199H1ZM60 200H61V199H60ZM64 200H65V199H64ZM106 200H107V198H106ZM197 200L194 199V201H197ZM207 200H208V199H207ZM209 200H210V199H209ZM211 200L214 201L213 199H211ZM244 200H245V199H244ZM6 201H7V200H6ZM11 201H14V200H11ZM16 201H17V200H16ZM18 201H19V200H18ZM75 201H76V200H75ZM75 201H74V202H75ZM84 201H85V200H84ZM152 201H153V200H152ZM163 201H164V200H163ZM168 201H169V200H168ZM185 201H186V200H185ZM194 201H192V200H189V201L187 200V201H186V202H188V203H187V206L189 207V209H190L191 206H193V203H192V202H194ZM200 201H201V200H200ZM218 201H219V199H218ZM220 201H221V200H220ZM235 201H236V200H235ZM241 201H242V200H241ZM252 201H253V202L255 201V203H253ZM30 202H31V201H30ZM60 202H64V201L61 200ZM68 202H69V201H68ZM76 202H77V201H76ZM85 202H86V201H85ZM101 202H102V201H101ZM135 202H137V201H135ZM169 202H170V201H169ZM169 202H168V203H169ZM186 202H185V203H186ZM6 203H7V202H6ZM13 203H14V202H13ZM13 203H12V204H13ZM19 203H20V202H19ZM22 203L25 205L26 202H25V203L22 202ZM28 203H29V202H28ZM41 203H42V202H41ZM82 203H83V202H82ZM99 203H100V202H99ZM147 203H148V202H147ZM166 203H167V202H166ZM170 203H171V202H170ZM216 203H217V202H216ZM222 203H223V202H222ZM224 203H225V202H224ZM238 203H239V202H238ZM43 204H46V203H42V205H43ZM58 204H59V203H58ZM62 204H63V203H62ZM69 204H70V203H69ZM85 204H86V203H85ZM87 204H88V203H87ZM105 204H106V203H105ZM140 204H141V203H140ZM159 204H160V203H159ZM210 204H211V202H210ZM212 204H213V203H212ZM7 205H8V204H7ZM9 205H10V203H9ZM14 205H15V204H14ZM20 205H21V204H20ZM59 205H60V204H59ZM63 205H64V204H63ZM75 205H76V204H75ZM77 205H78V204H77ZM101 205H103V204L101 203ZM213 205H214V204H213ZM233 205H234V204H233ZM27 206H28V204H27ZM27 206H26V207H27ZM60 206H61V205H60ZM66 206H67V205H66ZM104 206H105V205H104ZM139 206H140V205H139ZM168 206H169V205H168ZM187 206H186V207H187ZM194 206H195V205H194ZM198 206H199V205H198ZM198 206H196V207L198 208ZM205 206H207V205H205ZM211 206H212V205H211ZM10 207H11V206H10ZM44 207H46V206H44ZM64 207H65V206H64ZM99 207H100V206H99ZM99 207H98V208H99ZM172 207H173V206H172ZM196 207H194V208L197 209ZM200 207H201V206H200ZM212 207H213V206H212ZM220 207H222V206L220 205ZM243 207H244V206H243ZM243 207H242V208H243ZM4 208H5V207H4ZM11 208H12V207H11ZM20 208H21V207H20ZM27 208H28V207H27ZM46 208H47V207H46ZM46 208H45V209H46ZM56 208H57V207H56ZM62 208H63V207H62ZM75 208H76V207H75ZM85 208H86V207H85ZM95 208H96V207H95ZM106 208H107V207H106ZM145 208H146V207H145ZM177 208H178V209H177ZM181 208H182L183 210H182ZM0 209H1V208H0ZM13 209H14V206H13ZM13 209H10V211H11V210L13 211ZM24 209L26 210V208H24ZM33 209H34V208H33ZM60 209H61V208H60ZM64 209H65V208H64ZM146 209H147V208H146ZM172 209H173V208H172ZM195 209H194V210H195ZM198 209H199V208H198ZM205 209H206V208H205ZM207 209H208V208H207ZM210 209H212V208H210ZM222 209H223V208H222ZM230 209H231V208H230ZM1 210H2V209H1ZM20 210H21V209H20ZM38 210H40V209H38ZM49 210H50V209H49ZM95 210H96V209H95ZM99 210H100V209H99ZM140 210H141V209H140ZM144 210H145V209H144ZM202 210H203V209H202ZM238 210H240V208H239ZM2 211H4V210H2ZM2 211H1V212H2ZM10 211H9V212H10ZM12 211H11V212H12ZM14 211H15V210H14ZM28 211H29V210H28ZM28 211H27V215H28ZM42 211L44 212V210H42ZM62 211H63V210H62ZM91 211H92V210H91ZM97 211H98V210H97ZM101 211H102V210H101ZM107 211H109V210L107 209ZM173 211H174V209H173ZM189 211H190V210H188L187 212H189ZM191 211H193V210H191ZM195 211H196V210H195ZM210 211H211V210H210ZM1 212H0V213H1ZM24 212H25V211H24ZM40 212H41V211H40ZM40 212H39V215H41ZM43 212H42V213H43ZM48 212H49V211H48ZM58 212H59V209H58ZM64 212H65V211H64ZM64 212H63V213H64ZM68 212H69V211H68ZM102 212H103V211H102ZM105 212H106V211H105ZM163 212H164V211H163ZM165 212H166V211H165ZM168 212H169V210H168ZM59 213H60V212H59ZM59 213H58V214H59ZM63 213H62V215H63ZM166 213H167V212H166ZM185 213H186V211H185ZM189 213H190V214H191V213L194 214V212H189ZM198 213H199V212H198ZM200 213H201V212H200ZM232 213H233V212H232ZM6 214H7V212H6ZM13 214H15V213H13ZM25 214H26V213H25ZM31 214H32V213H31ZM49 214H50V213H49ZM84 214H85V213H84ZM99 214H100V213H99ZM183 214H184V213H183ZM183 214H182V216H184L183 219H182V216H181V219H182L183 221H182V222L180 221L181 224L178 222V223L181 225V226H180L181 228H182L183 225H184V226L187 225V224L185 223V221H189V220H188V219H190L189 216H191V215H189L188 213H186V215H185V214L183 215ZM196 214H197V211H196ZM196 214H194V215L197 216ZM201 214H202V213H201ZM203 214H204V216H205V214L207 215V212H206V213H203ZM7 215H8V214H7ZM9 215H10V214H9ZM15 215H17V214H15ZM15 215H14V216H15ZM29 215H30V214H29ZM39 215H38V216H39ZM46 215H48V214H46ZM59 215H60V214H59ZM68 215H69V214H68ZM95 215H97V214L95 213ZM164 215H165V213H164ZM178 215H179V214H178ZM194 215H193L192 217H194ZM214 215H215V214H214ZM243 215H244V214H243ZM5 216H6V215H5ZM66 216H67V215H66ZM72 216H73V215H72ZM101 216H102V215H101ZM170 216H171V215H170ZM173 216H174V215H173ZM201 216H202V215H201ZM238 216H239V215H238ZM15 217H16V216H15ZM26 217H27V216H26ZM29 217H30V216H29ZM41 217H42V215H41ZM48 217H50V215H49ZM48 217H47L46 219H49ZM61 217H62V216H61ZM63 217H65V216H63ZM70 217H71V216H70ZM171 217H172V216H171ZM177 217H178V216H177ZM202 217H203V216H202ZM212 217H213V216H212ZM230 217H231V215H230ZM241 217H243V216L241 215ZM12 218H13V217H12ZM22 218H23V217H22ZM39 218H40V217H39ZM39 218H38V219H39ZM42 218H43V217H42ZM71 218H72V217H71ZM99 218H100V217H99ZM165 218L168 219V217H165ZM165 218H163L164 221H165ZM203 218H204V217H203ZM207 218L209 219V217H207ZM0 219H1V218H0ZM14 219H15V218H14ZM29 219H30V218H29ZM40 219H41V218H40ZM40 219H39V221H40ZM57 219H58V217H57ZM59 219H60V218H59ZM156 219H157V218H156ZM163 219H162V220H163ZM167 219H166V220H167ZM169 219H170V218H169ZM175 219H176V218H175ZM175 219H174V220H175ZM201 219H202V218H201ZM208 219H206V220L208 221ZM236 219H237V218H236ZM242 219H243V222L239 221V220H242ZM19 220H20V219H19ZM42 220H43V219H42ZM153 220H154V218H153ZM176 220H177V219H176ZM194 220H196V218H195ZM199 220H200V219H199ZM209 220H210V219H209ZM212 220H213V219H212ZM37 221H38V220H37ZM37 221H36V222H37ZM65 221H66V220H65ZM68 221H69V220H68ZM70 221H71V219H70ZM80 221H81V220H80ZM158 221H159V219H158ZM164 221H163V222H164ZM191 221H193V220H191ZM200 221H201V220H200ZM203 221H204V219H203ZM215 221H216V220H215ZM237 221H239V223L241 222V223H240L241 225H240ZM249 221H250V222H249ZM0 222H1V221H0ZM3 222H4V221H3ZM66 222H67V221H66ZM159 222H160V221H159ZM159 222H156V223H159ZM161 222H162V221H161ZM175 222H177V221H175ZM194 222H195V221H194ZM194 222H193V223H194ZM201 222H202V221H201ZM208 222H209V221H208ZM208 222H207V223H208ZM37 223H38V222H37ZM42 223H43V222H42ZM57 223H58V222H57ZM64 223H65V222H64ZM73 223H74V222H73ZM148 223H149V222H148ZM173 223H174V222H173ZM178 223H177V224H178ZM187 223H188V222H187ZM210 223H211V222H210ZM210 223H209V224H210ZM214 223H215V222H214ZM237 223H238V224H237ZM3 224H5V223H3ZM6 224H8V222H7ZM67 224H68V223H67ZM161 224H162V223H161ZM163 224H164V223H163ZM165 224H166V223H165ZM179 224H178V225H179ZM191 224H192V223H191ZM216 224H217V223H216ZM218 224H219V223H218ZM91 225H92V224H91ZM108 225H109V224H108ZM157 225H158V224H156V226H157ZM167 225H168V224H167ZM172 225H173V224H172ZM188 225H189V224H188ZM192 225H193V224H192ZM231 225H232V224H231ZM4 226H6V225H4ZM11 226H12V225H11ZM92 226H93V225H92ZM145 226H146V225H145ZM163 226H164V225H163ZM165 226H166V225H165ZM169 226L171 227V224H170ZM196 226H197V225H196ZM210 226H211V225H210ZM215 226H218V225H215ZM228 226H229V225H228ZM58 227H59V226H58ZM102 227H103V226H102ZM166 227H167V226H166ZM176 227H177V226H176ZM189 227H190V226H189ZM206 227H207V226H206ZM206 227H205V230H206ZM226 227H227V226H226ZM238 227H239V228H238ZM2 228H3V227H2ZM142 228H143V227H142ZM144 228H145V227H144ZM156 228H157V227H156ZM171 228H172V227H171ZM177 228H178V227H177ZM177 228H175V229L177 230ZM186 228H188V227L186 226ZM194 228H195V224H194ZM202 228H203V227H202ZM202 228H201V229H202ZM209 228H211V227H209ZM209 228H207V230H208ZM214 228H215V227H214ZM229 228H230V227H229ZM102 229H104V228H102ZM167 229H168V228H167ZM183 229H184V228H183ZM183 229H182V230H183ZM192 229H193V228H192V226H191V229H190V230H192ZM232 229H234V227H233ZM106 230H107V229H106ZM182 230L180 229V230H178V231H182ZM187 230H188V229H187ZM203 230H204V229H202V231H203ZM221 230H222V228H221ZM235 230H234V231H235ZM173 231H174V230H172V232H173ZM101 232H102V231H101ZM107 232H108V231H107ZM143 232H144V231H143ZM169 232H170V230H169ZM174 232H175V231H174ZM174 232H173V234H174ZM192 232H193V231H192ZM192 232H190V233H192ZM197 232H198V229H197ZM205 232H206V231H205ZM54 233H55V232H54ZM175 233H176V232H175ZM180 233H181V232H180ZM190 233H189V234H190ZM203 233H204V231H203ZM208 233H209V232H208ZM212 233H214V232H212ZM226 233H227V232H226ZM105 234H106V233H105ZM173 234H171V236H172ZM178 234H179V233H178ZM184 234H185V233H184ZM201 234H202V233H201ZM206 234H207V233H206ZM210 234H211V233H209V235H210ZM215 234H216V233H215ZM215 234H214V235H215ZM221 234H222V233H221ZM221 234H220V236H221ZM238 234H237V236H239ZM165 235H166V234H165ZM165 235H164V236H165ZM185 235H187V234H185ZM198 235H200V234H198ZM203 235H204V236H203ZM203 235H202V236L200 235L199 237H202V238L204 237V239H207V238H208V237H207V238L205 237V234H203ZM209 235H208V236H209ZM212 235H213V234H212ZM113 236H114V235H113ZM116 236H117V235H116ZM116 236H115V237H116ZM129 236H130V234H129ZM167 236H169V235L167 234ZM180 236H182V235H180ZM183 236H184V235H183ZM195 236H196V238H197V235H195ZM229 236H230V235H229ZM245 236H246V238H245ZM147 237H148V236H147ZM158 237H159V236H158ZM160 237L162 238L163 236H160ZM177 237H178V236H177ZM212 237H213V236H212ZM215 237H217V236H215ZM7 238H8V237H7ZM130 238H131V237H130ZM152 238H153V237H152ZM161 238H160V239H161ZM164 238H166V237H164ZM196 238H194V240H195L196 242H199V241L196 240ZM144 239H145V238H144ZM156 239H157V238H156ZM181 239H182V238H181ZM183 239H184V237H183ZM197 239H200V238H197ZM210 239H211V237H210ZM216 239H217V238H216ZM227 239H228V238H227ZM245 239H246L247 241H246ZM3 240H4V239H3ZM104 240H105V239H104ZM106 240H107V239H106ZM142 240H143V239H142ZM172 240H174V239H172ZM186 240H187V239H186ZM188 240H189V239H188ZM190 240H191V239H190ZM202 240H203V239H202ZM211 240H212V239H211ZM237 240H239V239H237ZM244 240H245L246 242H248V240H249V242L246 243V244H244V243H245ZM195 241H194V243H195ZM200 241H201V239H200ZM204 241H205V240H204ZM206 241H207V240H206ZM209 241H210V240H209ZM213 241H214V240H213ZM215 241H216V240H215ZM227 241H228V240H227ZM6 242H8V241H6ZM10 242H11V241H10ZM141 242H142V241H141ZM144 242H145V241H144ZM147 242H148V241H147ZM147 242H146V243H147ZM166 242H167V241H166ZM180 242H181V240H180L178 243H180ZM190 242L192 243L193 241H190ZM201 242H202V241H201ZM221 242H222V241H221ZM224 242H225V241H224ZM224 242H223V243H224ZM238 242H239V241H238ZM243 242H244V243H243ZM112 243H113V242H112ZM146 243H145V244H146ZM150 243H151V242H150ZM169 243H170V242H169ZM187 243H188V242H187ZM191 243H190V244H191ZM194 243H192V244L195 245ZM203 243H205V244L208 246L207 242H203ZM203 243H201V244H203ZM208 243H209V242H208ZM213 243H214V242H213ZM216 243H217V242H216ZM3 244H4V243H3ZM100 244H101V243H100ZM104 244H105V243H104ZM181 244H182V243H181ZM190 244H189V245H190ZM210 244H212V242H211ZM102 245H103V244H102ZM143 245H144V244H142V246H143ZM176 245H177V244H176ZM183 245H184V244H183ZM214 245H215V243H214ZM227 245H229V244H227ZM239 245H240V244H239ZM2 246H3V245H2ZM5 246H6V245H5ZM104 246H105V245H104ZM142 246H141V247H142ZM171 246H172V245H171ZM173 246H174V244H173ZM173 246L171 247V249L173 248ZM180 246H181V245H180ZM180 246H179V247H180ZM184 246H185V245H184ZM190 246H191V245H190ZM198 246H200V243H199ZM207 246H206V247H207ZM221 246H222V244H221ZM231 246H232V245H231ZM3 247H4V246H3ZM191 247H192V246H191ZM202 247H203V246H202ZM202 247H201V248H202ZM204 247H205V246H204ZM214 247H216V246H214ZM224 247H225V246H224ZM4 248H5V247H4ZM98 248H99V247H98ZM102 248L104 249V247H102ZM108 248H109V247H108ZM108 248H107V249H108ZM117 248H118V247H117ZM135 248H136V247H135ZM147 248H148V247H147ZM176 248H177V247H176ZM180 248H181V247H180ZM195 248H196V247H195ZM201 248H200V249H201ZM207 248H209V246H208ZM210 248H213V247L210 246ZM243 248H244V249H243ZM261 248H263V247L261 246ZM12 249H14V248H12ZM12 249H11V250H12ZM109 249H110V248H109ZM178 249H179V248H178ZM196 249L198 250V248H196ZM196 249H195V250H196ZM202 249H203V248H202ZM202 249H201V250H202ZM204 249H205V248H204ZM213 249H215V248H213ZM217 249H218V248H217ZM217 249H216V250H217ZM220 249H221V248H220ZM220 249H219V251H220ZM75 250H76V249H75ZM113 250H115V249H113ZM143 250H144V249H143ZM175 250H176V249H175ZM187 250H188V248H187ZM193 250H194V247H193ZM211 250H212V249H211ZM224 250L226 251V248H224ZM227 250H228V248H227ZM257 250H258V248H257ZM260 250H261V249H260ZM7 251H8V249H7ZM13 251H14V250H13ZM100 251H101V250H100ZM111 251H112V250H111ZM121 251H122V250H121ZM123 251H124V250H123ZM123 251H122V252H123ZM188 251H191V250H188ZM207 251H208V250H207ZM207 251H206V252H207ZM219 251H218V252H219ZM231 251H233V249H232V250L230 249V252H231ZM235 251H236V250H235ZM19 252H20V251H19ZM103 252H104V251H103ZM114 252H115V251H114ZM116 252H117V251H116ZM145 252L147 253L146 248H145ZM173 252H175V251H173ZM176 252H178V251H176ZM185 252H186V251H185ZM216 252H217V251H216ZM216 252H215V253H216ZM220 252H221V251H220ZM226 252H227V251H226ZM226 252H225V253H226ZM230 252H229V255L231 254ZM256 252H257V251H256ZM256 252H255V253H256ZM259 252L262 253V251H259ZM5 253H6V252H5ZM7 253H8V252H7ZM112 253H113V251H112ZM130 253H131V252H130ZM194 253H196V252H194ZM198 253H199V252H198ZM209 253H210V251H209ZM215 253H214V254H215ZM225 253H224V254H225ZM257 253H258V252H257ZM9 254H10V253H9ZM15 254H16V253H15ZM108 254H109V252L107 253V255H108ZM110 254H111V252H110ZM125 254H126V253H125ZM147 254H149V253H147ZM147 254H146V255H147ZM171 254H172V253H171ZM177 254H178V253H177ZM186 254H187V253H186ZM186 254H185V255H186ZM200 254H201V253H200ZM203 254H204V253H203ZM214 254H213V255H214ZM218 254H219V253H218ZM221 254H222V252H221ZM233 254H234V253H233ZM237 254H238V253H237ZM105 255H106V254H105ZM111 255H112V254H111ZM117 255H118V254H117ZM146 255H145V256H146ZM174 255H175V254H174ZM180 255H181V253H180ZM185 255H184V257H185ZM204 255H205V254H204ZM210 255H212V253H211ZM222 255H223V254H222ZM229 255H228V256H229ZM240 255H239V256H240ZM119 256H120V255H119ZM124 256H125V255H124ZM168 256H169V255H168ZM172 256H173V255H172ZM187 256H189V255H187ZM193 256H194V254H193ZM197 256H198V255H197ZM197 256H196V257H197ZM232 256H233V255H232ZM8 257H9V256H8ZM13 257H14V256H13ZM108 257H109V256H108ZM112 257H113V256H112ZM147 257H148V256H147ZM147 257H146V258H147ZM151 257H152V256H151ZM157 257H158V256H157ZM169 257H170V256H169ZM184 257H183V258H184ZM201 257H203V256H201ZM201 257H200V258H201ZM205 257H206V256H205ZM215 257H216V256H215ZM217 257H218V256H217ZM237 257H238V256H237ZM240 257L243 258L244 256H240ZM245 257H246V256H245ZM248 257L250 258V256H247V257H246L247 260H248ZM261 257H262V256H261ZM261 257H260V258H261ZM20 258H21V257H20ZM103 258H104V257H103ZM115 258H116V257H115ZM122 258H123V257H122ZM146 258H145V259H146ZM163 258H164V257H163ZM170 258H171V257H170ZM177 258H178V257H177ZM210 258H211V257H210ZM231 258H233V257H231ZM234 258H235V257H234ZM256 258H257V257H256ZM256 258H255V259H256ZM258 258H259V257H258ZM2 259H3V258H2ZM155 259H156V258H155ZM184 259H185V258H184ZM207 259H209V258H207ZM213 259H214V258H213ZM246 259H245V260H246ZM16 260H17V259H16ZM27 260H28V259H27ZM118 260H119V259H118ZM120 260H121V259H120ZM175 260H176V259H175ZM187 260H188V259H187ZM193 260H194V259H193ZM198 260H199V258L196 260V262H197ZM200 260H201V259H200ZM203 260H204V259H203ZM210 260H211V259H210ZM217 260H218V259H217ZM217 260H216V262H217ZM219 260H220V259H219ZM219 260H218V261H219ZM233 260H235V259H233ZM239 260H240V259H239ZM249 260H250V259H249ZM252 260H253V259H251V261H252ZM145 261H147V260H145ZM153 261H154V260H153ZM214 261H215V260H214ZM235 261L238 262L237 260H235ZM240 261H242L241 263L243 264V259H241ZM5 262H6V261H5ZM162 262L165 263L164 261H162ZM167 262H168V261H167ZM169 262H170V261H169ZM169 262H168V263H169ZM176 262H177V261H176ZM212 262H213V261H212ZM216 262H214V263H216ZM225 262H226V261H225ZM257 262H258V261H257ZM154 263H157V262H154ZM168 263H167V264H168ZM171 263H172V262H171ZM173 263L175 264L174 261H173ZM178 263H179V262H178ZM189 263H192V261L189 262ZM206 263H207V262H206ZM210 263H211V262H210ZM241 263L239 262V264H241ZM245 263H246V262H245ZM249 263H250V262H249ZM249 263H248V264H249ZM255 263H256V262H255ZM143 264H145V263H143ZM146 264H147V263H146ZM149 264H150V263H149ZM159 264H160V263H159ZM176 264H177V263H176ZM192 264H193V263H192ZM216 264H217V263H216ZM236 264H238V263H236ZM246 264H247V263H246Z\"/></svg>", "mask_w": 264, "mask_h": 264}]
</instances>
